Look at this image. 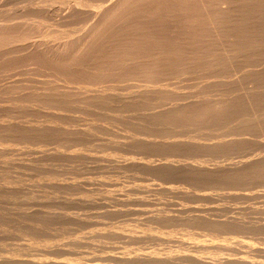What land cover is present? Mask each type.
Instances as JSON below:
<instances>
[{"label":"rangeland","instance_id":"1","mask_svg":"<svg viewBox=\"0 0 264 264\" xmlns=\"http://www.w3.org/2000/svg\"><path fill=\"white\" fill-rule=\"evenodd\" d=\"M102 1V2H101ZM112 1V2H111ZM0 0V21L3 20L0 23L1 26V35H0V39L3 37H1L2 35H6V37H4V40H0L1 41V47H0V207H2V209L0 208V256L2 258V256L4 257V259L0 258V264H28V262L25 263L24 260L31 262L30 264H197L199 262V264H209L208 262H215L218 259H222L224 258V260L226 261H220L222 264H228L227 262H229V264H240L242 260V264H245L244 261L248 262L250 260L251 263L255 262H261V263H257V264H262L264 262V257H261L262 253H264V215H261L262 213H264V161H262L261 166L260 163V157H262V160H264V122H262V120H264V0H135V4H134V0H125L122 3H120L119 5L116 6L115 9H113L114 11L112 12L113 15L111 13H106L105 17L107 16L109 17L108 14L112 15V18H108V20L103 19L102 20V25H104L103 29L101 28L102 25H99V21H101V19L99 18L96 19V16H98L100 13V10L98 9L99 7L103 8L104 10L107 7H110L112 5V3L115 2V0ZM141 1V2H140ZM154 1V2H153ZM187 1V2H186ZM221 3H218V2ZM255 1V2H254ZM40 2V3H38ZM91 2V4H90ZM107 2V3H106ZM108 2L110 5H108ZM129 2H132L133 5L130 3V5L128 4ZM139 2V3H138ZM151 2V3H150ZM175 2V3H174ZM178 2V3H177ZM184 2V3H182ZM208 2V3H207ZM211 2V3H210ZM217 2V3H216ZM224 2V3H223ZM81 3V4H80ZM89 3V4H88ZM93 3V4H92ZM102 3V4H101ZM165 3V4H164ZM202 3V5H201ZM207 3V4H206ZM236 3V4H235ZM72 4H75L72 5ZM107 4L106 8L105 5ZM143 4V5H142ZM212 4V5H211ZM219 4V5H218ZM244 4V5H243ZM20 5V6H19ZM23 5V6H22ZM35 5V6H34ZM78 5V7H77ZM85 5V6H84ZM102 5V6H101ZM125 5V6H124ZM127 5V6H126ZM179 5V6H178ZM205 5V6H204ZM210 5V6H209ZM224 5V6H223ZM19 6V7H18ZM28 8L26 9L25 7ZM41 8H40V7ZM87 6V7H86ZM130 6V7H128ZM132 6V7H131ZM220 6V7H219ZM18 7V8H17ZM41 9H39V8ZM43 7V9H42ZM94 10H92V14L91 17L89 16V14H91V11L89 13V10H91L92 8ZM95 7V8H94ZM135 7V8H134ZM140 7V8H139ZM183 7V9H182ZM188 7V8H187ZM213 9H212V8ZM20 8V9H19ZM38 11H37V9ZM75 8V10L73 9ZM88 8V9H86ZM97 8V9H96ZM101 8V10H102ZM163 8V9H161ZM179 8V9H177ZM205 10H204V9ZM222 10H221V9ZM224 8V9H223ZM24 9V10H23ZM68 9V10H67ZM72 9V10H71ZM79 9V10H78ZM124 9V11H123ZM126 9V10H125ZM144 11H143V10ZM177 9V10H176ZM181 9V10H180ZM199 9V10H198ZM16 12H14V11ZM17 10V11H16ZM44 10V11H43ZM74 10V11H73ZM83 10V11H82ZM88 10V11H87ZM99 10V13L97 11ZM122 10V12H121ZM149 10V11H148ZM168 10V12H167ZM172 10V11H171ZM203 10V11H202ZM208 10V11H207ZM220 10V11H219ZM43 11V12H41ZM76 11V12H75ZM81 11V12H80ZM87 11V13L85 14L84 12ZM215 11V12H214ZM8 12V13H7ZM18 12V13H17ZM25 12V13H24ZM27 12V13H26ZM31 15H30V13ZM46 12V13H45ZM66 12V13H65ZM95 12H97L95 14ZM193 12V13H192ZM14 13V14H13ZM22 13V14H21ZM83 13V14H82ZM89 13V14H88ZM122 13V14H120ZM186 15H185V14ZM188 13V14H187ZM204 13V14H203ZM20 14V15H19ZM38 14V15H36ZM48 14V15H47ZM55 14H60V15H64L63 16H59V15H55ZM88 14V15H87ZM190 14V15H189ZM203 14V15H202ZM10 17H8V16ZM18 15V16H17ZM47 15V16H46ZM71 15V16H69ZM84 15V16H83ZM117 15V16H116ZM120 15V16H118ZM176 17H175V16ZM206 15V18H205ZM211 15V16H210ZM213 15V16H212ZM6 17V19L4 17ZM12 16L14 18V16H16V19L14 18V20L16 21L15 23H13L14 21H12ZM23 16V18H21ZM36 16L35 19H32ZM57 16V17H56ZM88 16V17H87ZM114 16V19H113ZM160 16V17H159ZM170 16V17H169ZM173 16V17H172ZM221 16V17H220ZM28 17V18H27ZM30 17V18H29ZM50 17V18H49ZM72 17V18H71ZM84 17H87L86 19ZM94 17V18H93ZM130 17V18H129ZM137 17V18H136ZM141 17V18H140ZM164 17V18H163ZM185 17V18H184ZM189 17V20H188ZM193 17V18H191ZM197 17V19H196ZM10 18V19H8ZM44 18V20H43ZM54 20H53V19ZM58 18V19H57ZM60 18V19H59ZM62 18V19H61ZM70 18V21H69ZM95 19L94 21H91V19ZM103 18V17H102ZM133 18V20H132ZM148 18V19H147ZM209 18V19H208ZM22 20V22L17 20ZM39 19V20H38ZM42 19V21H41ZM47 19V20H46ZM56 19V21H55ZM65 19V20H64ZM85 19V21H84ZM88 19V20H87ZM92 19V20H93ZM138 19V20H137ZM168 19V20H167ZM194 19V20H193ZM24 20V21H23ZM34 20V21H33ZM58 20V21H57ZM64 20L66 22L63 23ZM98 22H97V21ZM107 21V25H106V21ZM117 20V21H116ZM150 20V21H149ZM205 20V22H204ZM9 21H12L11 24H15V25H8ZM18 21V23H17ZM40 21V22H39ZM55 21V22H54ZM105 21V23H104ZM174 21V22H173ZM199 21V22H198ZM35 22V23H33ZM47 22V24H49L50 22L55 25L56 22L59 23V25H64L63 28L60 26L59 28L57 26L55 27V25L53 26V24H49L51 29H53L51 26L55 27V29L57 28L56 32L52 31L53 35L52 36L50 31L47 30L48 26L47 25L45 27V24H43ZM70 24H69V23ZM91 22V23H90ZM94 22V23H93ZM99 25L98 28H100L99 30H101L99 32V30L95 29L97 24ZM113 22H115L113 24ZM165 22V23H164ZM168 22V23H167ZM198 22V23H197ZM223 22V23H222ZM241 22V23H240ZM247 22V23H246ZM5 23V24H4ZM18 25H17V24ZM21 23L24 24L21 25ZM35 24V26L37 28H40L39 26H43L44 28H46V30L44 28L38 29L36 30L33 26V24ZM39 23V25H37ZM41 23V25H40ZM100 23V24H101ZM104 23V24H103ZM109 23V24H108ZM118 23V24H117ZM187 23V24H186ZM193 23V24H192ZM213 23V24H212ZM20 24V27H19ZM29 25L28 27L26 25ZM83 24V25H82ZM84 24L89 27H86L87 29L84 27ZM122 24V25H121ZM156 24V25H155ZM191 26H188V25ZM197 24V25H196ZM207 24V25H205ZM213 26H212V25ZM5 25V26H4ZM17 25V26H16ZM69 27H68V26ZM72 25V26H70ZM106 25V26H105ZM112 25V26H109ZM116 25V26H115ZM126 28H125V26ZM131 25V26H130ZM187 25V26H186ZM196 25V26H195ZM220 25V26H219ZM235 25V26H234ZM9 27L8 29H6V27ZM15 26V27H14ZM22 26V27H21ZM33 26V27H31ZM82 26V28H81ZM95 26V27H92ZM114 26V27H113ZM134 26V27H133ZM163 26V27H162ZM186 26V27H185ZM26 27V28H24ZM67 27L71 30H68ZM92 27L94 30L89 28ZM124 27V28H123ZM129 27V28H128ZM173 27V28H172ZM175 27V28H174ZM213 27V28H212ZM216 27V28H215ZM221 27V28H220ZM3 28L5 29V31L7 30L8 32H5L3 30ZM21 28V29H20ZM34 28V29H33ZM60 28L63 29V32L60 31ZM66 28V29H65ZM85 28V29H84ZM108 28V29H107ZM153 28V29H152ZM168 28V29H167ZM189 28V29H188ZM198 28V29H197ZM201 28V29H200ZM215 28V29H214ZM244 28V29H243ZM29 31H28V30ZM59 29V30H58ZM82 29V30H81ZM84 29V30H83ZM107 29V30H106ZM111 29V30H110ZM133 29V31L131 30ZM172 29V30H171ZM183 29V30H182ZM187 29L189 31V33L187 32ZM34 30V31H33ZM36 30V32H35ZM81 30V33H80ZM93 32H92V31ZM95 30H97V34L95 33ZM146 32H145V31ZM199 30V31H198ZM12 31V32H11ZM19 31V32H18ZM33 35H31V32ZM41 31V32H40ZM43 31V33H42ZM59 31V34H57ZM85 31L84 36H86V34H88L89 32L92 34V36L90 35L91 38L93 39H88L89 36L85 37L83 36V32ZM118 31V32H117ZM180 31V32H179ZM222 33H221V32ZM246 31V32H245ZM28 32L30 34H28ZM40 34H39V33ZM47 33V36H49V34L54 38L52 39V37L50 39H46L45 37V33ZM61 32V33H60ZM66 32V33H65ZM73 34H72V33ZM137 32V33H136ZM163 32V33H162ZM177 32V33H176ZM187 32V35H185ZM206 32V33H205ZM244 32V33H243ZM5 33V34H4ZM8 33V34H7ZM11 33V34H10ZM17 33V34H16ZM23 33V34H22ZM36 33V35H34ZM37 33L39 35H37ZM41 33L44 35L43 39L41 37ZM71 33V34H69ZM89 33V34H90ZM142 33V34H141ZM146 33V34H145ZM149 33V34H148ZM20 34V35H19ZM26 34H28V36H26ZM56 34L58 36V40L56 39ZM61 34V39H59V35ZM62 34H65V37H62ZM88 34V35H89ZM96 34V35H94ZM158 34L160 35V37L158 36ZM171 34V35H170ZM201 34V35H200ZM208 36H207V35ZM216 34V35H215ZM229 34V35H228ZM30 35V36H29ZM67 35V36H66ZM72 35V36H71ZM147 35V37H146ZM156 35V36H155ZM196 35V36H195ZM17 36V37H16ZM26 36V37H24ZM39 36V37H38ZM64 36V35H63ZM81 36V37H78ZM82 36L83 39L85 40L82 41ZM145 36V37H144ZM182 36V38H181ZM185 36V37H184ZM187 36V37H186ZM192 38H191V37ZM195 36V37H194ZM222 36V37H221ZM10 37V38H9ZM21 37V38H20ZM30 37V38H29ZM32 37V38H31ZM41 37V38H40ZM50 37V36H49ZM47 37V38H49ZM76 42H73V38ZM81 38V41L84 42L85 44L83 45L81 41H79ZM96 37V38H95ZM125 37V38H124ZM141 37V38H140ZM144 37V38H143ZM189 37V38H188ZM226 37V38H225ZM7 38V39H6ZM18 38V39H17ZM20 38V39H19ZM34 38V39H33ZM36 38V40H35ZM63 38V40H62ZM66 40H65V39ZM72 38V39H71ZM102 38V39H101ZM139 38V39H138ZM27 41H26V40ZM31 39V40H29ZM40 39V40H39ZM97 39V40H96ZM151 39V40H150ZM177 39V40H176ZM183 39V40H182ZM187 42L185 43L186 40ZM211 39V41H210ZM223 39V40H222ZM43 40V41H41ZM70 42H69V41ZM95 42H94V41ZM101 40V41H100ZM150 40V41H149ZM166 40V41H165ZM194 40V41H193ZM23 41V43H22ZM34 41V42H33ZM41 41V42H40ZM47 41V43H46ZM52 43H51V42ZM56 42V44L54 42ZM62 41H66V43L62 42ZM88 41V42H87ZM91 41L93 42V45L91 44ZM121 41V42H120ZM141 41V42H140ZM144 41V42H142ZM147 41V42H146ZM154 41V42H151ZM164 41V42H163ZM193 42L192 43L190 42ZM215 41V42H214ZM218 41V42H217ZM31 42V43H30ZM45 42V43H44ZM49 42V43H48ZM78 42V43H77ZM90 42V43H89ZM119 42V43H118ZM134 42V43H133ZM227 42V43H226ZM4 43V44H3ZM31 44L29 46V44ZM33 43V44H32ZM44 43V44H43ZM82 46H81V44ZM89 45H88V44ZM137 43V44H136ZM139 43V44H138ZM142 43V44H141ZM150 43V44H148ZM154 43V44H153ZM158 43V44H157ZM163 43V44H162ZM177 43V44H176ZM180 43V44H179ZM191 43V44H190ZM21 47H20V45ZM25 44V45H24ZM42 44V45H41ZM49 46H48V45ZM69 46H66L68 45ZM71 44H75V45H71ZM84 48V50L82 49L81 52V47L79 45ZM145 44V46H143ZM156 44L158 46H156ZM163 46H162V45ZM176 44V47H175ZM187 46H186V45ZM35 45V46H34ZM37 45L40 47L39 49L37 48ZM47 45V46H45ZM56 45V46H55ZM138 47H137V46ZM150 45H152L150 47ZM161 45V46H159ZM168 45V46H167ZM172 45V46H171ZM180 45V46H179ZM184 45V46H183ZM190 45V46H189ZM18 46V48H17ZM32 46V47H31ZM65 46V47H64ZM78 46V47H77ZM107 46V47H106ZM134 46V47H133ZM141 46V47H140ZM151 48V49H155V53L153 52L154 50L151 49H143L145 48ZM31 47V50L29 49ZM68 47V48H66ZM71 47V48H70ZM77 47V48H76ZM101 47V48H100ZM120 47V48H119ZM143 47V48H142ZM157 47V48H155ZM159 47V49H158ZM168 47V48H167ZM187 47V48H186ZM232 47V48H231ZM15 48V49H14ZM33 48V49H32ZM36 48V49H35ZM42 48L44 50H42ZM49 48V49H47ZM74 48V49H73ZM77 49V53L79 52V54L76 53V51H71V50H76ZM80 48V50H79ZM91 48V50H90ZM94 48V49H93ZM114 48V49H113ZM130 48V49H129ZM136 48V49H134ZM139 48V49H138ZM166 49V50H173L172 52H168V56L165 51H162V49ZM176 48V50L174 49ZM178 48V50H177ZM181 48V49H180ZM186 48V49H185ZM18 49V50H17ZM35 49V50H34ZM52 49H55V51L53 50V52L51 51ZM57 49V50H56ZM87 51H86V50ZM111 49V50H110ZM139 51H138V50ZM142 49V50H141ZM158 49L159 51L156 52ZM192 49V50H191ZM5 50V51H4ZM42 51L41 53L38 52ZM119 50V51H118ZM133 50V51H132ZM135 50V51H134ZM148 52H147V51ZM188 52H185L187 51ZM30 51V52H29ZM43 51H47L45 53H43ZM142 51V52H141ZM183 51V53H182ZM192 51V52H190ZM38 52V53H37ZM50 54H49V53ZM52 52V53H51ZM58 52V53H56ZM74 53V56H77L74 58V56H72V53ZM135 52V53H134ZM144 52V53H143ZM153 52V53H152ZM166 53V54H162V53ZM175 52V54H174ZM180 52V53H179ZM190 52V53H189ZM31 53V54H29ZM56 53V54H55ZM70 53V54H69ZM134 53V54H132ZM139 53V54H138ZM149 55H148V54ZM162 54V57L160 54ZM171 53V54H170ZM186 53L187 57H186ZM189 53V54H188ZM194 56H192V54ZM212 53V55H211ZM36 54V55H35ZM40 54V55H39ZM42 54V56H41ZM45 54V56H44ZM47 54V55H46ZM57 55V56H53V55ZM61 54V55H60ZM77 54V55H76ZM81 54V55H80ZM100 54V55H98ZM132 54V55H129ZM140 55L139 57L136 55ZM147 54V55H146ZM154 54V55H153ZM159 57H158V55ZM191 54V55H190ZM37 55L39 57H37ZM51 57L49 58L48 57ZM60 55V56H59ZM80 55V56H79ZM136 57L137 60H134V56ZM153 55V56H151ZM156 55V57H155ZM164 55V56H163ZM175 57H174V56ZM183 57H182V56ZM221 55V56H220ZM26 56V57H25ZM44 56V57H43ZM132 56V57H131ZM147 57L146 60L143 61V59H145L144 57ZM179 56V57H178ZM192 56V57H191ZM208 56V57H207ZM29 57V58H28ZM37 57V58H36ZM47 57V59L45 58ZM55 57V58H54ZM58 57V59L56 58ZM62 57V58H61ZM95 57V58H94ZM143 57V59H142ZM150 57H153V61L150 62ZM155 57V58H154ZM164 57V58H163ZM167 57V58H165ZM177 57V58H176ZM199 57V58H198ZM54 60H53V59ZM63 61H61V59ZM134 58V59H131ZM150 58V59H148ZM218 58V59H217ZM73 59V60H72ZM81 59V60H80ZM94 59V60H93ZM97 59V60H96ZM109 59V60H108ZM114 59V60H113ZM140 59L141 64H140ZM157 59V60H155ZM162 59V60H161ZM178 59V60H177ZM189 59V60H188ZM194 61H192V60ZM215 59V60H213ZM53 60V61H52ZM57 60V61H56ZM75 60V61H74ZM77 60V61H76ZM122 60V61H121ZM160 60V62L158 61ZM170 60V61H169ZM175 60V61H174ZM185 60V62L183 61ZM187 60V62H186ZM57 63H56V62ZM60 61V63H58ZM138 66H136L135 62ZM154 61H158L157 63H154ZM162 61V64H161ZM170 62L169 64L167 62ZM173 61V62H172ZM51 62V63H50ZM55 62V63H53ZM64 62V63H63ZM65 62H70L69 64ZM76 62V64H75ZM118 62V63H117ZM166 62V63H165ZM180 62V63H178ZM183 62V64L181 63ZM189 62V63H188ZM195 62V63H194ZM24 65H23V64ZM62 63V64H61ZM85 63V64H84ZM116 63V64H115ZM123 63V65H122ZM148 64L151 63L150 67L149 66H143V64ZM177 63V64H176ZM185 63V64H184ZM53 64V65H51ZM95 64V65H94ZM120 64V67L117 65ZM133 64H135L133 66ZM155 65L153 67L157 68L156 72L154 71L155 69L152 68V65ZM158 64V65H157ZM159 64L163 65V69L162 70V66ZM171 64V65H170ZM173 64V65H172ZM192 64V65H191ZM45 65V66H44ZM59 65V66H58ZM65 65V66H64ZM82 65V66H81ZM170 65V67H169ZM180 65V66H179ZM185 65V66H184ZM64 66V67H63ZM70 69V71L67 69ZM70 66V67H69ZM104 66V67H103ZM142 67L146 70L148 69H152V73H158L159 70V74H156V77L154 74H152L149 71V73L145 71L142 72L141 69L142 68H138V67ZM158 66L161 67L158 69ZM167 66V67H166ZM172 66L174 68H172ZM193 66V67H192ZM199 66V67H198ZM15 67V68H14ZM62 67V68H61ZM66 67V68H65ZM83 67V68H82ZM85 67V68H84ZM100 67V68H99ZM132 67V68H131ZM137 67V68H136ZM208 67V68H207ZM50 70H47V69ZM60 68V69H59ZM65 68V69H63ZM96 68V69H95ZM120 68V69H119ZM135 71H134V69ZM169 68V69H168ZM176 68V69H175ZM179 68V69H178ZM191 68V69H190ZM23 69V71H22ZM26 69V70H25ZM53 69V70H52ZM55 69V70H54ZM99 69V70H98ZM123 69V70H122ZM133 69V70H132ZM139 71H138V70ZM154 69V70H153ZM175 69V70H173ZM178 69V70H177ZM184 69V70H183ZM28 70V72H27ZM31 70V72L29 73V71ZM58 70H62V71H58ZM64 70V72H63ZM82 70V71H81ZM87 70V71H86ZM106 70V71H105ZM113 70V71H112ZM121 70V71H120ZM130 70V71H129ZM139 73H136L137 71ZM170 70V71H169ZM173 72H172V71ZM177 70V71H176ZM183 70L184 73L181 71ZM193 70V71H190ZM41 74L40 76L38 74ZM46 71V72H44ZM69 71V72H68ZM163 71V72H162ZM165 71V72H164ZM167 71V72H166ZM181 71V72H180ZM211 71V72H210ZM19 72L21 74H19ZM49 72V73H48ZM67 72V73H66ZM83 72V73H82ZM93 72V73H92ZM95 72V73H94ZM115 72V73H114ZM118 72V73H117ZM120 72V73H119ZM129 72V73H128ZM180 72V73H179ZM195 72V73H194ZM12 73V74H11ZM26 73V74H25ZM47 73V74H46ZM56 73V74H55ZM64 73V74H63ZM102 73V74H101ZM126 75H125V74ZM131 73V75H130ZM134 73H136V77L134 76ZM148 75H147V74ZM154 75L152 77V75ZM182 73V74H181ZM28 74V75H27ZM43 74V76H42ZM50 74V76L48 75ZM53 74V75H52ZM68 74V75H67ZM90 74V75H89ZM123 74V75H122ZM165 74V75H164ZM167 74V75H166ZM9 75V76H8ZM48 77H47V76ZM98 75V76H97ZM138 75V76H137ZM163 75V76H162ZM174 75V76H173ZM193 75V76H192ZM12 76V77H10ZM21 76V77H20ZM48 80H47V78ZM52 76V78H51ZM97 76V77H96ZM142 78H141V77ZM146 76V77H145ZM149 76V77H148ZM165 76V77H164ZM14 77V78H13ZM17 77V78H16ZM19 77L21 79L22 82H20ZM31 77V79H30ZM35 77V78H34ZM57 77V78H56ZM69 77V78H68ZM73 78L74 80L72 81L71 78ZM134 77V78H132ZM138 77V78H137ZM152 77V78H151ZM158 77V78H157ZM163 77V78H162ZM170 77V78H169ZM177 79H176V78ZM11 78V80H9ZM33 78V79H32ZM37 78V79H36ZM47 80H41V79ZM51 78V79H50ZM57 80H55V79ZM59 78V79H58ZM76 78V79H75ZM98 78V79H97ZM146 78V79H145ZM154 78V79H153ZM157 78V79H156ZM194 78V79H193ZM197 80H196V79ZM213 78V79H212ZM217 78V79H216ZM235 78V79H234ZM25 79V80H24ZM27 79V80H26ZM51 81H50V80ZM54 79V80H53ZM61 79V80H60ZM81 79V81L79 80ZM85 81H84V80ZM137 79V80H135ZM149 79V80H148ZM151 79V81H150ZM164 79V80H163ZM176 79V80H175ZM179 79V80H178ZM183 79V80H182ZM215 79V80H214ZM33 82H31V81ZM38 80V81H37ZM59 80L61 82H59ZM62 80L66 81L63 82ZM77 80V81H76ZM90 80V81H89ZM105 80V81H104ZM129 80V81H128ZM159 80V81H158ZM172 80V81H171ZM196 80V81H195ZM203 80V82H202ZM12 81V82H11ZM15 81V82H14ZM19 83H18V82ZM26 81V82H25ZM28 81H30L31 83H29ZM39 86H37L35 83ZM42 81V82H41ZM44 81V82H43ZM49 81V82H48ZM53 81V82H52ZM58 81V83H57ZM75 81V82H74ZM92 81V82H91ZM104 81V82H103ZM127 81V82H125ZM138 81H143V82H138ZM155 81V82H154ZM174 81V82H173ZM207 81V82H206ZM214 81V82H212ZM217 81V82H216ZM18 84H17V83ZM71 82V83H70ZM81 82V83H79ZM87 83V84H84ZM94 82V83H93ZM147 82V83H144ZM170 82V83H169ZM9 83V86H8ZM22 83V85L20 86L19 84ZM47 85L44 86V84ZM49 83V84H48ZM52 83V84H51ZM62 83V86H61ZM76 83V84H75ZM92 83V85H91ZM106 83V84H105ZM108 83V86H107ZM168 83V84H167ZM199 83V84H198ZM11 84V85H10ZM28 84V85H27ZM35 84V86H34ZM43 86H42V85ZM54 84V85H53ZM56 84V86H55ZM66 84V85H64ZM72 84V85H71ZM83 84V85H82ZM89 84V85H88ZM94 84V86H93ZM98 84V85H97ZM101 87L103 86L105 88V90L108 92L104 93L96 91L98 89H96L95 87L99 88L100 90V85ZM120 84V85H119ZM139 84V85H138ZM144 85V86H141ZM154 84V85H153ZM156 84V85H155ZM162 84V85H161ZM7 85V86H6ZM14 85H17L15 87H17V89L14 87ZM26 86L25 88L22 86ZM32 87L30 88L29 87ZM50 87H49V86ZM75 85V86H74ZM91 85V86H90ZM97 85V86H96ZM116 85V86H115ZM124 85V86H123ZM147 85V86H146ZM74 86V88L72 89V87ZM78 86V87H77ZM86 86V87H85ZM110 86V87H109ZM114 86V87H113ZM135 86V87H133ZM138 86V87H137ZM151 86V89L149 88ZM222 86V87H221ZM14 88L13 91L12 89L9 88ZM20 89H19V88ZM22 87V88H21ZM37 87V88H36ZM43 87V88H42ZM45 87V88H44ZM62 87V88H61ZM144 87V88H143ZM149 90H148V88ZM163 87V88H162ZM185 87V88H184ZM4 88V89H3ZM64 88V89H63ZM110 88V89H109ZM133 88V89H132ZM136 88H140V89H136ZM142 88V89H141ZM6 89V90H5ZM23 89V90H21ZM44 89V90H43ZM80 89V90H79ZM96 89V90H95ZM123 89V90H122ZM145 89V90H143ZM197 89V91H196ZM203 89V90H202ZM215 89V90H214ZM11 90V93H10ZM19 90V91H17ZM75 90H79L76 91ZM86 91L83 93V91ZM95 90V92L93 91ZM110 90V91H109ZM118 90V91H117ZM135 90V91H134ZM137 90V91H136ZM142 90V91H140ZM261 90V91H260ZM8 91V92H7ZM22 91V92H21ZM82 91V93H80ZM101 91L102 88H101ZM112 91V92H111ZM130 91V92H129ZM156 91V92H155ZM159 91V92H158ZM200 91V93H199ZM202 91V92H201ZM17 92V93H16ZM26 92V94H25ZM80 94H79V93ZM93 92V93H92ZM135 92V93H134ZM53 93V94H52ZM98 94L101 93L100 97H97V95H92L91 94ZM105 93L106 96H105ZM118 93V94H116ZM128 93V94H127ZM192 93V94H191ZM196 95H195V94ZM262 93V94H261ZM11 94V95H10ZM70 94V95H69ZM73 94V95H72ZM76 96H75V95ZM88 94V95H87ZM110 94V95H109ZM123 94V95H122ZM213 94V95H212ZM55 97H54V96ZM90 95V96H89ZM127 95V96H126ZM168 95V96H167ZM207 95V96H206ZM5 96V97H4ZM49 96V97H48ZM94 96V97H93ZM106 101H102L103 98ZM139 96V97H138ZM53 97V98H52ZM80 97V98H79ZM92 97V98H91ZM97 97V98H96ZM108 97H110L108 99ZM113 97V98H112ZM123 97V100H122ZM153 97V98H152ZM84 98V99H83ZM99 98V99H98ZM148 98V99H147ZM215 98V100H214ZM223 98V100H222ZM252 98V99H251ZM259 98V99H258ZM14 99V100H13ZM55 99V100H54ZM80 99V100H79ZM93 100L94 102L98 103H94L91 100ZM98 99V100H97ZM177 99V100H176ZM188 99V100H187ZM48 100V101H47ZM98 102H97V101ZM100 100V101H99ZM191 100V101H190ZM218 100V101H216ZM228 100V101H227ZM248 100H251L248 102ZM62 103H61V102ZM220 101V102H219ZM58 102V103H57ZM88 104H86V103ZM90 102V103H89ZM180 102V104L178 103ZM182 102V103H181ZM186 102V103H184ZM190 102V103H189ZM195 102V103H194ZM208 104H207V103ZM219 104H218V103ZM222 102V103H221ZM238 102V103H237ZM249 105H247L248 103ZM25 103V104H24ZM31 103V104H30ZM34 103V105H33ZM38 103V104H37ZM80 103V106H79ZM104 105H103V104ZM110 103V105H109ZM116 103V104H115ZM155 103V104H154ZM199 105H198V104ZM216 103V105H214ZM246 103V104H245ZM256 103V104H255ZM3 104V105H2ZM19 104V105H18ZM24 104V105H23ZM30 104V105H29ZM36 104V105H35ZM47 104V105H46ZM51 104V105H50ZM54 106H53V105ZM73 105V106H70ZM75 104V105H74ZM96 105V106H89L88 105ZM102 104V105H101ZM158 104V105H157ZM191 104V105H190ZM196 104L198 105V107L196 106ZM209 104L211 106H209ZM233 104V106H232ZM254 104L253 107L255 109H253L252 105ZM40 105V106H39ZM60 105V106H59ZM69 107H67V106ZM85 105V106H83ZM169 105L166 109L165 107ZM173 105V106H172ZM207 105V107H206ZM235 105V106H234ZM28 106L29 110H26ZM37 106H39L37 108ZM42 106V107H41ZM45 106V107H44ZM53 106V107H52ZM100 106V107H98ZM106 106V107H105ZM109 106V107H108ZM111 106L113 107V109L111 108ZM122 106V107H121ZM152 106V107H151ZM161 106V108H157ZM165 106V107H164ZM180 106V107H179ZM183 106V108H181ZM194 106L195 109L193 108ZM200 106L204 107L203 111L204 114H206V110H207V114L205 116L203 115L202 111H197L200 110ZM214 106L215 110H219L220 114H218L219 112L217 111V113L214 110ZM220 106V107H219ZM225 106V108L223 107ZM231 108H230V107ZM241 106V107H240ZM9 107V108H8ZM21 107V108H20ZM25 107V108H23ZM31 107V108H29ZM34 107V108H33ZM36 107V109H35ZM46 109H44V108ZM58 107L60 109H58ZM63 107V109H62ZM67 107V108H66ZM72 107V108H71ZM74 107V109H73ZM84 107V108H83ZM91 107V110H90ZM119 107V108H118ZM154 107V108H153ZM173 107V108H170ZM213 108L212 110L209 111V109ZM219 109H218V108ZM235 107V109H234ZM244 107V108H243ZM40 108V109H39ZM48 108V109H47ZM54 108V109H53ZM69 108V109H68ZM79 108V109H77ZM88 108V110L86 109ZM96 108H98V110H96ZM116 108V110H115ZM185 108V109H184ZM188 108V109H187ZM191 110H190V109ZM209 108V109H208ZM224 110H223V109ZM251 108V110H250ZM17 109V110H16ZM62 109V111H60ZM104 109V110H103ZM119 109V110H118ZM160 109V110H159ZM164 109V110H162ZM179 109V110H178ZM222 111H221V110ZM234 109V110H232ZM22 110V111H20ZM39 110L40 113L37 111ZM52 114H49V112ZM57 110V111H56ZM67 110V111H66ZM83 110V111H82ZM87 110V111H86ZM90 110V111H89ZM103 110V111H102ZM107 110V111H106ZM172 110V111H171ZM184 110V111H181ZM186 110V111H185ZM202 110V108H201ZM214 110V111H213ZM232 110V111H231ZM237 110V113L236 111ZM244 110V111H242ZM247 110L249 112H247ZM257 110V114L255 113V111ZM262 110V111H261ZM94 113H92V112ZM96 111V113H95ZM112 111V112H111ZM117 111V112H116ZM138 111V112H137ZM169 111V112H168ZM192 114V111L194 113V111L196 112L195 114H192L196 117V119H194L195 117L192 116L189 112ZM227 111V112H225ZM232 113H230V112ZM11 112V113H10ZM46 112L48 113L46 115ZM61 112V113H60ZM64 112V116H62V113ZM89 112V113H88ZM100 112V114H99ZM172 112V113H170ZM180 112H184L186 113L185 115L180 114ZM214 112V113H213ZM224 112V113H223ZM233 112L236 114H233ZM246 114H245V113ZM39 113V114H37ZM112 113V115H111ZM168 113V114H167ZM202 113V114H201ZM238 113L240 119L238 118ZM242 113V114H240ZM254 113V114H253ZM261 115H260V114ZM42 114H44L43 116H41ZM55 114H58L55 116ZM66 114V115H65ZM69 114V115H68ZM73 114V115H72ZM76 114V115H75ZM86 114V115H84ZM103 114V115H101ZM117 116H116V115ZM180 114V115H179ZM200 114V115H199ZM210 116H209V115ZM226 116L224 117L223 116ZM245 114V115H244ZM251 114V115H250ZM252 114L254 117H252ZM260 117L259 120L257 118V116ZM3 115V116H2ZM22 115V116H21ZM38 115V116H37ZM60 115V117H59ZM95 115V116H94ZM101 117V119L98 117ZM108 115V116H107ZM112 117H111V116ZM122 115V116H121ZM127 115V116H126ZM166 115V116H165ZM174 115V116H172ZM177 115V116H176ZM181 115L182 118L184 116H187V118H183L185 121H181L183 119H181ZM209 117H208V116ZM212 115H216V122L219 121V116L220 119L221 116L224 117L226 119H222V121L219 123L215 122V117L213 116V118L210 119V117H212ZM218 115V116H217ZM231 117H230V116ZM19 116V117H18ZM48 116V117H47ZM58 116V117H57ZM68 116V117H67ZM78 116V120L77 117ZM83 119H82V117ZM110 116V118H109ZM177 118H176V117ZM180 116V117H179ZM191 116V117H190ZM202 116V117H201ZM228 116V118H227ZM235 117V120L231 123V121L233 120V118ZM243 116V117H242ZM246 116H248L247 118L251 121H249L248 119H246ZM256 116V118H255ZM6 117V118H4ZM18 117V118H17ZM33 117V118H32ZM41 119H40V118ZM71 117V119H70ZM74 117V118H73ZM88 117V119L86 118ZM96 117V118H95ZM98 117V118H97ZM104 117V118H103ZM118 117V118H117ZM123 117V118H122ZM171 119H169V118ZM190 117V118H188ZM218 117V118H217ZM251 117V118H250ZM262 117V118H261ZM34 118H36L35 120L37 121L35 123ZM54 118V119H53ZM59 118V119H58ZM65 118V119H64ZM85 118V119H84ZM95 118V119H94ZM174 118V120H173ZM176 118V119H175ZM181 120H178V119ZM208 118V119H207ZM238 118V119H237ZM254 118L256 120H254ZM29 119V120H28ZM53 119V120H52ZM68 119V121H67ZM103 119V120H102ZM106 119V120H105ZM169 119V120H168ZM193 119L195 120V122L199 121V124L202 122V126L198 125L197 123L196 125L192 124L194 121L190 120ZM205 119V121H204ZM208 121H207V120ZM213 119V120H212ZM218 119V120H217ZM232 119V120H231ZM248 120L249 122H246V120ZM253 119V121H252ZM3 120V121H2ZM26 120V121H25ZM31 120V121H30ZM44 120V121H43ZM48 120V121H47ZM63 120V121H62ZM75 120V121H74ZM81 122H80V121ZM85 120V121H84ZM96 120V121H95ZM102 122H101V121ZM126 120V121H125ZM132 120V121H131ZM178 120V121H177ZM186 120L188 122H190V125L188 122H186ZM211 122H210V121ZM223 120L226 122H223ZM228 120L229 124H228ZM245 120L246 124L243 123V121ZM10 121V122H9ZM17 123H16V122ZM59 121L61 123H59ZM67 123H66V122ZM71 121V122H70ZM89 121L90 122V126H89ZM104 121V122H103ZM106 121V122H105ZM114 121V122H113ZM128 121V122H127ZM171 121V122H170ZM180 121V124L178 123ZM203 121L206 123L205 125L207 126H211L212 129H216V130H212L213 132H210V129L206 127H204L205 125H203ZM240 121V123H239ZM257 121V122H256ZM14 122V123H13ZM28 122V123H27ZM40 122V123H39ZM43 122V123H41ZM47 124H45V123ZM53 122V123H52ZM75 122V123H74ZM88 124H87V123ZM92 122H94L92 124ZM108 122V123H107ZM162 122V124H161ZM174 124H173V123ZM177 122V123H176ZM185 122V123H184ZM210 122V123H209ZM214 122V123H212ZM236 122V123H235ZM254 122V123H252ZM8 123V126H7ZM59 123V124H58ZM70 123V125H69ZM81 123V124H80ZM85 123V124H84ZM153 123V125H152ZM223 123V124H222ZM239 123V124H238ZM245 125H243V124ZM249 123V125L247 124ZM258 123V124H257ZM27 126H25V125ZM34 126H30V125ZM50 124V125H49ZM62 124V125H61ZM92 124V126H91ZM166 124V125H165ZM179 124V125H176ZM218 125V126H214V125ZM228 124V125H227ZM232 124V125H231ZM252 124V125H250ZM16 127H15V126ZM39 125H41L40 127H38ZM44 125V126H43ZM49 125V126H48ZM55 125V126H54ZM61 125V126H59ZM72 125V126H71ZM80 125V127H79ZM96 125V126H95ZM106 125V127H104ZM163 125V126H162ZM174 125V129L172 128V126ZM213 125V126H212ZM223 125V126H222ZM228 127H226V126ZM238 125V127H237ZM247 125V126H246ZM36 126V128H35ZM51 126V128H49ZM54 126V127H53ZM63 126L65 128H63ZM89 126V127H88ZM116 126V127H115ZM130 126V127H129ZM151 126H156L153 130L151 128ZM160 127V129L164 128L163 130H158V128ZM165 126V127H164ZM171 126V127H168ZM182 126L180 128V130L176 131V127ZM189 126V127H186ZM192 126V127H191ZM222 126V129L220 130V127ZM234 128H238V130L233 129ZM241 126V130L239 131V128ZM28 127V128H27ZM38 127V128H37ZM44 127V130H43ZM56 127V130H55ZM69 127V128H67ZM93 127V128H92ZM99 127V128H98ZM101 127V129H100ZM108 127V128H107ZM158 127V128H157ZM190 134H187V132ZM202 127V128H201ZM219 127V128H217ZM226 129H225V128ZM230 127H231V131H230ZM260 127V128H258ZM25 128V129H22ZM78 128V129H77ZM80 128V129H79ZM85 128V129H84ZM87 128V129H86ZM90 130H89V129ZM117 128V129H116ZM171 128V129H170ZM188 128V129H187ZM197 128V129H195ZM199 128V129H198ZM201 128V130H200ZM204 128V129H203ZM246 128V129H244ZM17 129L16 132V136L14 135L15 131ZM19 129V131H18ZM30 129V130H28ZM40 129V130H39ZM51 129V131L49 130ZM58 129V130H57ZM60 129V130H59ZM64 129V130H62ZM73 129V130H71ZM91 129L92 132H91ZM96 129V131H95ZM100 129V130H99ZM107 129V130H106ZM170 131H169V130ZM207 129L208 133H206L207 131L205 130ZM229 129V130H228ZM5 132H4V131ZM9 130V131H8ZM14 130V131H13ZM26 130V131H25ZM80 130V131H79ZM104 130V132L102 131ZM113 130V132H112ZM134 130V131H133ZM154 130H158L159 133H161L160 131H162V137H160L158 135V138L154 133L156 131ZM172 130H174V133L172 134H168L170 132H173ZM190 130V131H188ZM192 130H197L195 133L199 134L198 136H195L194 132ZM227 130V132L225 131ZM234 130V131H233ZM253 130V132H252ZM256 130V131H255ZM23 131V134L22 132ZM42 131V132H39ZM44 131V133H43ZM51 133H50V132ZM64 133H63V132ZM82 131V134H81ZM101 131V132H100ZM157 131V132H158ZM183 131V132H181ZM201 131V132H200ZM218 131V132H217ZM244 131V133H243ZM28 132V133H27ZM49 132V133H48ZM61 132V133H59ZM67 132V133H66ZM84 132V133H83ZM107 132V134L105 135V133ZM111 132V133H109ZM117 132V133H116ZM124 132V133H123ZM153 132V133H152ZM167 132V133H166ZM186 132V134H185ZM215 132V133H214ZM222 132V133H221ZM243 134H242V133ZM31 133V134H30ZM41 133V134H40ZM47 133V135L45 134ZM56 133V134H55ZM78 133V134H76ZM80 133V135H79ZM97 133V134H96ZM131 133V134H130ZM152 133V134H151ZM180 133V134H179ZM182 133H184L182 135ZM212 133V135H211ZM218 135H217V134ZM226 133V134H225ZM233 133V134H232ZM238 133V134H237ZM253 133V134H250ZM34 134V136H33ZM38 134V135H37ZM52 134V135H51ZM61 134V135H60ZM92 134V135H91ZM155 137H154V135ZM168 134V135H165ZM193 134V135H192ZM232 134V135H231ZM37 135V136H36ZM42 135V136H41ZM43 135L46 136V138H43ZM72 139H69V137ZM84 135V136H83ZM90 135V136H89ZM108 135V136H107ZM172 135V136H170ZM203 137H201V136ZM206 135V136H205ZM208 135V136H207ZM211 135V136H210ZM217 135V136H216ZM223 135V136H222ZM226 135V136H225ZM230 135V136H229ZM249 135V136H248ZM260 135V136H259ZM24 136V137H22ZM26 136V137H25ZM30 136V139L28 138ZM49 136V137H48ZM54 136V137H53ZM59 136V137H58ZM66 136V137H65ZM86 136V137H85ZM165 136V137H164ZM187 136V137H186ZM205 136V137H204ZM214 136V137H213ZM229 136V137H228ZM241 136V137H240ZM6 137V138H5ZM10 137V138H9ZM14 137V138H13ZM17 137V138H16ZM22 137V138H21ZM35 137V138H34ZM37 137V138H36ZM53 139L51 140L50 139ZM90 137V138H89ZM153 137V138H152ZM177 137V138H176ZM185 137V138H184ZM194 137L196 139H194ZM198 137V138H197ZM210 139H209V138ZM244 137V138H243ZM246 137V139H245ZM6 140H5V139ZM8 138V139H7ZM17 140H16V139ZM19 138V139H18ZM40 138V139H39ZM56 138V139H55ZM82 140H81V139ZM93 138V141H92ZM157 140H155V139ZM163 138V139H162ZM165 138V140H164ZM170 138V139H169ZM176 138V139H175ZM184 138V139H183ZM225 138V139H224ZM228 138V139H227ZM234 138V139H233ZM239 138V139H238ZM243 138V139H241ZM15 139V140H13ZM24 141H22V140ZM38 139V140H37ZM60 139V140H58ZM117 139V140H116ZM191 139V140H190ZM208 139V140H207ZM220 139V141H219ZM233 139V140H232ZM239 141H238V140ZM257 139V140H256ZM261 139V140H260ZM2 140V141H1ZM4 140V141H3ZM27 140V141H26ZM49 140V141H48ZM56 140V141H54ZM65 140V142H64ZM71 140V141H70ZM75 140V141H74ZM80 140V141H79ZM85 140V141H84ZM101 140V141H100ZM104 140V143H103ZM155 140V143H154ZM176 140V142H175ZM182 140V141H181ZM188 140V141H187ZM197 140V142L195 141ZM213 140H215L213 142ZM224 140V142H223ZM232 140V141H231ZM241 140V143H240ZM22 141V142H21ZM40 141V142H39ZM47 143H45V142ZM52 141V142H51ZM54 141V142H53ZM63 141V142H62ZM69 144H68V142ZM113 141V142H112ZM162 141V142H161ZM169 141V142H167ZM178 141H181L179 143H177ZM185 141V142H183ZM192 143H191V142ZM195 141V143H193ZM201 143H200V142ZM217 141V142H216ZM229 141V142H228ZM17 142V143H16ZM34 144L32 145L31 143ZM42 142V143H41ZM56 142V143H55ZM60 142V144L58 143ZM62 142V143H61ZM72 144H71V143ZM87 142V144H86ZM89 142V143H88ZM96 142V143H95ZM183 142V143H182ZM190 142V143H189ZM205 144H204V143ZM208 142L210 144H208ZM219 142V143H218ZM221 142V143H220ZM228 142V143H227ZM244 142V143H243ZM13 143V144H12ZM20 143V144H19ZM41 143V144H40ZM76 143V144H74ZM82 143V144H81ZM150 143V144H149ZM169 143V144H168ZM218 143V146L217 144ZM226 143V144H225ZM238 143V144H237ZM240 143V145H239ZM5 144V145H4ZM12 144V146H10ZM48 144V145H47ZM59 144V145H58ZM64 144V145H63ZM68 144V146H67ZM74 144V145H73ZM92 144V146H91ZM106 144V145H105ZM111 144V145H110ZM130 144H132L133 147L129 146ZM183 144V145H182ZM186 144V145H185ZM195 146H194V145ZM199 144V145H198ZM203 144V145H202ZM207 144V145H206ZM212 144L214 146H212ZM225 144V146H224ZM232 144V145H231ZM234 144L236 146H234ZM17 145V146H16ZM22 145V146H21ZM27 145V146H26ZM53 145V146H52ZM56 145V147H55ZM71 145V146H70ZM104 145V147H102ZM109 145V146H107ZM119 145V146H118ZM124 145V146H123ZM128 145V146H127ZM185 145V147L183 148V146ZM209 145V146H208ZM223 145V147H222ZM228 145V146H227ZM257 145V146H256ZM2 146V147H1ZM24 146V147H23ZM26 146V147H25ZM34 146V147H33ZM46 146V147H45ZM60 146V147H58ZM62 146V148H61ZM66 146V147H65ZM105 146L107 148H105ZM160 146V148H158ZM180 146V147H179ZM192 146V147H191ZM202 146V147H201ZM212 146V147H211ZM220 146V147H219ZM234 148V149H230ZM11 147V148H10ZM23 147V148H22ZM31 147V148H30ZM91 147V148H90ZM110 147V148H109ZM125 147V148H122ZM130 147V148H128ZM139 147V148H138ZM146 147V148H145ZM156 147V148H155ZM175 147V148H174ZM195 147V148H194ZM198 147L200 149H198ZM204 147V148H203ZM210 149V151L208 150V148ZM228 147V148H227ZM3 148V149H1ZM7 148V149H6ZM15 148V149H14ZM17 148V149H16ZM52 148V149H51ZM90 148V149H89ZM97 148V149H96ZM116 148V149H115ZM118 148V150H117ZM121 148V149H120ZM127 148V149H126ZM136 148V149H135ZM138 148V149H137ZM141 148V149H140ZM177 150H174L176 149ZM193 148V149H192ZM216 148H219V151L217 149V151L219 152L217 154ZM224 148V151L223 149ZM226 148V149H225ZM237 148V150H236ZM247 150H245V149ZM259 150H258V149ZM22 149V150H21ZM26 149V150H25ZM36 149V150H35ZM50 149V150H49ZM57 152H56V150ZM92 149V150H91ZM110 149V150H109ZM114 149L116 151H114ZM120 149V150H119ZM131 149V151L129 150ZM149 149V150H148ZM155 152H154V150ZM159 149V150H158ZM209 151V155L207 154ZM212 149V150H211ZM229 149V150H228ZM239 149V150H238ZM255 152H252L254 151ZM11 150V151H10ZM15 150V151H13ZM18 152H17V151ZM31 150V152L29 151ZM34 150V151H32ZM55 150V151H54ZM84 150V151H83ZM91 150V151H90ZM113 150V151H111ZM125 150V151H124ZM127 150V151H126ZM137 150V152H136ZM142 152H141V151ZM158 150V151H157ZM170 150V151H169ZM186 154H182L183 151ZM192 151L193 156H191V153L189 152ZM200 150V151H199ZM201 150L203 152H201ZM206 150V151H205ZM228 150V151H227ZM236 150V151H234ZM242 151V155L240 154ZM247 152L244 153L243 152ZM249 150V151H248ZM21 151V152H19ZM23 151V153H22ZM50 151V152H49ZM60 151V153H59ZM71 151V152H70ZM75 151V152H74ZM77 151V152H76ZM124 151V152H123ZM150 151V152H149ZM159 151H162L163 154H161L162 152H160V156L157 155L156 153H159ZM182 151V152H181ZM214 151V152H213ZM251 151V152H250ZM257 151V152H256ZM259 151V153H258ZM13 152L15 153V155L13 154ZM33 152V153H32ZM38 152V153H37ZM82 152V153H81ZM118 152V153H117ZM128 152V153H127ZM141 152V153H140ZM154 152V153H153ZM170 152V154H168ZM177 154L174 155L173 154ZM188 152L190 154H188ZM194 152L197 154V156L194 154ZM207 152V153H206ZM236 152V153H235ZM240 152V153H238ZM250 152V154H249ZM5 155H4V154ZM11 153V154H10ZM19 153V154H16ZM26 155H25V154ZM45 153L47 155H45ZM52 153V154H51ZM63 153V154H62ZM70 153V154H69ZM123 153V154H122ZM132 153V154H130ZM146 153L148 155H146ZM151 153V154H149ZM204 153V154H203ZM225 153V154H224ZM238 153V154H237ZM244 153V155H243ZM252 153H254L252 155ZM10 154V156H9ZM29 154V155H28ZM41 154V155H40ZM67 154V156H66ZM72 154V155H71ZM87 155V157L85 155ZM139 154V155H138ZM141 154V155H140ZM145 154V155H144ZM153 154V156H151ZM168 154V155H166ZM210 154L212 155L210 157ZM231 154V155H229ZM250 156H249V155ZM262 154V155H261ZM19 155V156H18ZM25 155V156H24ZM36 155V156H35ZM44 155L43 157H40ZM59 155V156H58ZM74 155V156H73ZM80 157H79V156ZM93 155V156H92ZM164 155V156H163ZM169 155H170V159H169ZM181 155V156H180ZM199 155V156H198ZM208 155V156H207ZM226 155V156H225ZM228 155V156H227ZM236 158H235V156ZM237 155L239 156L237 158ZM15 156V157H14ZM21 156V157H20ZM27 156V157H26ZM45 156L47 158H45ZM51 156V157H50ZM72 156V157H70ZM78 156V157H77ZM86 158H85V157ZM130 156V157H128ZM134 156V157H133ZM185 156V158H184ZM260 156V157H259ZM24 157V158H23ZM50 157V158H49ZM63 157V159H62ZM70 157V158H68ZM127 157V158H125ZM155 157V159H154ZM176 157V158H174ZM204 157V158H203ZM205 157H207L205 159ZM13 158V159H12ZM16 160H15V159ZM23 158V159H22ZM82 161H81V159ZM88 158V159H87ZM110 158V159H109ZM149 158V159H148ZM157 158V159H156ZM192 158V159H191ZM202 158V159H201ZM210 158V159H209ZM248 158V159H247ZM250 158L253 160H256L258 164L255 163V161L253 162L252 160H250ZM259 160H258V159ZM25 159V160H24ZM50 159V160H49ZM84 159V160H83ZM151 159V160H150ZM198 159V160H197ZM200 159V160H199ZM204 159V161H202ZM229 159V160H228ZM236 159V160H235ZM238 159V160H237ZM13 162H12V161ZM27 160V161H26ZM53 160V161H52ZM73 160V161H71ZM77 160V161H75ZM144 160V161H142ZM148 160V161H147ZM162 160V161H161ZM180 160V161H179ZM190 163H189V161ZM197 160V162H196ZM244 160V161H241ZM249 160V161H248ZM29 161H31V164ZM84 161V162H83ZM90 161V162H89ZM147 161V162H146ZM158 161V162H157ZM182 161V162H181ZM188 161V164H187ZM199 161V162H198ZM227 161V163H226ZM231 161V162H230ZM236 161V162H235ZM255 163V165H250L248 163ZM4 162V163H1ZM8 162V163H7ZM10 162V163H9ZM13 164H12V163ZM22 164H20V163ZM23 162H25L23 164ZM30 164H29V163ZM65 162V163H64ZM70 162V163H69ZM72 162V163H71ZM79 162V163H78ZM161 162V163H160ZM177 162V164H175ZM184 162V163H183ZM185 162H186V166H185ZM196 162V163H195ZM208 162V163H206ZM213 162V163H212ZM244 164H242V163ZM6 163V164H5ZM37 163V164H36ZM55 163V164H54ZM87 163V164H86ZM128 163V164H127ZM149 163V164H148ZM164 163H166L165 167ZM169 163V164H168ZM183 163V164H182ZM203 163V165H202ZM205 163V164H204ZM211 163V165H210ZM218 167L215 168L216 164ZM225 163V164H224ZM229 163V164H228ZM235 163V165H234ZM250 166V167H246L245 166ZM3 164V165H2ZM12 164V165H11ZM18 166H16V165ZM68 164V165H67ZM93 165L91 167V165ZM120 164V165H119ZM122 164V166H121ZM136 164V165H135ZM141 164V165H140ZM145 164V166H144ZM168 164V165H167ZM170 164H173V168L171 169ZM182 164V166H181ZM190 164H195V166H191ZM198 164V165H197ZM199 164L201 166H199ZM215 164V165H214ZM232 164V165H231ZM2 165V166H1ZM10 165V166H9ZM14 165V166H13ZM22 165V166H21ZM26 165H29L26 167ZM34 167H36L35 169H32ZM39 165V166H38ZM51 165V167H50ZM58 165V166H57ZM85 165V166H84ZM139 165V166H137ZM162 167H161V166ZM176 165V166H175ZM192 167V168H190ZM214 165V166H213ZM7 166V168H6ZM38 166V167H37ZM141 166V167H140ZM144 166V167H143ZM149 166V167H148ZM170 166V167H167ZM179 166V169L178 167ZM203 166V167H202ZM222 166V167H221ZM225 166V167H224ZM230 166V167H229ZM235 166V167H234ZM243 166V167H241ZM5 167V168H4ZM71 167V168H70ZM91 167V168H90ZM137 167V168H136ZM153 167V168H152ZM167 167V168H166ZM174 167H176V169L180 170H176ZM182 171H181V169ZM184 167V168H183ZM199 167V168H198ZM207 167L209 169L207 170ZM213 167V168H212ZM231 167H234L232 169H230ZM236 167H238L237 169H235ZM255 167V168H254ZM262 167V169L260 170V168ZM18 168V169H17ZM43 168V169H42ZM112 168V170H111ZM114 168V169H113ZM136 168V169H134ZM139 168V169H138ZM149 169L150 170H145ZM155 168V169H154ZM164 168H166V170H164V173L162 172ZM170 168V169H168ZM188 168L190 171H188ZM220 169L219 171L217 170ZM224 168H226V170L229 168V174L231 173V171L236 172L237 175H240V173L242 172L243 175L245 177H243L245 180H250L248 182L244 181L243 178H241L243 175L239 176V179L237 178L238 176L232 172L231 174L235 175V176H231L230 175H226L228 174L227 171L225 170L224 172ZM240 168H242V170H246V172L244 173ZM247 168V169H246ZM249 168H252V170H250ZM259 168V169H258ZM26 169L28 170V172L26 171ZM31 169V170H30ZM39 169V170H38ZM122 169V170H120ZM133 169V170H132ZM153 169V171L151 170ZM185 169V170H183ZM195 169L197 171L196 175L193 174ZM202 169V170H201ZM205 169V170H204ZM212 169L214 171V173H217L219 175L218 172H220V174L223 171V174L221 175H215L212 172ZM215 169V170H214ZM235 169V170H234ZM258 169V170H257ZM2 170V171H1ZM6 172H5V171ZM35 170V171H34ZM59 170V172L57 171ZM63 170V171H62ZM95 170V171H94ZM119 170V171H118ZM127 170V171H126ZM129 170V171H128ZM132 170V171H131ZM135 170V171H134ZM147 172V174H145L144 172ZM157 170H159L158 175H157ZM171 170V171H170ZM175 170V171H174ZM186 170L188 171V174L186 173ZM218 172H215V171ZM241 172H240V171ZM12 171V173H10ZM37 171V172H36ZM93 171V172H92ZM112 171V173L110 172ZM114 171V172H113ZM140 171V173L138 172ZM142 171V172H141ZM152 171V172H150ZM155 171V173H154ZM193 171V172H192ZM200 172L197 173V172ZM252 171V172H251ZM262 171V172H260ZM9 172V173H8ZM22 172H26L23 173V175L21 174ZM39 172V173H38ZM50 172V173H49ZM77 172V173H76ZM87 172V173H86ZM92 174H91V173ZM118 172V173H117ZM127 172V173H126ZM149 172V174H148ZM162 172V173H161ZM169 174L167 175L166 174ZM174 172V174L172 173ZM177 172V173H176ZM190 172V173H189ZM240 172V173H239ZM3 173V175H2ZM20 175H19V174ZM57 173V174H55ZM61 173V174H60ZM81 173V174H80ZM132 173V174H129ZM143 173V175L145 176H141ZM151 173V174H150ZM171 173V174H170ZM205 173V174H204ZM226 173V174H224ZM239 173V174H238ZM241 173V174H242ZM258 173L257 175L254 174ZM9 174V175H6ZM17 174V175H16ZM86 174V175H85ZM160 174V175H159ZM165 174V175H164ZM177 174V175H176ZM180 174V175H179ZM182 174H185V178L188 180H184L185 178L182 177ZM190 174V176H189ZM198 174V175H197ZM203 174L205 176H203ZM213 174V175H212ZM254 176H253V175ZM16 175V176H15ZM33 175V176H31ZM37 175V176H36ZM45 175V176H44ZM57 175V176H56ZM119 175V176H117ZM135 179H132V177ZM135 177H134V176ZM152 175V176H149ZM173 175L167 178V176ZM175 175V176H174ZM178 175L181 178L180 181H178L180 179V177H178ZM208 177H207V176ZM222 175L226 176H231V177H226L229 179L228 183H226L227 181H225V177ZM246 175H247V179H246ZM260 175V176H259ZM5 176V177H3ZM25 176L27 178H25ZM44 176V177H43ZM52 176V177H51ZM98 176V177H97ZM137 176V177H136ZM142 177L141 179L139 178ZM194 176H197L194 178ZM202 176V177H201ZM215 176V177H214ZM7 177V180H5ZM22 177V178H21ZM34 177V178H33ZM69 177V178H68ZM117 177V179H116ZM125 177V178H124ZM130 177V178H129ZM147 177V179H146ZM152 179H150V178ZM177 177L179 178L177 180ZM251 177V178H250ZM5 178V179H3ZM20 178V179H19ZM68 178V179H67ZM114 178V181H113ZM166 178V180H165ZM191 178V179H190ZM195 180H193V179ZM199 178H202V180H200ZM214 178V179H213ZM235 178V179H234ZM257 178V180H256ZM13 179V180H12ZM46 179V180H45ZM139 179V180H138ZM145 179V180H144ZM213 179V180H212ZM224 179V180H223ZM232 179L234 180V183L232 181ZM241 179V180H240ZM259 179V180H258ZM4 180V181H2ZM21 180V181H20ZM28 180V181H27ZM40 180V181H38ZM98 180V181H97ZM159 180V181H158ZM164 180V182H163ZM177 180V181H176ZM193 180V181H192ZM202 182H200V181ZM216 180V181H215ZM242 181V183H239V181ZM252 180V181H251ZM2 181V182H1ZM107 183H106V182ZM124 181V182H123ZM126 181V182H125ZM131 181V182H130ZM140 181L142 182V184L140 183ZM206 181V182H205ZM211 181V182H210ZM25 182V183H24ZM47 182V183H46ZM60 182V183H58ZM103 182V183H101ZM119 182V183H118ZM129 182V184H128ZM157 182V183H156ZM179 182V183H178ZM189 182H191L190 184H188ZM194 182V183H193ZM232 182V183H231ZM246 182V183H245ZM12 183V185H11ZM29 183V184H27ZM32 183V184H31ZM46 183V184H45ZM49 183V184H48ZM58 183V184H57ZM71 183V185L69 184ZM74 183V184H73ZM112 183V184H111ZM132 183V184H131ZM153 183V184H152ZM169 185H168V184ZM182 183V184H181ZM185 183V184H183ZM200 184L199 189L202 190L200 191L198 189V186L196 184ZM210 183V185H209ZM213 183V185H212ZM220 183V184H219ZM226 183V186H225ZM6 184V185H5ZM24 184V185H23ZM48 184V186H47ZM52 184V185H51ZM54 184V185H53ZM57 184V185H56ZM61 184V187H60ZM69 184V185H68ZM108 186H107V185ZM134 184V185H133ZM158 184V185H157ZM161 184V185H160ZM165 184V185H164ZM192 184L196 185V187H194ZM202 184L204 186H202ZM208 184V185H207ZM227 184H230L228 186H230L228 188ZM239 184V186H238ZM241 184V185H240ZM258 184V185H257ZM20 185V186H19ZM22 185V186H21ZM31 185V186H30ZM67 185V186H66ZM137 185V186H136ZM140 185V186H139ZM160 185V186H159ZM163 185V186H162ZM189 185V186H188ZM206 185V187H205ZM234 185V186H233ZM241 186V188L239 189L238 187ZM5 186V187H4ZM35 189H34V187ZM38 186V187H37ZM55 186V187H54ZM128 186V187H127ZM142 186V187H141ZM152 186V187H150ZM156 186V187H155ZM169 186V187H168ZM209 186V187H208ZM224 186V187H221ZM244 186V187H243ZM2 187V188H1ZM11 187V188H10ZM38 189H37V188ZM77 187V188H76ZM141 187V188H140ZM162 187V188H161ZM165 187V188H164ZM175 187V189H174ZM205 187V188H204ZM228 189H227V188ZM237 189H236V188ZM253 187V188H252ZM27 188V190H26ZM33 188V189H31ZM74 188V189H73ZM144 188V189H143ZM148 188H150L148 190ZM155 190H154V189ZM161 188V189H159ZM168 188V189H167ZM171 188V189H170ZM173 188V189H172ZM182 188V189H181ZM186 188V189H184ZM195 188V189H193ZM224 188V189H223ZM232 188V189H231ZM235 188V189H234ZM257 188V189H256ZM5 191H4V190ZM43 189V190H42ZM59 189V190H58ZM71 191H70V190ZM78 189V190H77ZM139 189V191H138ZM141 189V190H140ZM146 189V191H145ZM152 189V190H151ZM164 189H166L168 191H164ZM186 191H184V190ZM205 189V190H204ZM212 189V190H211ZM214 189V190H213ZM217 189V190H216ZM227 189V190H226ZM239 189V191H238ZM14 194H12V191ZM17 190V191H16ZM33 190V191H32ZM41 190V191H40ZM56 190V191H55ZM62 190V191H61ZM75 190V191H74ZM81 190V191H80ZM104 190V191H103ZM109 192H108V191ZM127 190V191H126ZM159 190V191H158ZM174 190V192H172ZM177 190V192H175ZM191 190V192H190ZM204 190V191H203ZM210 190V191H209ZM232 190V191H231ZM258 190V191H257ZM260 190V191H259ZM9 191V192H7ZM23 191V192H22ZM28 191V192H26ZM55 191V192H53ZM58 191V192H57ZM65 191V193H64ZM95 191V192H94ZM122 193H119V192ZM131 191V193H130ZM134 191V192H133ZM137 191V192H136ZM154 191V192H153ZM208 191V192H207ZM214 191V192H213ZM217 191V192H215ZM224 191H227L224 192ZM2 192V193H1ZM5 192V193H4ZM34 192V193H33ZM51 192V194H50ZM63 192V195H62ZM156 192V193H155ZM165 192V193H164ZM196 193V195L194 193ZM213 192V194H211ZM219 192L221 194H219ZM224 192V193H223ZM4 193V194H3ZM8 193V194H7ZM32 193V194H30ZM56 193V194H55ZM96 193V194H95ZM114 193V194H113ZM125 195H124V194ZM127 193V194H126ZM135 193V194H134ZM140 193V194H139ZM142 193V194H141ZM146 193V194H145ZM147 193H149L147 195ZM158 193V195H157ZM162 193V194H160ZM176 194L174 195V194ZM199 193V194H197ZM207 193V194H206ZM232 193V194H231ZM234 193V194H233ZM236 193V194H235ZM239 193V194H237ZM262 193V194H261ZM7 194V195H5ZM18 194V195H17ZM28 194V195H27ZM38 194H40L41 196H39ZM55 194V196H54ZM116 194V195H115ZM119 194V195H118ZM166 194V195H164ZM170 194V195H169ZM182 194V198L181 195ZM187 196V198L184 196ZM192 194V195H190ZM206 194V195H204ZM252 194V195H251ZM2 195V196H1ZM30 195V196H29ZM32 195V196H31ZM44 195V196H43ZM50 197H49V196ZM154 195V198H152V196ZM156 195V196H155ZM199 197H198V196ZM202 195V196H201ZM227 197H226V196ZM262 195V196H261ZM17 196V197H16ZM34 196V197H33ZM43 196V197H42ZM52 200H50L48 197ZM79 196V199H78ZM82 196V197H81ZM84 196V197H83ZM93 196V197H92ZM104 196H108L107 198ZM109 196H113L112 198ZM115 196V197H114ZM126 196V197H125ZM141 196V197H140ZM151 196V199L149 198ZM175 196V197H172ZM184 196V197H183ZM189 196V197H188ZM192 196V197H190ZM224 196V198H222ZM231 196V197H230ZM233 196V197H232ZM242 196V198H240ZM4 197V198H3ZM7 197V198H6ZM10 197V198H9ZM22 197V198H21ZM36 197V198H35ZM38 197V198H37ZM40 197V198H39ZM45 197V198H44ZM92 197V198H91ZM120 197V199H119ZM123 197V198H122ZM128 197V198H127ZM131 197V198H130ZM195 197V198H194ZM245 199H244V198ZM249 199H247V198ZM12 198V199H11ZM18 198V200H17ZM19 198H21L19 200ZM25 198V199H24ZM68 198V199H67ZM81 198V199H80ZM114 198V199H113ZM135 198V199H134ZM142 198V199H141ZM145 198V199H144ZM195 199V200H191ZM200 199L198 201V199ZM206 198V199H205ZM9 199V200H7ZM11 199V200H10ZM16 199V200H15ZM47 199V200H46ZM55 199V200H54ZM58 199V200H57ZM61 199V201H60ZM85 199V200H84ZM113 199V200H112ZM119 200V202L117 200ZM124 199H126L127 201H125ZM128 199L130 200V202L128 203ZM132 199V200H131ZM139 199V200H138ZM173 199V200H172ZM180 199V200H178ZM214 199V200H213ZM232 199V200H231ZM236 199V200H235ZM254 199V200H253ZM257 199V200H256ZM259 199V200H258ZM23 200V202L21 201ZM28 200V201H27ZM34 201L32 203H30V201ZM39 200V201H38ZM42 200V201H41ZM45 203H44V201ZM67 200V201H66ZM89 202H88V201ZM124 200V201H123ZM149 200V201H148ZM151 200V201H150ZM170 200V201H169ZM186 200V201H185ZM189 200V201H188ZM242 200V201H240ZM245 200V201H244ZM261 200V201H260ZM9 203H8V202ZM12 201V202H11ZM19 203H17V202ZM38 201V202H36ZM48 201V202H46ZM53 201V202H52ZM58 201V202H56ZM63 201V203H62ZM72 201V202H70ZM80 201L82 203V201H84L82 204H80ZM112 201V202H111ZM115 201V203L113 202ZM117 201V202H116ZM123 201V202H122ZM132 201V202H131ZM135 201H137V204ZM144 201V202H143ZM154 201V203L152 204V202ZM162 201V203L160 202ZM180 201V202H179ZM184 201V202H183ZM208 201V202H207ZM220 201V202H219ZM227 201V202H226ZM247 201V202H246ZM7 202V203H6ZM11 202V203H10ZM27 202V205H25ZM44 205H41V203ZM70 202V203H68ZM86 202V203H85ZM141 202L143 203V205L141 204ZM149 202V203H148ZM151 202V204H150ZM166 202V203H164ZM172 202V203H171ZM179 202V203H178ZM198 202V203H197ZM218 202V203H216ZM262 202V203H259ZM13 203V204H12ZM25 203V204H24ZM34 203H37L36 205ZM57 203V204H55ZM68 205H67V204ZM89 203V204H88ZM96 203V204H95ZM101 203V204H100ZM124 203V204H123ZM133 203V204H132ZM171 203V204H169ZM177 203V204H175ZM192 203V204H191ZM221 203V204H220ZM232 203V204H230ZM252 203V204H251ZM9 204V205H8ZM32 204V206H31ZM34 204V205H33ZM50 207H49V205ZM62 204V205H61ZM64 204V205H63ZM87 204V205H86ZM99 204V205H98ZM108 204V205H107ZM119 204V205H118ZM136 204V205H135ZM173 204V205H172ZM203 204V205H202ZM226 204V205H225ZM230 204V205H229ZM243 206H242V205ZM250 204V205H249ZM262 204V205H261ZM13 207H10V206ZM17 206L16 208L14 207ZM24 205V206H22ZM46 205V207H45ZM48 205V207H47ZM53 205V206H52ZM56 205V206H55ZM58 205V207H57ZM68 207H66V206ZM71 205V206H69ZM74 205V206H73ZM76 205V207H75ZM83 205V206H82ZM85 205V206H84ZM126 205V207H125ZM152 205V206H151ZM168 205V206H167ZM177 207H176V206ZM195 205V206H193ZM198 205V206H197ZM217 205V206H216ZM226 207H225V206ZM253 205V206H252ZM61 206V207H60ZM93 206V208H92ZM98 206V207H96ZM102 206V207H101ZM104 206V207H103ZM179 206V207H178ZM186 206V207H185ZM192 206V211H188V207ZM200 209H197V207ZM220 208H219V207ZM235 209H234V207ZM237 206V207H236ZM239 206V207H238ZM242 206V207H241ZM247 206V207H246ZM250 206V207H249ZM258 206V207H257ZM260 206V207H259ZM24 207V208H23ZM33 207V208H32ZM43 207V208H42ZM52 207V208H51ZM60 207V208H59ZM71 207V208H70ZM73 207V208H72ZM89 207V208H88ZM137 207V209L135 208ZM140 207V208H139ZM150 207H152L151 209H149ZM160 207V208H159ZM166 207L168 208V210H166ZM176 210H175V208ZM182 207V209H181ZM185 207V209L183 210V208ZM196 207V208H193ZM211 207V208H209ZM214 207V208H213ZM216 207V208H215ZM225 207L227 209V211L222 208ZM253 207V208H252ZM256 207V208H255ZM41 208V209H40ZM64 208V209H63ZM70 208V209H69ZM88 208V210H87ZM95 208V209H94ZM121 208V209H120ZM142 208V209H141ZM159 208V209H158ZM163 208V209H162ZM181 210H178V209ZM222 208V209H221ZM229 208V209H228ZM233 209L231 211V209ZM237 208V209H236ZM246 208V209H245ZM255 208V209H254ZM32 211H31V210ZM46 209V210H44ZM85 209V210H84ZM115 209V210H114ZM125 209V210H124ZM140 209V210H138ZM144 209V210H143ZM146 209V210H145ZM162 209V210H161ZM172 209V210H171ZM191 209V208H190ZM208 209V210H206ZM216 211H215V210ZM220 209V210H219ZM251 209V210H250ZM4 212H3V211ZM37 210V211H35ZM40 210V212H39ZM53 210V213H51ZM100 210V213H99ZM108 210V211H107ZM119 210V211H118ZM123 210V211H122ZM130 210V212H129ZM135 210V211H132ZM154 210V211H152ZM160 212H158V211ZM174 210V212H173ZM183 210V211H182ZM195 212H194V211ZM214 210L215 212H217V210L223 212V213H219V211L217 212V214L212 211ZM240 210V211H239ZM249 210V211H248ZM256 210L258 211L257 214L256 211H254V213L256 214H251L250 217H248L250 214L249 213H253L252 211ZM43 211V212H42ZM60 212V216L59 214H57ZM67 211V212H66ZM75 211V212H74ZM91 211V212H90ZM94 211V212H93ZM118 211V212H115ZM125 211V213H124ZM147 213H146V212ZM182 211V212H181ZM185 211V213H184ZM187 211V212H186ZM237 211L241 212H245L246 213V217L248 218H241L243 217V212L238 213ZM248 211V212H247ZM48 215H47V213ZM85 212V213H83ZM90 212V213H89ZM97 212V213H96ZM133 212L134 214L132 215ZM144 212V213H143ZM154 212V213H153ZM158 212V214H157ZM162 212V215H161ZM168 212V213H167ZM192 212V213H191ZM213 212V214L211 213ZM226 212V213H225ZM230 212V214H229ZM38 213V214H37ZM45 213V214H44ZM64 213V214H63ZM95 213V214H94ZM105 213V214H104ZM109 215H108V214ZM118 213V214H117ZM124 213V214H123ZM130 213V214H128ZM171 213V214H170ZM173 213V214H172ZM184 213V214H183ZM192 215L190 217V214ZM196 213V214H195ZM202 213V214H201ZM205 215H204V214ZM238 213V217H233L232 219H228V217L230 215H234L237 216ZM244 213V214H245ZM248 213V216H247ZM25 214V215H24ZM67 214V215H66ZM75 214V216L73 215ZM85 214H89V215H85ZM101 214V216H100ZM128 214V215H127ZM149 214V215H148ZM152 214V215H151ZM156 214V215H155ZM166 214V216H165ZM170 216H169V215ZM178 216H177V215ZM189 216H188V215ZM195 214V215H194ZM215 214V215H214ZM223 214V215H222ZM236 214V215H235ZM30 218H28L27 216ZM46 215V216H45ZM51 215V216H50ZM63 215V216H61ZM84 215V216H83ZM108 217H105V216ZM118 215V216H116ZM121 215V217L119 216ZM141 215V216H140ZM143 215V216H142ZM174 217H173V216ZM180 215V216H179ZM182 215V216H181ZM187 215V216H186ZM199 215V216H197ZM201 215V216H200ZM211 216V217H207V216ZM213 215V216H212ZM229 215V216H228ZM241 217H240V216ZM256 215V217H255ZM12 216V217H10ZM16 216V218H15ZM20 218H19V217ZM22 216V217H21ZM24 216V217H23ZM34 216V217H33ZM93 216V217H92ZM96 216V217H95ZM111 220H110V218ZM116 216V218H115ZM132 216V217H131ZM169 216V217H168ZM173 219H172V217ZM176 216V217H175ZM196 216V217H195ZM204 216V217H203ZM209 219V222L207 223V218ZM215 216V217H214ZM223 218H222V217ZM254 216V218L252 219L251 217ZM259 216V219L258 217ZM261 216V217H260ZM28 219H27V218ZM41 217V219H40ZM58 217V218H57ZM78 217V219H77ZM83 217V218H82ZM88 217V218H86ZM120 217V219H119ZM123 217V218H122ZM138 217H140L138 219ZM145 217V218H143ZM153 217V218H152ZM168 217V218H167ZM185 217V218H184ZM199 217V218H198ZM201 217V218H200ZM227 219H224L226 218ZM245 217V216H244ZM3 218V219H2ZM32 218V219H31ZM48 219V220H45ZM54 220H50V219ZM56 218V219H54ZM64 218V219H63ZM90 218V219H89ZM95 218V220H94ZM97 218V219H96ZM108 221H106V219ZM114 218V220L112 219ZM131 218V219H130ZM134 218V219H132ZM150 218V219H148ZM158 220H155V219ZM160 218V219H159ZM176 218V220H175ZM187 218V220H186ZM190 218V219H189ZM193 218V219H192ZM198 220L196 225L195 224V219ZM198 218V219H197ZM230 218V217H229ZM239 220V222H237V219ZM262 218V219H261ZM58 219V221H57ZM62 221H61V220ZM69 219V222L67 221ZM92 219V220H91ZM130 219V220H129ZM138 219V220H137ZM181 220V222H178V220ZM201 219V220H200ZM206 219V223L203 222V220ZM213 220L210 224V220ZM220 220L222 223H224L223 221L225 220V223L227 224V220H229L228 222V226L226 224H223L218 221ZM224 219V220H223ZM235 219L234 223L233 220ZM240 219L242 220L240 222ZM243 219H248V222L246 223ZM249 219H251V221L249 222ZM258 219V220H257ZM9 220V221H8ZM15 220V221H14ZM19 220V221H18ZM29 220V221H28ZM40 220V222H39ZM42 220V221H41ZM50 220V221H49ZM56 220V221H55ZM60 220V222H59ZM75 220V221H74ZM94 220V222H93ZM99 222H98V221ZM117 220V221H116ZM125 220V221H124ZM133 220V221H132ZM136 220V221H135ZM151 220V221H150ZM153 220V221H152ZM161 220V221H160ZM163 220V221H162ZM171 222H170V221ZM179 220V221H180ZM185 220V221H183ZM191 220L193 221V223L191 222ZM230 220L234 223H230ZM253 220V222H252ZM257 220V221H256ZM6 221V222H5ZM21 221V222H20ZM23 221V222H22ZM45 221V222H44ZM54 225H53V223ZM66 221V222H65ZM78 221V223H77ZM88 221V222H87ZM146 221V222H145ZM156 221V222H155ZM165 221V222H164ZM217 221V222H216ZM8 222V223H7ZM28 222V223H27ZM50 224H49V223ZM58 222V223H57ZM73 222V223H72ZM76 222V223H75ZM80 222L82 224H80ZM98 224H97V223ZM138 222V223H137ZM151 222V223H150ZM173 222V224H172ZM178 222V223H176ZM186 222V224H185ZM190 222V224H189ZM256 222V223H254ZM261 222V223H260ZM6 223V224H5ZM38 223V224H37ZM65 223V224H63ZM68 223V224H67ZM100 223L102 225H100ZM114 223V224H113ZM130 223V224H129ZM144 223V224H143ZM160 223V226H159ZM165 223V225H164ZM176 223V224H175ZM188 223V224H187ZM201 223V225H200ZM232 224V225H229ZM245 225H242L244 224ZM251 223V224H250ZM254 223V224H253ZM9 224H11L9 226ZM24 224V225H23ZM29 224V225H28ZM48 224V225H47ZM75 224V225H74ZM84 224V225H83ZM88 224V225H86ZM92 224V225H91ZM183 224V225H181ZM209 224V225H208ZM217 224V225H216ZM248 224V225H247ZM25 225L27 226L25 228ZM36 225V226H35ZM53 225V226H52ZM58 225V226H57ZM72 226L71 227H69ZM112 225V226H111ZM136 225V226H135ZM138 225V226H137ZM163 225V226H161ZM169 225V226H168ZM171 225V226H170ZM181 225V226H180ZM193 225V226H192ZM258 225V226H257ZM262 225V226H261ZM32 226V228H31ZM38 226V227H37ZM65 226V227H64ZM68 226L70 229H68ZM132 226V227H131ZM141 226V227H140ZM189 226V227H188ZM197 226V227H196ZM206 226V227H205ZM211 226V227H208ZM218 226V227H217ZM223 226V227H220ZM233 228H231V227ZM241 226V228H240ZM243 226L246 228V231L244 230L245 228H243ZM252 226V227H251ZM260 226V227H259ZM24 227V228H23ZM37 227V228H36ZM59 227V228H58ZM61 227V229H60ZM83 227V228H82ZM117 227V228H115ZM164 227V228H163ZM195 227V228H194ZM200 227V228H199ZM203 227V229H202ZM240 229H238V228ZM261 228L259 230V228ZM22 228V230H21ZM31 229L27 230V229ZM34 228V229H33ZM36 228V229H35ZM39 228V229H38ZM46 228V229H45ZM49 228V229H48ZM65 228V229H64ZM76 228V229H75ZM80 228V229H79ZM109 228V229H108ZM155 228V229H154ZM168 228V229H167ZM173 228V229H172ZM177 228V229H176ZM186 228V229H185ZM198 228V229H196ZM207 228V229H206ZM213 228H217L212 230ZM230 228V229H229ZM248 228V229H247ZM253 228V229H252ZM257 230H254V229ZM9 229V231H8ZM26 229V230H24ZM53 229V230H52ZM137 229V230H136ZM226 229L228 230V232L226 233ZM238 229V230H237ZM242 229V231H241ZM13 230V231H12ZM52 230V231H51ZM67 230V231H66ZM71 230V231H70ZM74 230V231H73ZM97 230V231H96ZM108 230L115 232L117 231L119 235H117V233L114 235L110 234L112 232H109ZM115 230V231H114ZM119 230V231H118ZM131 230V231H130ZM160 230V231H159ZM222 233H220L219 232ZM236 230V232L234 231ZM245 232H244V231ZM252 230V231H250ZM262 230V231H261ZM5 233H4V232ZM26 231V232H25ZM33 231V232H32ZM47 233H46V232ZM51 231V232H50ZM107 231L109 232L107 235ZM133 231V232H132ZM167 231V233H166ZM178 231V232H177ZM191 231V232H190ZM198 231V232H197ZM219 233H218V232ZM239 231V232H237ZM261 231V232H260ZM25 232V233H23ZM35 232V234H34ZM55 232V233H54ZM57 232V233H56ZM60 232V233H59ZM67 232V234H66ZM93 232V233H92ZM94 232L99 233V234H94ZM101 232V233H100ZM106 232V233H105ZM154 232V233H153ZM199 234H196V233ZM203 232V233H202ZM216 232V233H214ZM247 232V233H246ZM250 232V234H249ZM254 232V233H251ZM259 232V233H258ZM43 233V234H42ZM64 233V234H63ZM82 233V234H81ZM91 233L92 236L89 234ZM133 233V234H131ZM140 233V234H138ZM168 235H166V234ZM174 233V234H173ZM31 234V235H30ZM52 236H49L51 235ZM55 234V235H54ZM59 234V235H58ZM62 234V235H61ZM79 234V235H78ZM86 234V235H85ZM94 234V235H93ZM114 234V233H113ZM126 234V235H125ZM135 234V235H134ZM145 235L144 237H141ZM151 234L156 235L155 237L151 238ZM176 234V235H175ZM203 234V235H202ZM256 234V236H255ZM21 235V236H20ZM28 235V236H27ZM34 235V236H33ZM48 235V236H46ZM88 235V236H87ZM90 235V236H89ZM102 237H100V236ZM112 235V236H111ZM130 235V236H129ZM131 235L135 236L137 239L134 238L133 241H136V243L132 242V240L129 238H131ZM139 235V236H138ZM153 235V236H154ZM161 235V236H160ZM164 235V236H163ZM193 235V236H192ZM209 235V236H208ZM212 235V236H211ZM241 235V236H240ZM244 235V236H242ZM247 237H246V236ZM250 235H254V236H250ZM260 235V236H259ZM63 236V237H62ZM82 236V237H81ZM99 236V237H98ZM159 236V237H158ZM167 236V237H165ZM237 238H236V237ZM262 236V237H261ZM69 237V238H67ZM78 239L77 242L76 240V244H71V241L73 239ZM91 237V238H90ZM110 237V238H109ZM141 237V240L140 238ZM158 238H167V239H157ZM172 237V238H171ZM185 237V238H184ZM210 237V238H209ZM249 237V238H248ZM251 237V238H250ZM261 237V238H260ZM18 238V239H17ZM84 238V239H82ZM120 238V240H119ZM152 240H150V239ZM155 238V239H154ZM173 238H176L174 240H172ZM181 238V240L179 241V239ZM204 238H208V239H204ZM213 238V239H212ZM219 238V240H218ZM222 238V239H221ZM245 238V239H244ZM143 239V240H142ZM157 239V240H156ZM178 239V240H177ZM184 239V240H183ZM203 239V240H202ZM224 239V240H223ZM231 239V240H230ZM233 239L234 242L236 243V246H233V248L235 249V251L230 250L232 247L229 245H235L232 244L233 243ZM239 241H237V240ZM243 239V240H242ZM252 239V240H251ZM114 240V241H113ZM139 240V241H138ZM146 240V241H145ZM159 240V241H158ZM161 240V241H160ZM164 240H167V242ZM196 240V241H195ZM201 240V241H200ZM209 240V241H208ZM214 240V241H213ZM251 243H249L248 241ZM256 240V241H254ZM74 241V240H73ZM124 241V242H123ZM145 241V242H144ZM232 241V243L230 242ZM247 241V242H245ZM86 242V243H85ZM169 242V243H168ZM180 242V243H179ZM184 242V243H183ZM187 242V243H186ZM199 242L201 244H199ZM216 242V243H215ZM222 242V244L220 243ZM229 242V243H228ZM240 242H244L243 245L242 243L240 244ZM255 242V243H254ZM73 243V242H72ZM124 245H123V244ZM130 243V244H127ZM168 243V244H166ZM176 245H175V244ZM182 243V244H181ZM196 243V245L194 244ZM214 243V244H213ZM238 243V245H237ZM248 243L250 245H248ZM80 244V245H79ZM146 244V245H145ZM149 244V245H148ZM180 244V245H179ZM191 244V245H190ZM192 244L195 245L194 247H192ZM210 247H208L207 245ZM212 244L214 245V247L212 246ZM219 244V247L215 248L216 245ZM230 247H228L227 245ZM257 244V245H256ZM95 247H93V246ZM99 245V246H98ZM103 245V246H102ZM108 247H107V246ZM155 245V246H154ZM164 245V246H163ZM200 245V247L198 246ZM223 250H222V247ZM242 245V246H241ZM248 245V249L247 246ZM252 245V246H251ZM89 248H88V247ZM91 246V247H90ZM130 246V247H129ZM144 246V247H143ZM148 246V247H147ZM207 246V247H205ZM225 246V247H224ZM227 248H229L228 250H225ZM251 246V247H250ZM260 246V247H259ZM102 247V248H100ZM104 247V248H103ZM167 247V248H166ZM178 247V248H177ZM198 247V248H197ZM253 247V248H252ZM57 250H55V249ZM110 248V249H109ZM117 248V249H116ZM201 248V249H200ZM204 248V250H203ZM225 248V249H224ZM240 251H239V249ZM258 250H256V249ZM262 250H261V249ZM49 249V250H48ZM53 249V250H52ZM70 249V250H69ZM95 249V250H93ZM101 249V250H100ZM193 249V250H192ZM253 249V250H251ZM55 250V251H54ZM160 250V251H159ZM184 250V252H183ZM192 250V251H191ZM261 250V251H259ZM83 251V252H82ZM101 251V252H100ZM117 251V252H116ZM143 251H147L146 253H149V251H151L149 254H144ZM168 251L171 253L169 255ZM175 251V252H174ZM230 251V252H229ZM254 251V252H253ZM259 251V252H258ZM58 252V253H57ZM142 253V254H139ZM167 252V253H166ZM196 252V253H195ZM201 254H200V253ZM74 253V254H73ZM76 253V254H75ZM101 253V254H100ZM137 253V254H136ZM163 255L164 259V255L166 254L167 256H169L170 260L167 261V256L165 255L166 260H161L158 258H160V256L158 258L155 257V255ZM165 253V254H164ZM176 255V253H178L179 255H177L175 257V255H173L174 257V261L171 259L172 254ZM184 253H189L188 255L190 256V259H186V261L182 260L183 256L186 257L187 254L185 255ZM192 255H191V254ZM205 253V254H204ZM210 253V254H209ZM229 253V254H228ZM234 253V254H233ZM242 253V254H241ZM255 253H257V255H255ZM105 254V255H104ZM151 254V255H150ZM195 257H194V255ZM207 254V255H206ZM227 254V255H226ZM239 254V255H238ZM259 254V255H258ZM262 254V255H261ZM95 255V256H94ZM100 255V256H99ZM107 255V256H106ZM113 255V256H111ZM138 255V256H136ZM139 255L145 257L147 260H139ZM199 257L200 259H198L197 257ZM220 255L222 258H220ZM238 255V257L236 256ZM240 255H242V257H240ZM255 255V256H254ZM85 256V257H84ZM91 256V257H90ZM104 256V257H103ZM123 256V257H122ZM131 256L133 258L136 259H129ZM154 261H152L151 259H148L149 257ZM180 256V257H179ZM182 256V257H181ZM191 256L197 259L195 260H200V261H195L194 259L191 258ZM226 256V257H225ZM232 256V257H231ZM235 256V257H234ZM50 257V258H49ZM57 257V258H55ZM63 257V258H62ZM112 257V260L110 259ZM115 259H114V258ZM128 257V258H127ZM138 257V258H137ZM214 257V258H213ZM228 257H231L230 260L226 259ZM240 257V258H239ZM53 258V259H52ZM84 258V259H82ZM158 261H156V259ZM179 258V261L177 260ZM188 258V257H187ZM207 258V259H206ZM236 259V262H234V260L232 262L231 259ZM238 258V260H237ZM242 258V259H241ZM244 258V259H243ZM260 258V259H259ZM35 262H34V260ZM63 259V260H62ZM92 259V260H91ZM118 259V260H117ZM176 259V260H175ZM181 259V260H180ZM205 259V260H204ZM248 259V260H245ZM11 260V261H10ZM23 260V261H22ZM48 260V261H47ZM54 260V261H53ZM57 260V261H56ZM62 260V261H61ZM80 260V261H79ZM123 260V261H122ZM151 260V262L149 261ZM161 260V262H159ZM201 260L206 261L205 262H201ZM210 260V261H209ZM212 260V261H211ZM228 260V261H227ZM257 260V261H256ZM260 260V261H259ZM69 261V263H68ZM127 261V262H126ZM144 263H143V262ZM147 261H149L147 263ZM171 262L173 261V263H165V262ZM2 262V263H1ZM7 262V263H6ZM24 262V263H23ZM53 262V263H52ZM67 262V263H65ZM93 262V263H92ZM126 262V263H125ZM131 262V263H130ZM219 261L213 264H219ZM226 262V263H224ZM255 262L253 264H255ZM210 263V264H212ZM246 264H250L249 262Z\"/></svg>","mask_w":264,"mask_h":264},{"label":"bare ground","instance_id":"2","mask_svg":"<svg viewBox=\"0 0 264 264\" xmlns=\"http://www.w3.org/2000/svg\"><path fill=\"white\" fill-rule=\"evenodd\" d=\"M84 1H85V0H84ZM89 1H90V0H89ZM110 1H111V0H110ZM123 1H125V0H115V2L112 3V5H111L110 7H107V8H106V6H107V4H106V5H105V8H106L105 10H104L102 7H101L102 10H101V8L99 7L98 9L100 10V12L103 11V12L100 13L98 16L95 15V16H96V19H98V20H99V18L101 19V21H99V25H102L101 22H102L103 19H106V20L109 21V19L112 18V15H113L112 12L114 11L113 9H115L116 6L119 5L120 3H122ZM165 1H166V0H165ZM175 1H176V0H175ZM187 1H188V0H187ZM187 1H186V2H187ZM201 1H202V0H201ZM101 2H102V1H101ZM111 2H112V1H111ZM140 2H141V1H140ZM153 2H154V1H153ZM221 2H222V1H221ZM221 2L219 1L218 3H221ZM254 2H255V1H254ZM38 3H40V2H38ZM106 3H107V2H106ZM130 3L133 5L132 2H129L128 4L130 5ZM138 3H139V2H138ZM150 3H151V2H150ZM174 3H175V2H174ZM177 3H178V2H177ZM182 3H184V2H182ZM207 3H208V2H207ZM207 3H206V4H207ZM210 3H211V2H210ZM216 3H217V2H216ZM223 3H224V2H223ZM40 4H41V3H40ZM80 4H81V3H80ZM88 4H89V3H88ZM90 4H91V2H90ZM92 4H93V3H92ZM101 4H102V3H101ZM134 4H135V0H134ZM164 4H165V3H164ZM235 4H236V3H235ZM72 5L75 6V4H72ZM108 5H110L109 2H108ZM142 5H143V4H142ZM201 5H202V3H201ZM211 5H212V4H211ZM218 5H219V4H218ZM243 5H244V4H243ZM19 6H20V5H19ZM19 6H18V7H19ZM22 6H23V5H22ZM34 6H35V5H34ZM84 6H85V5H84ZM101 6H102V5H101ZM124 6H125V5H124ZM126 6H127V5H126ZM178 6H179V5H178ZM204 6H205V5H204ZM209 6H210V5H209ZM223 6H224V5H223ZM18 7H17V8H18ZM39 7H40V6H39ZM39 7H38V8H39ZM77 7H78V5H77ZM86 7H87V6H86ZM128 7H130V6H128ZM131 7H132V6H131ZM219 7H220V6H219ZM25 8L27 9L28 6L25 7ZM40 8H41V7H40ZM40 8H39V9H40ZM91 8H92V7H91ZM94 8H95V7H94ZM134 8H135V7H134ZM139 8H140V7H139ZM187 8H188V7H187ZM211 8H212V7H211ZM19 9H20V8H19ZM36 9H37V8H36ZM42 9H43V7H42ZM73 9L75 10V8H73ZM86 9H88V8H86ZM96 9H97V8H96ZM161 9H163V8H161ZM177 9H179V8H177ZM177 9H176V10H177ZM182 9H183V7H182ZM203 9H204V8H203ZM212 9H213V8H212ZM220 9H221V8H220ZM223 9H224V8H223ZM23 10H24V9H23ZM40 10H41V9H40ZM67 10H68V9H67ZM71 10H72V9H71ZM74 10H73V11H74ZM78 10H79V9H78ZM92 10H94V9L92 8L91 10H89V13H90V11H91V14L88 13L90 17H91V15L94 16V14H92V13H93ZM99 10H98V11L96 10V11L99 13ZM125 10H126V9H125ZM142 10H143V9H142ZM180 10H181V9H180ZM198 10H199V9H198ZM204 10H205V9H204ZM221 10H222V9H221ZM13 11H14V10H13ZM16 11H17V10H16ZM37 11H38V9H37ZM43 11H44V10H43ZM43 11H41V12H43ZM82 11H83V10H82ZM87 11H88V10H87ZM87 11H85L84 13L86 14ZM123 11H124V9H123ZM143 11H144V10H143ZM148 11H149V10H148ZM171 11H172V10H171ZM202 11H203V10H202ZM207 11H208V10H207ZM219 11H220V10H219ZM14 12H15V11H14ZM75 12H76V11H75ZM80 12H81V11H80ZM97 12H95V14H96ZM121 12H122V10H121ZM167 12H168V10H167ZM214 12H215V11H214ZM7 13H8V12H7ZM15 13H16V12H15ZM17 13H18V12H17ZM24 13H25V12H24ZM26 13H27V12H26ZM29 13H30V12H29ZM31 13H32V12H31ZM31 13H30V15H31ZM45 13H46V12H45ZM65 13H66V12H65ZM106 13H111V14H112V15H111V14H108L110 18H109L108 16H107L106 18H104V17L107 15ZM122 13H123V12H122ZM122 13H120V14H122ZM192 13H193V12H192ZM13 14H14V13H13ZM21 14H22V13H21ZM82 14H83V13H82ZM88 14H87V15H88ZM105 14H106V15H105ZM184 14H185V13H184ZM187 14H188V13H187ZM203 14H204V13H203ZM203 14H202V15H203ZM19 15H20V14H19ZM36 15H38V14H36ZM47 15H48V14H47ZM47 15H46V16H47ZM55 15H59L60 17L63 16V18H64V15H60V14H55ZM122 15H123V14H122ZM185 15H186V14H185ZM189 15H190V14H189ZM7 16H8V15H7ZM17 16H18V15H17ZM69 16H71V15H69ZM83 16H84V15H83ZM95 16H94V17H95ZM116 16H117V15H116ZM118 16H120V15H118ZM174 16H175V15H174ZM210 16H211V15H210ZM212 16H213V15H212ZM3 17H4V16H3ZM8 17H10V16H8ZM33 17H34V16H33ZM56 17H57V16H56ZM87 17H88V16H87ZM87 17H84V18L86 19ZM94 17H93V18H94ZM102 17H103V18H102ZM159 17H160V16H159ZM169 17H170V16H169ZM172 17H173V16H172ZM175 17H176V16H175ZM220 17H221V16H220ZM4 18L6 19V17H4ZM14 18L16 19V16H14ZM14 18H13V16H12V18H11L12 21H14L13 23L16 22V21L14 20ZM21 18H23V16H22ZM27 18H28V17H27ZM29 18H30V17H29ZM35 18H36V16H35L34 18H32V19H35ZM49 18H50V17H49ZM71 18H72V17H71ZM93 18H92V19H93ZM108 18H109V19H108ZM129 18H130V17H129ZM136 18H137V17H136ZM140 18H141V17H140ZM163 18H164V17H163ZM184 18H185V17H184ZM191 18H193V17H191ZM205 18H206V15H205ZM8 19H10V18H8ZM52 19H53V18H52ZM57 19H58V18H57ZM59 19H60V18H59ZM61 19H62V18H61ZM85 19H84V21H85ZM92 19H91V21H94V20H95V19H93V20H92ZM113 19H114V16H113ZM147 19H148V18H147ZM196 19H197V17H196ZM208 19H209V18H208ZM17 20L19 21V23H20V21L22 22V20H19V19H17ZM38 20H39V19H38ZM43 20H44V18H43ZM46 20H47V19H46ZM53 20H54V19H53ZM64 20H65V19H64ZM64 20H61V21H63V23H64V22H66V21H64ZM87 20H88V19H87ZM106 20H105V21H106ZM114 20H115V19H114ZM132 20H133V18H132ZM137 20H138V19H137ZM167 20H168V19H167ZM188 20H189V17H188ZM193 20H194V19H193ZM2 21H3V20H1L0 23H1ZM12 21H9V23H8L7 21H6V22L8 23V25H10ZM18 21H17V23H18ZM23 21H24V20H23ZM33 21H34V20H33ZM41 21H42V19H41ZM55 21H56V19H55ZM55 21H54V22H55ZM57 21H58V20H57ZM69 21H70V18H69ZM96 21H97V20H96ZM105 21H104V23H105ZM116 21H117V20H116ZM149 21H150V20H149ZM39 22H40V21H39ZM97 22H98V21H97ZM97 22H96V23H97ZM173 22H174V21H173ZM198 22H199V21H198ZM198 22H197V23H198ZM204 22H205V20H204ZM17 23H16V24H17ZM33 23H35V22H33ZM33 23H32V24H33ZM66 23H67V22H66ZM68 23H69V22H68ZM90 23H91V22H90ZM93 23H94V22H93ZM100 23H101V24H100ZM104 23H103V24H104ZM114 23H115V22H113V24H114ZM164 23H165V22H164ZM167 23H168V22H167ZM222 23H223V22H222ZM240 23H241V22H240ZM246 23H247V22H246ZM1 24H3V23H1ZM4 24H5V23H4ZM35 24H36V23H35ZM35 24H33V26H34V28L36 29L38 26L36 27ZM43 24H45V27H46V26L49 25V24H50V25L53 24V22H52V23L50 22L49 24H47V22H46V23L43 22ZM56 24L59 25V23H57V22H56ZM69 24H70V23H69ZM108 24H109V23H108ZM117 24H118V23H117ZM186 24H187V23H186ZM192 24H193V23H192ZM212 24H213V23H212ZM212 24H211V25H212ZM11 25H15V24H11ZM11 25H10V26H11ZM17 25H18V24H17ZM17 25H16V26H17ZM21 25L24 26L23 23H21ZM25 25H26V24H25ZM37 25H39V23H38ZM40 25H41V23H40ZM50 25L47 27V28H48L47 30L50 31V30H53V29H54L53 32H56L57 28L55 29V27H56L57 25L53 24V26L55 25V27L51 26L53 29L49 28ZM82 25H83V24H82ZM88 25H89V24H88ZM88 25L86 26V25L84 24V27H85V28H86V27H89ZM94 25H97L95 29H97V30L100 29V28H98V27H99L98 23H97V24H94ZM106 25H107V21H106ZM106 25H105V26H106ZM121 25H122V24H121ZM155 25H156V24H155ZM196 25H197V24H196ZM196 25H195V26H196ZM205 25H207V24H205ZM4 26H5V25H4ZM10 26H9V27L7 26L6 29L10 28ZM26 26L28 27L29 25H26ZM33 26H31V27H33ZM41 26H42V25H41ZM41 26H39L40 28H37L38 31H39V29H41ZM60 26L63 28L64 25H63V26H62V25H59V26H57V27L59 28ZM67 26H68V25H67ZM70 26H72V25H70ZM103 26H104V25L101 26L102 29L104 28ZM109 26H112V25H109ZM115 26H116V25H115ZM124 26H125V25H124ZM130 26H131V25H130ZM186 26H187V25H186ZM186 26H185V27H186ZM188 26H191V25L189 24ZM212 26H213V25H212ZM219 26H220V25H219ZM234 26H235V25H234ZM12 27H13V26H12ZM12 27H11V28H12ZM14 27H15V26H14ZM19 27H20V24H19ZM21 27H22V26H21ZM29 27H30V26H29ZM68 27H69V26H68ZM68 27H67V29L72 31V29H71V28L69 29ZM92 27H95V26H92ZM92 27L89 28V31H90V29L94 30ZM113 27H114V26H113ZM133 27H134V26H133ZM162 27H163V26H162ZM11 28H10V29H11ZM24 28H26V27H24ZM34 28H33V29H34ZM42 28H44V27L42 26ZM81 28H82V26H81ZM85 28H84V29H85ZM123 28H124V27H123ZM125 28H126V26H125ZM128 28H129V27H128ZM172 28H173V27H172ZM174 28H175V27H174ZM212 28H213V27H212ZM215 28H216V27H215ZM215 28H214V29H215ZM220 28H221V27H220ZM20 29H21V28H20ZM37 29H36V30H37ZM44 29L46 30V28H44ZM65 29H66V28H65ZM84 29H83V30H84ZM86 29H87V28H86ZM107 29H108V28H107ZM107 29H106V30H107ZM152 29H153V28H152ZM167 29H168V28H167ZM188 29H189V28H188ZM188 29H187V32L189 33ZM197 29H198V28H197ZM200 29H201V28H200ZM243 29H244V28H243ZM0 30H1V26H0ZM3 30L5 31L4 28H3ZM27 30H28V29H27ZM36 30H35V32H36ZM58 30H59V29H58ZM81 30H82V29H81ZM81 30H80V33H81ZM92 30H91V31H92ZM97 30H95V33L97 32ZM110 30H111V29H110ZM131 30L133 31V29H131ZM171 30H172V29H171ZM182 30H183V29H182ZM1 31H2V30H1ZM1 31H0V33H1ZM28 31H29V30H28ZM33 31H34V30H33ZM33 31H32V32H33ZM60 31H62V33H64V32H63V29H61V28H60ZM87 31H88V29H87ZM100 31H101V30H99V32H100ZM144 31H145V30H144ZM146 31H147V30H146ZM146 31H145V32H146ZM198 31H199V30H198ZM5 32H8V31L6 30ZM11 32H12V31H11ZM18 32H19V31H18ZM30 32H31V31H30ZM32 32H31V35H33ZM40 32H41V31H40ZM53 32L50 31V33H51L52 36H54V35L52 34ZM57 32H58L57 34H59V31H57ZM92 32H93V31H92ZM117 32H118V31H117ZM179 32H180V31H179ZM187 32H186L185 35H187ZM220 32H221V31H220ZM245 32H246V31H245ZM33 33H34V32H33ZM38 33H39V32H38ZM38 33H37V35L40 34V33H39V34H38ZM42 33H43V31H42ZM42 33H41V37L43 38V36L45 35L46 39L43 38V39H45V40L50 39V38L52 37L50 34H49L50 37L47 36V33H49V32H47V33L44 32V33H45L44 35H43ZM60 33H61V32H60ZM65 33H66V32H65ZM71 33H72V32H71ZM71 33H69V34H71ZM89 33H90V32H89ZM89 33H88V34H89ZM136 33H137V32H136ZM162 33H163V32H162ZM176 33H177V32H176ZM205 33H206V32H205ZM221 33H222V32H221ZM243 33H244V32H243ZM4 34H5V33H4ZM7 34H8V33H7ZM10 34H11V33H10ZM16 34H17V33H16ZM22 34H23V33H22ZM28 34H30V33L28 32ZM28 34H26V36H28ZM57 34H56V39L58 38ZM72 34H73V33H72ZM84 34H85V31L83 32V36H84ZM88 34H86L87 37L89 36V38H87V40H88V39H93V38L90 37V35L92 36L93 33H92V34L90 33L89 35H88ZM96 34H97V33H96ZM96 34H94V35H96ZM141 34H142V33H141ZM145 34H146V33H145ZM148 34H149V33H148ZM0 35H1V34H0ZM19 35H20V34H19ZM34 35H36V33H35ZM42 35H43V36H42ZM63 35H64V36H63ZM97 35H98V34H97ZM170 35H171V34H170ZM200 35H201V34H200ZM206 35H207V34H206ZM215 35H216V34H215ZM228 35H229V34H228ZM26 36H24V37H26ZM29 36H30V35H29ZM66 36H67V35H66ZM71 36H72V35H71ZM83 36H82V41L85 42V40H86L85 37H86V36H84L85 40L83 39ZM155 36H156V35H155ZM158 36L160 37L159 34H158ZM195 36H196V35H195ZM195 36H194V37H195ZM207 36H208V35H207ZM1 37H3V39H2V38L0 39V40L2 41V40H4V37H6V35H2ZM16 37H17V36H16ZM38 37H39V36H38ZM41 37H40V38H41ZM47 37H49V38H47ZM54 37H55V36H54ZM60 37H61V34L59 35V39H61ZM62 37H65V34H62ZM78 37H81V36H78ZM78 37H77V38H78ZM92 37H93V36H92ZM144 37H145V36H144ZM144 37H143V38H144ZM146 37H147V35H146ZM184 37H185V36H184ZM186 37H187V36H186ZM190 37H191V36H190ZM221 37H222V36H221ZM9 38H10V37H9ZM20 38H21V37H20ZM20 38H19V39H20ZM29 38H30V37H29ZM31 38H32V37H31ZM72 38H73V39H72ZM72 38H71V39L73 40V42H72L71 40H70V41H71L72 43L76 42V41L74 40V37H72ZM95 38H96V37H95ZM124 38H125V37H124ZM140 38H141V37H140ZM181 38H182V36H181ZM188 38H189V37H188ZM191 38H192V37H191ZM225 38H226V37H225ZM6 39H7V38H6ZM17 39H18V38H17ZM33 39H34V38H33ZM52 39H54V38L52 37ZM64 39H65V38H64ZM78 39H80L79 41H81V38H78ZM101 39H102V38H101ZM138 39H139V38H138ZM25 40H26V39H25ZM29 40H31V39H29ZM35 40H36V38H35ZM39 40H40V39H39ZM57 40H58V39H57ZM62 40H63V38H62ZM65 40H66V39H65ZM96 40H97V39H96ZM150 40H151V39H150ZM150 40H149V41H150ZM176 40H177V39H176ZM182 40H183V39H182ZM184 40H186V39H184ZM222 40H223V39H222ZM1 41H0V47H1V44H2ZM26 41H27V40H26ZM31 41H32V40H31ZM36 41H37V40H36ZM41 41H43V40H41ZM41 41H40V42H41ZM68 41H69V40H68ZM70 41H69V42H70ZM82 41H81V42H82ZM93 41H94V40H93ZM100 41H101V40H100ZM165 41H166V40H165ZM193 41H194V40H193ZM210 41H211V39H210ZM2 42H3V41H2ZM33 42H34V41H33ZM50 42H51V41H50ZM53 42H54V41H53ZM62 42H64V41H62ZM84 42H82L83 45L85 44ZM87 42H88V41H87ZM94 42H95V41H94ZM120 42H121V41H120ZM140 42H141V41H140ZM142 42H144V41H142ZM146 42H147V41H146ZM151 42H154V41H151ZM163 42H164V41H163ZM186 42H187V40L185 41V43H186ZM190 42H191L192 45H193V42H192V41H190ZM214 42H215V41H214ZM217 42H218V41H217ZM22 43H23V41H22ZM30 43H31V42H30ZM44 43H45V42H44ZM44 43H43V44H44ZM46 43H47V41H46ZM48 43H49V42H48ZM51 43H52V42H51ZM54 43L56 44V42H54ZM64 43H66V41H65ZM77 43H78V42H77ZM89 43H90V42H89ZM92 43H93V42L91 41V44H90V45H93ZM118 43H119V42H118ZM133 43H134V42H133ZM154 43H155V42H154ZM154 43H153V44H154ZM191 43H190V44H191ZM226 43H227V42H226ZM3 44H4V43H3ZM28 44H29V43H28ZM32 44H33V43H32ZM66 44H67V43H66ZM80 44H81V43H80ZM82 44H81V46H82ZM87 44H88V43H87ZM136 44H137V43H136ZM138 44H139V43H138ZM141 44H142V43H141ZM148 44H150V43H148ZM157 44H158V43H157ZM157 44H156V46H158ZM162 44H163V43H162ZM162 44H161V45H162ZM176 44H177V43H176ZM176 44H175V47H176ZM179 44H180V43H179ZM19 45H20V44H19ZM24 45H25V44H24ZM30 45H31V44H29V46H30ZM41 45H42V44H41ZM47 45H48V44H47ZM47 45H45V46H47ZM71 45L73 46V45H75V44H71ZM78 45H79V44H78ZM88 45H89V44H88ZM161 45H159V46H161ZM185 45H186V44H185ZM187 45H188V44H187ZM187 45H186V46H187ZM34 46H35V45H34ZM48 46H49V45H48ZM55 46H56V45H55ZM66 46H69V44L66 45ZM79 46H80V45H79ZM81 46H80V47H81ZM136 46H137V45H136ZM143 46H145V44H144ZM151 46H152V45H150V47H151ZM162 46H163V45H162ZM167 46H168V45H167ZM171 46H172V45H171ZM179 46H180V45H179ZM183 46H184V45H183ZM189 46H190V45H189ZM20 47H21V45H20ZM31 47H32V46H31ZM31 47L29 48L30 50H31ZM40 47H41V46H40ZM40 47L37 45V48H38V49H39ZM64 47H65V46H64ZM77 47H78V46H77ZM77 47H76V48H77ZM106 47H107V46H106ZM133 47H134V46H133ZM137 47H138V46H137ZM140 47H141V46H140ZM146 47H147V46H146ZM17 48H18V46H17ZM66 48H68V47H66ZM70 48H71V47H70ZM76 48H75V49H76ZM100 48H101V47H100ZM119 48H120V47H119ZM142 48H143V47H142ZM151 48H152V47H151ZM151 48H148V47L145 48V47H144L143 49L145 50V49H151ZM155 48H157V47H155ZM167 48H168V47H167ZM186 48H187V47H186ZM186 48H185V49H186ZM231 48H232V47H231ZM14 49H15V48H14ZM32 49H33V48H32ZM35 49H36V48H35ZM35 49H34V50H35ZM47 49H49V48H47ZM73 49H74V48H73ZM82 49L84 50V48L81 47V52H82ZM93 49H94V48H93ZM113 49H114V48H113ZM129 49H130V48H129ZM134 49H136V48H134ZM138 49H139V48H138ZM138 49H137V50H138ZM158 49H159V47H158ZM158 49H156V50H157L156 52L159 51ZM160 49H162V48H160ZM173 49H174V48H173ZM180 49H181V48H180ZM17 50H18V49H17ZM42 50H44V49L42 48ZM53 50L55 51V49H52L51 51L53 52ZM56 50H57V49H56ZM79 50H80V48H79ZM85 50H86V49H85ZM87 50H88V49H87ZM87 50H86V51H87ZM90 50H91V48H90ZM110 50H111V49H110ZM141 50H142V49H141ZM151 50H154L153 52L155 53V49H151ZM165 50H166V49H162L161 52H162V51H165ZM174 50H176V48H175ZM177 50H178V48H177ZM191 50H192V49H191ZM4 51H5V50H4ZM71 51H72V52H73V51H76V53H77V49H76V50H71ZM118 51H119V50H118ZM132 51H133V50H132ZM134 51H135V50H134ZM138 51H139V50H138ZM146 51H147V50H146ZM148 51H149V50H148ZM148 51H147V52H148ZM167 51H168V52H172L173 50H172V51H171V50H166V53H167ZM29 52H30V51H29ZM38 52H39V50H38ZM38 52H37V53H38ZM41 52H42V51H40L39 53H41ZM45 52H47V51H45ZM45 52L43 51V53H45ZM52 52H51V53H52ZM72 52H71V53H72ZM141 52H142V51H141ZM153 52H152V53H153ZM159 52H160V51H159ZM185 52H188V50L185 51ZM190 52H192V51H190ZM190 52H189V53H190ZM48 53H49V52H48ZM53 53H54V52H53ZM56 53H58V52H56ZM56 53H55V54H56ZM74 53H75V52H74ZM74 53H72V56L75 55ZM134 53H135V52H134ZM134 53H132V54H134ZM143 53H144V52H143ZM166 53L163 52L162 54H166ZM179 53H180V52H179ZM182 53H183V51H182ZM189 53H188V54H189ZM29 54H31V53H29ZM49 54H50V53H49ZM55 54H54V55H55ZM69 54H70V53H69ZM73 54H74V55H73ZM77 54H79V52H78ZM77 54H76V55H77ZM132 54H129V55H132ZM138 54H139V53H138ZM138 54H137V55L135 54V55L139 57L140 55H138ZM147 54H148V53H147ZM147 54H146V55H147ZM155 54H156V53H155ZM158 54H160V53H158ZM158 54H157V55H158ZM162 54H160L161 57H162ZM170 54H171V53H170ZM174 54H175V52H174ZM184 54H186V53H184ZM191 54H192V53H191ZM191 54H190V55H191ZM35 55H36V54H35ZM39 55H40V54H39ZM46 55H47V54H46ZM52 55H53V54H52ZM54 55H53V56H54ZM57 55H58V54H57ZM57 55H55V56H57ZM60 55H61V54H60ZM60 55H59V56H60ZM80 55H81V54H80ZM80 55H79V56H80ZM98 55H100V54H98ZM135 55H133L135 59H134V58H131V59L137 60L136 57H135ZM148 55H149V54H148ZM153 55H154V54H153ZM153 55H151V56H153ZM167 55H168V53H167ZM211 55H212V53H211ZM41 56H42V54H41ZM44 56H45V54H44ZM44 56H43V57H44ZM163 56H164V55H163ZM168 56H169V55H168ZM173 56H174V55H173ZM181 56H182V55H181ZM192 56H193V54H192ZM192 56H191V57H192ZM220 56H221V55H220ZM25 57H26V56H25ZM37 57H39V56L37 55ZM37 57H36V58H37ZM48 57H49V55H48ZM50 57H51V55H50ZM50 57H49V58H50ZM75 57H77V56H74V58H75ZM131 57H132V56H131ZM143 57H144V56H143ZM143 57H142V59H143ZM155 57H156V55H155ZM155 57H154V58H155ZM158 57H159V55H158ZM169 57H170V56H169ZM174 57H175V56H174ZM178 57H179V56H178ZM182 57H183V56H182ZM186 57H187V54H186ZM207 57H208V56H207ZM28 58H29V57H28ZM45 58L47 59V57H45ZM54 58H55V57H54ZM56 58L58 59V57H56ZM61 58H62V57H61ZM61 58H60V59H61ZM94 58H95V57H94ZM144 58H145V59H143V61L146 60L147 57H144ZM150 58H151V59H150ZM150 58H148V59H150V62L153 61V60H152L153 57H150ZM159 58H160V57H159ZM163 58H164V57H163ZM165 58H167V57H165ZM176 58H177V57H176ZM193 58H194V56H193ZM198 58H199V57H198ZM52 59H53V58H52ZM75 59H76V58H75ZM217 59H218V58H217ZM53 60H54V59H53ZM53 60H52V61H53ZM72 60H73V59H72ZM80 60H81V59H80ZM93 60H94V59H93ZM96 60H97V59H96ZM108 60H109V59H108ZM113 60H114V59H113ZM155 60H157V59H155ZM161 60H162V59H161ZM177 60H178V59H177ZM188 60H189V59H188ZM190 60H192V59H190ZM213 60H215V59H213ZM56 61H57V60H56ZM56 61H55V62H56ZM61 61H63V60L61 59ZM74 61H75V60H74ZM76 61H77V60H76ZM121 61H122V60H121ZM143 61H141V59H140V61H139L140 64H141V62H143ZM158 61L160 62V60H158ZM158 61H154V63H157ZM169 61H170V60H169ZM169 61L167 62L168 64L170 63ZM174 61H175V60H174ZM183 61L185 62V60H183ZM192 61H194V60H192ZM55 62H53V63H55ZM132 62H133V61H132ZM134 62H135V64H136V61H134ZM134 62H133V63H134ZM172 62H173V61H172ZM186 62H187V60H186ZM50 63H51V62H50ZM56 63H57V62H56ZM58 63H60V61H59ZM63 63H64V62H63ZM66 63L69 64L70 62H65V64H66ZM117 63H118V62H117ZM165 63H166V62H165ZM178 63H180V62H178ZM181 63L183 64V62H181ZM188 63H189V62H188ZM194 63H195V62H194ZM22 64H23V63H22ZM61 64H62V63H61ZM75 64H76V62H75ZM84 64H85V63H84ZM115 64H116V63H115ZM135 64H133V66H134ZM161 64H162V61H161ZM161 64H159V66H160ZM176 64H177V63H176ZM184 64H185V63H184ZM23 65H24V64H23ZM51 65H53V64H51ZM66 65H67V64H66ZM94 65H95V64H94ZM122 65H123V63H122ZM144 65L150 67L151 63H149V65H148V64L146 65V64L144 63L143 66H144ZM157 65H158V64H157ZM170 65H171V64H170ZM170 65H169V67H170ZM172 65H173V64H172ZM191 65H192V64H191ZM44 66H45V65H44ZM58 66H59V65H58ZM64 66H65V65H64ZM64 66H63V67H64ZM81 66H82V65H81ZM118 66L120 67V64L117 65V67H118ZM136 66H138V65L136 64ZM143 66H142V67H143ZM153 66H155V65L153 64L151 67L154 68L155 70H154V69H153V70L156 72V69H157V68H155V67H153ZM159 66H158V69L161 68V67H159ZM161 66H162V70H164L165 68L163 69V65H161ZM179 66H180V65H179ZM184 66H185V65H184ZM66 67H67V69H68V66H66ZM66 67H65V68H66ZM69 67H70V66H69ZM103 67H104V66H103ZM134 67H135V66H134ZM142 67L139 66L138 68H142ZM149 67H146V69L149 68ZM166 67H167V66H166ZM192 67H193V66H192ZM198 67H199V66H198ZM14 68H15V67H14ZM61 68H62V67H61ZM65 68H63V69H65ZM82 68H83V67H82ZM84 68H85V67H84ZM99 68H100V67H99ZM120 68H121V67H120ZM120 68H119V69H120ZM131 68H132V67H131ZM136 68H137V67H136ZM172 68H174V67L172 66ZM207 68H208V67H207ZM59 69H60V68H59ZM95 69H96V68H95ZM133 69H134V68H133ZM133 69H132V70H133ZM143 69H144V68H142L141 71H142ZM146 69H144V70H146ZM168 69H169V68H168ZM175 69H176V68H175ZM175 69H173V70H175ZM178 69H179V68H178ZM178 69H177V70H178ZM190 69H191V68H190ZM25 70H26V69H25ZM47 70H50V69L48 68ZM52 70H53V69H52ZM54 70H55V69H54ZM68 70L70 71V69H68ZM98 70H99V69H98ZM122 70H123V69H122ZM137 70H138V69H137ZM137 70H136V71H137ZM144 70H143L142 72L145 73ZM148 70H150V69H148ZM148 70H146V72H147ZM177 70H176V71H177ZM183 70H184V69H183ZM183 70H181V71L184 73ZM22 71H23V69H22ZM58 71L60 72V71H62V70H58ZM69 71H68V72H69ZM81 71H82V70H81ZM86 71H87V70H86ZM105 71H106V70H105ZM112 71H113V70H112ZM120 71H121V70H120ZM129 71H130V70H129ZM134 71H135V69H134ZM138 71H139V70H138ZM138 71H137L136 73H138ZM151 71H152V69L150 70V72H151ZM169 71H170V70H169ZM171 71H172V70H171ZM181 71H180V72H181ZM190 71H193V70H190ZM27 72H28V70H27ZM30 72H31V70L29 71V73H30ZM34 72H35V71H34ZM44 72H46V71H44ZM63 72H64V70H63ZM162 72H163V71H162ZM164 72H165V71H164ZM166 72H167V71H166ZM172 72H173V71H172ZM180 72H179V73H180ZM210 72H211V71H210ZM35 73H36V72H35ZM48 73H49V72H48ZM60 73H61V72H60ZM64 73H65V72H64ZM64 73H63V74H64ZM66 73H67V72H66ZM82 73H83V72H82ZM92 73H93V72H92ZM94 73H95V72H94ZM114 73H115V72H114ZM117 73H118V72H117ZM119 73H120V72H119ZM128 73H129V72H128ZM136 73H134V76L136 75ZM147 73H149V71H148ZM147 73H146V74H147ZM151 73H152V72H151ZM151 73H150V74H151ZM194 73H195V72H194ZM11 74H12V73H11ZM19 74H21V73L19 72ZM25 74H26V73H25ZM36 74H38V73H36ZM46 74H47V73H46ZM55 74H56V73H55ZM101 74H102V73H101ZM124 74H125V73H124ZM152 74H154V73H152ZM152 74H151V75H152ZM156 74H157V75L159 74V70H158V73H155V74H154L155 77H156ZM181 74H182V73H181ZM184 74H185V73H184ZM27 75H28V74H27ZM38 75L40 76L41 74H38ZM48 75L50 76V74H48ZM52 75H53V74H52ZM67 75H68V74H67ZM89 75H90V74H89ZM122 75H123V74H122ZM125 75H126V74H125ZM130 75H131V73H130ZM138 75H139V73H138ZM138 75H137V76H138ZM147 75H148V74H147ZM154 75H152V77H153ZM164 75H165V74H164ZM166 75H167V74H166ZM8 76H9V75H8ZM42 76H43V74H42ZM46 76H47V75H46ZM46 76H45V77H46ZM97 76H98V75H97ZM97 76H96V77H97ZM131 76H132V75H131ZM162 76H163V75H162ZM173 76H174V75H173ZM192 76H193V75H192ZM10 77H12V76H10ZM20 77H21V76H20ZM20 77H19V80H20V82H22L21 79H20ZM47 77H48V76H47ZM47 77H46V78H47ZM135 77H136V76H135ZM140 77H141V76H140ZM145 77H146V76H145ZM148 77H149V76H148ZM152 77H151V78H152ZM164 77H165V76H164ZM13 78H14V77H13ZM16 78H17V77H16ZM34 78H35V77H34ZM51 78H52V76H51ZM51 78H50V79H51ZM56 78H57V77H56ZM68 78H69V77H68ZM70 78H71V77H70ZM132 78H134V77H132ZM137 78H138V77H137ZM141 78H142V77H141ZM157 78H158V77H157ZM157 78H156V79H157ZM162 78H163V77H162ZM169 78H170V77H169ZM175 78H176V77H175ZM30 79H31V77H30ZM32 79H33V78H32ZM36 79H37V78H36ZM50 79H49V80H50ZM54 79H55V78H54ZM54 79H53V80H54ZM58 79H59V78H58ZM71 79H72V81L74 80L73 78H71ZM75 79H76V78H75ZM97 79H98V78H97ZM145 79H146V78H145ZM153 79H154V78H153ZM176 79H177V78H176ZM176 79H175V80H176ZM193 79H194V78H193ZM195 79H196V78H195ZM212 79H213V78H212ZM216 79H217V78H216ZM234 79H235V78H234ZM9 80H11V78H10ZM24 80H25V79H24ZM26 80H27V79H26ZM41 80H44V79L42 78ZM47 80H48V78H47ZM47 80H44V81H47ZM55 80H57V79H55ZM60 80H61V79H60ZM60 80H59V82H61ZM79 80L81 81V79H79ZM83 80H84V79H83ZM135 80H137V79H135ZM148 80H149V79H148ZM163 80H164V79H163ZM178 80H179V79H178ZM182 80H183V79H182ZM196 80H197V79H196ZM196 80H195V81H196ZM214 80H215V79H214ZM30 81H31V80H30ZM30 81H28V82H29V83L33 82V81L30 82ZM37 81H38V80H37ZM44 81H43V82H44ZM50 81H51V80H50ZM62 81H63V82H66V81H64V80H62ZM76 81H77V80H76ZM84 81H85V80H84ZM89 81H90V80H89ZM104 81H105V80H104ZM104 81H103V82H104ZM128 81H129V80H128ZM150 81H151V79H150ZM158 81H159V80H158ZM171 81H172V80H171ZM11 82H12V81H11ZM14 82H15V81H14ZM17 82H18V81H17ZM17 82H16V83H17ZM25 82H26V81H25ZM41 82H42V81H41ZM48 82H49V81H48ZM52 82H53V81H52ZM74 82H75V81H74ZM81 82H82V81H81ZM81 82H79V83H81ZM91 82H92V81H91ZM125 82H127V81H125ZM138 82H143V81H138ZM154 82H155V81H154ZM173 82H174V81H173ZM202 82H203V80H202ZM206 82H207V81H206ZM212 82H214V81H212ZM216 82H217V81H216ZM18 83H19V82H18ZM18 83H17V84H18ZM34 83H35V81H34ZM57 83H58V81H57ZM70 83H71V82H70ZM93 83H94V82H93ZM144 83H147V82H144ZM169 83H170V82H169ZM214 83H215V82H214ZM31 84H32V83H31ZM35 84H36V83H35ZM35 84H34V86H35ZM37 84H38V83H37ZM37 84H36V85H37ZM43 84H44V83H43ZM48 84H49V83H48ZM51 84H52V83H51ZM58 84H59V83H58ZM75 84H76V83H75ZM84 84H87V83L84 82ZM105 84H106V83H105ZM167 84H168V83H167ZM198 84H199V83H198ZM10 85H11V84H10ZM19 85L21 86L22 83H20ZM27 85H28V84H27ZM32 85H33V84H32ZM39 85H40V84H39ZM39 85H37V86H39ZM41 85H42V84H41ZM53 85H54V84H53ZM64 85H66V84H64ZM71 85H72V84H71ZM82 85H83V84H82ZM88 85H89V84H88ZM91 85H92V83H91ZM91 85H90V86H91ZM97 85H98V84H97ZM97 85H96V86H97ZM99 85H100V84H99ZM119 85H120V84H119ZM138 85H139V84H138ZM144 85H145V84H144ZM144 85L141 84V86H144ZM153 85H154V84H153ZM155 85H156V84H155ZM161 85H162V84H161ZM6 86H7V85H6ZM8 86H9V83H8ZM15 86H17V85H14V87H15ZM42 86H43V85H42ZM44 86L47 87V85H45V84H44ZM48 86H49V85H48ZM55 86H56V84H55ZM61 86H62V83H61ZM74 86H75V85H74ZM74 86L72 87V89L74 88ZM93 86H94V84H93ZM107 86H108V83H107ZM115 86H116V85H115ZM123 86H124V85H123ZM146 86H147V85H146ZM22 87L25 88L26 86L23 85ZM22 87H21V88H22ZM29 87H30V85H29ZM49 87H50V86H49ZM62 87H63V86H62ZM62 87H61V88H62ZM77 87H78V86H77ZM85 87H86V86H85ZM100 87H101V85H100ZM109 87H110V86H109ZM113 87H114V86H113ZM133 87H135V86H133ZM137 87H138V86H137ZM221 87H222V86H221ZM8 88H9V87H8ZM15 88L17 89V87H15ZM18 88H19V87H18ZM30 88H32V87H30ZM36 88H37V87H36ZM42 88H43V87H42ZM44 88H45V87H44ZM95 88L98 89V90L95 89L96 91H99V92L104 93V90H105V88H107V87L104 88V87L102 86L101 88H102L103 91H101V88H100V90H99V88H97V87H95ZM143 88H144V87H143ZM147 88H148V87H147ZM149 88L151 89V86H150ZM149 88H148V90H149ZM162 88H163V87H162ZM184 88H185V87H184ZM3 89H4V88H3ZM9 89H12V88H9ZM13 89H14V88H13ZM13 89H12V91H13ZM19 89H20V88H19ZM25 89H26V88H25ZM63 89H64V88H63ZM109 89H110V88H109ZM132 89H133V88H132ZM136 89H140V88H136ZM141 89H142V88H141ZM5 90H6V89H5ZM21 90H23V89H21ZM43 90H44V89H43ZM79 90H80V89H79ZM79 90H75V92H76V91H79ZM95 90H93V91L95 92ZM122 90H123V89H122ZM143 90H145V89H143ZM202 90H203V89H202ZM214 90H215V89H214ZM17 91H19V90H17ZM82 91H83V90H82ZM82 91H81L80 93H82ZM107 91H108V90H107ZM107 91L105 90V92H107ZM109 91H110V90H109ZM117 91H118V90H117ZM134 91H135V90H134ZM136 91H137V90H136ZM140 91H142V90H140ZM151 91H152V89H151ZM196 91H197V89H196ZM260 91H261V90H260ZM7 92H8V91H7ZM13 92H14V91H13ZM19 92H20V91H19ZM21 92H22V91H21ZM84 92H86V91H83V93H84ZM111 92H112V91H111ZM129 92H130V91H129ZM142 92H143V91H142ZM155 92H156V91H155ZM158 92H159V91H158ZM201 92H202V91H201ZM10 93H11V90H10ZM16 93H17V92H16ZM78 93H79V92H78ZM80 93H79V94H80ZM92 93H93V92H92ZM107 93H108V92H107ZM107 93H105V96H106ZM134 93H135V92H134ZM199 93H200V91H199ZM25 94H26V92H25ZM52 94H53V93H52ZM116 94H118V93H116ZM127 94H128V93H127ZM191 94H192V93H191ZM194 94H195V93H194ZM261 94H262V93H261ZM10 95H11V94H10ZM69 95H70V94H69ZM72 95H73V94H72ZM74 95H75V94H74ZM87 95H88V94H87ZM92 95H97V97H100L101 93H99V96H98L97 93H96V94H91V96H92ZM109 95H110V94H109ZM122 95H123V94H122ZM195 95H196V94H195ZM212 95H213V94H212ZM53 96H54V95H53ZM75 96H76V95H75ZM89 96H90V95H89ZM126 96H127V95H126ZM167 96H168V95H167ZM206 96H207V95H206ZM4 97H5V96H4ZM48 97H49V96H48ZM54 97H55V96H54ZM93 97H94V96H93ZM97 97H96V98H97ZM101 97H102V96H101ZM138 97H139V96H138ZM52 98H53V97H52ZM79 98H80V97H79ZM91 98H92V97H91ZM102 98H103V97H102ZM104 98H105V97H104ZM104 98H103L102 101H106V100H104ZM109 98H110V97H108V99H109ZM112 98H113V97H112ZM152 98H153V97H152ZM83 99H84V98H83ZM98 99H99V98H98ZM98 99H97V100H98ZM110 99H111V98H110ZM147 99H148V98H147ZM251 99H252V98H251ZM258 99H259V98H258ZM13 100H14V99H13ZM54 100H55V99H54ZM79 100H80V99H79ZM90 100H91V99H90ZM97 100H96V101H97ZM122 100H123V97H122ZM176 100H177V99H176ZM187 100H188V99H187ZM214 100H215V98H214ZM222 100H223V98H222ZM47 101H48V100H47ZM91 101L94 102L93 100H91ZM99 101H100V100H99ZM190 101H191V100H190ZM216 101H218V100H216ZM227 101H228V100H227ZM249 101H251V100H248V102H249ZM60 102H61V101H60ZM97 102H98V101H97ZM219 102H220V101H219ZM248 102H247V103H248ZM57 103H58V102H57ZM61 103H62V102H61ZM85 103H86V102H85ZM89 103H90V102H89ZM94 103H96V102H94ZM178 103L180 104V102H178ZM181 103H182V102H181ZM184 103H186V102H184ZM189 103H190V102H189ZM194 103H195V102H194ZM206 103H207V102H206ZM217 103H218V102H217ZM221 103H222V102H221ZM237 103H238V102H237ZM249 103H251V102H249ZM249 103H248L247 105H249ZM24 104H25V103H24ZM24 104H23V105H24ZM30 104H31V103H30ZM30 104H29V105H30ZM37 104H38V103H37ZM86 104H88V103H86ZM96 104H98V103H96ZM102 104H103V103H102ZM102 104H101V105H102ZM115 104H116V103H115ZM154 104H155V103H154ZM197 104H198V103H197ZM197 104H196V106L198 107L199 104H198V105H197ZM207 104H208V103H207ZM218 104H219V103H218ZM245 104H246V103H245ZM255 104H256V103H255ZM2 105H3V104H2ZM18 105H19V104H18ZM33 105H34V103H33ZM35 105H36V104H35ZM46 105H47V104H46ZM50 105H51V104H50ZM52 105H53V104H52ZM74 105H75V104H74ZM91 105H92V104H91ZM91 105L89 104L87 107H89V106H91ZM98 105H99V104H98ZM103 105H104V104H103ZM109 105H110V103H109ZM157 105H158V104H157ZM190 105H191V104H190ZM214 105H216V103H215ZM251 105H252V107H253L254 104H251ZM39 106H40V105H39ZM39 106H37V108H38ZM53 106H54V105H53ZM53 106H52V107H53ZM59 106H60V105H59ZM66 106H67V105H66ZM70 106H73V105L70 104ZM79 106H80V103H79ZM83 106H85V105H83ZM92 106H96V105H92ZM168 106H169V105H167L166 107L164 106L165 109H166ZM172 106H173V105H172ZM196 106H194L193 108L195 109ZM209 106H211V105L209 104ZM216 106H218V105H216ZM216 106H214V110H215V107H216ZM232 106H233V104H232ZM234 106H235V105H234ZM26 107H27V109H26L25 107H23V108H25L26 110H29V109H28V106H26ZM41 107H42V106H41ZM44 107H45V106H44ZM44 107H43V108H44ZM67 107H69V106H67ZM67 107H66V108H67ZM98 107H100V106H98ZM105 107H106V106H105ZM108 107H109V106H108ZM121 107H122V106H121ZM151 107H152V106H151ZM179 107H180V106H179ZM206 107H207V105H206ZM219 107H220V106H219ZM223 107L225 108V106H223ZM229 107H230V106H229ZM240 107H241V106H240ZM8 108H9V107H8ZM20 108H21V107H20ZM29 108H31V107H29ZM33 108H34V107H33ZM71 108H72V107H71ZM83 108H84V107H83ZM111 108L113 109L112 106H111ZM118 108H119V107H118ZM153 108H154V107H153ZM157 108H161V106H159V107H157ZM169 108H170V107H169ZM171 108H173V107H171ZM171 108H170V109H171ZM181 108H183V106H182ZM201 108H202V110H201ZM203 108H204V107H201V106H200V110H197V111H198V112H199V111H202V112H203V115L205 116V115L207 114V110H206V114H204V111H205V110L203 111ZM210 108H211V107H210ZM217 108H218V107H217ZM230 108H231V107H230ZM243 108H244V107H243ZM35 109H36V107H35ZM39 109H40V108H39ZM44 109H45V108H44ZM47 109H48V108H47ZM53 109H54V108H53ZM58 109H60V108L58 107ZM62 109H63V107H62ZM62 109H61L60 111H62ZM68 109H69V108H68ZM73 109H74V107H73ZM77 109H79V108H77ZM86 109L88 110V108H86ZM184 109H185V108H184ZM187 109H188V108H187ZM189 109H190V108H189ZM208 109H209V108H208ZM212 109H213V108L209 109V111L212 110ZM218 109H219V108H218ZM222 109H223V108H222ZM234 109H235V107H234ZM234 109H232V110H234ZM253 109H255V108L253 107ZM16 110H17V109H16ZM45 110H46V109H45ZM87 110H86V111H87ZM90 110H91V107H90ZM90 110H89V111H90ZM96 110H98V108H96ZM103 110H104V109H103ZM103 110H102V111H103ZM115 110H116V108H115ZM118 110H119V109H118ZM159 110H160V109H159ZM162 110H164V109H162ZM178 110H179V109H178ZM190 110H191V109H190ZM214 110H213V111H214ZM220 110H221V109H220ZM223 110H224V109H223ZM225 110H226V108H225ZM232 110H231V111H232ZM250 110H251V108H250ZM20 111H22V110H20ZM37 111L40 113L39 110H37ZM47 111H48V110H47ZM56 111H57V110H56ZM66 111H67V110H66ZM82 111H83V110H82ZM106 111H107V110H106ZM171 111H172V110H171ZM181 111H184V110H181ZM185 111H186V110H185ZM217 111L219 112L218 114H220V111H219V110H215L216 113H217ZM221 111H222V110H221ZM235 111H236V113H237V110H235ZM242 111H244V110H242ZM261 111H262V110H261ZM48 112H49V111H48ZM50 112H52V111H50ZM50 112H49V114H52V113H53V112H52V113H50ZM91 112H92V111H91ZM111 112H112V111H111ZM116 112H117V111H116ZM137 112H138V111H137ZM168 112H169V111H168ZM188 112H189V111H188ZM225 112H227V111H225ZM228 112H230V111H228ZM247 112H249V111L247 110ZM10 113H11V112H10ZM39 113H37V114H39ZM43 113H46V112H43ZM60 113H61V112H60ZM88 113H89V112H88ZM92 113H93V112H92ZM95 113H96V111H95ZM170 113H172V112H170ZM183 113H184V112H183ZM183 113L180 112V114H183ZM189 113H190V112H189ZM195 113H196L195 111H194V113H193V111H192V114H195ZM213 113H214V112H213ZM223 113H224V112H223ZM230 113H232V112H230ZM244 113H245V112H244ZM255 113H256V114L258 113L257 110L255 111ZM40 114H41V113H40ZM47 114H48V113H46V115H47ZM93 114H94V113H93ZM99 114H100V112H99ZM167 114H168V113H167ZM172 114H173V113H172ZM180 114H179V115H180ZM185 114H186V113H184L183 115H185ZM190 114H191V113H190ZM192 114H191V115H192ZM201 114H202V113H201ZM233 114H235V113L233 112ZM240 114H242V113H240ZM245 114H246V113H245ZM245 114H244V115H245ZM253 114H254V113H253ZM253 114H252V117H254ZM256 114H255V115H256ZM259 114H260V113H259ZM0 115H1V114H0ZM43 115H44V114H42L41 116H43ZM56 115H58V114H55L54 117H56ZM65 115H66V114H65ZM68 115H69V114H68ZM72 115H73V114H72ZM75 115H76V114H75ZM84 115H86V114H84ZM101 115H103V114H101ZM111 115H112V113H111ZM111 115H110V116H111ZM115 115H116V114H115ZM199 115H200V114H199ZM208 115H209V114H208ZM208 115H207V116H208ZM220 115H222V114H220ZM235 115H236V114H235ZM250 115H251V114H250ZM260 115H261V114H260ZM2 116H3V115H2ZM21 116H22V115H21ZM37 116H38V115H37ZM63 116H64V112L62 113V116H61V117H63ZM94 116H95V115H94ZM107 116H108V115H107ZM110 116H109V118H110ZM116 116H117V115H116ZM121 116H122V115H121ZM126 116H127V115H126ZM165 116H166V115H165ZM172 116H174V115H172ZM176 116H177V115H176ZM176 116H175V117H176ZM192 116H194V115H192ZM209 116H210V115H209ZM209 116H208V117H209ZM213 116L215 117L216 115H212V117H210V119L213 118ZM217 116H218V115H217ZM223 116H224V114H223ZM229 116H230V115H229ZM238 116H239V113H238ZM256 116H257V115H256ZM256 116H255V118H256ZM258 116H259V115H258ZM258 116H257V118H258V120H259L260 117H258ZM18 117H19V116H18ZM18 117H17V118H18ZM47 117H48V116H47ZM57 117H58V116H57ZM59 117H60V115H59ZM67 117H68V116H67ZM81 117H82V116H81ZM98 117H99V115H98ZM98 117H97V118H98ZM101 117H102V116H101ZM101 117H99V118L101 119ZM111 117H112V116H111ZM179 117H180V116H179ZM190 117H191V116H190ZM190 117H188V118H190ZM194 117H195V116H194ZM201 117H202V116H201ZM224 117H226V116H224ZM224 117L221 116L222 119H225ZM230 117H231V116H230ZM233 117H234V116H233ZM242 117H243V116H242ZM247 117H248V116H246V119L249 118V117H248V118H247ZM262 117H264V116H262ZM262 117H261V118H262ZM4 118H6V117H4ZM32 118H33V117H32ZM39 118H40V117H39ZM73 118H74V117H73ZM76 118H77V120H78V116H77ZM85 118H86V117H85ZM85 118H84V119H85ZM95 118H96V117H95ZM95 118H94V119H95ZM103 118H104V117H103ZM117 118H118V117H117ZM122 118H123V117H122ZM168 118H169V117H168ZM176 118H177V117H176ZM176 118H175V119H176ZM183 118H187V116H184ZM183 118H182V115H181V119H183ZM205 118H206V116H205ZM217 118H218V117H217ZM227 118H228V116H227ZM238 118H240V116H239ZM238 118H237V119H238ZM250 118H251V117H250ZM255 118H254V120H256ZM35 119H36V118H34V120H35ZM40 119H41V118H40ZM53 119H54V118H53ZM53 119H52V120H53ZM58 119H59V118H58ZM64 119H65V118H64ZM70 119H71V117H70ZM82 119H83V117H82ZM86 119H88V117H87ZM169 119H171V118H169ZM169 119H168V120H169ZM181 119L179 118L178 120H181ZM194 119H196V117H195ZM207 119H208V118H207ZM207 119H206V120H207ZM213 119H214V118H213ZM213 119H212V120H213ZM222 119H220V116H219V121L216 122V117H215V122H216V123H218V122L220 123V122L222 121ZM240 119L243 120V118H240ZM246 119H245V120H246ZM28 120H29V119H28ZM88 120H89V119H88ZM102 120H103V119H102ZM105 120H106V119H105ZM173 120H174V118H173ZM178 120H177V121H178ZM190 120L192 121L193 119H190ZM201 120H202V119H201ZM201 120H199V121H201ZM217 120H218V119H217ZM231 120H232V119H231ZM245 120L243 121V123H245V124H246V122H249V121H250V120L248 119L249 121L246 120V122H245ZM2 121H3V120H2ZM25 121H26V120H25ZM30 121H31V120H30ZM43 121H44V120H43ZM47 121H48V120H47ZM62 121H63V120H62ZM62 121H61V122H62ZM67 121H68V119H67ZM74 121H75V120H74ZM79 121H80V120H79ZM84 121H85V120H84ZM95 121H96V120H95ZM100 121H101V120H100ZM125 121H126V120H125ZM131 121H132V120H131ZM174 121H175V120H174ZM181 121L183 122V121H185V120L183 119V120H181ZM188 121H189V120H188ZM188 121L186 120V122H188ZM193 121H194V122L191 123L192 126H193L194 123H195L194 125H196L197 122H198V123H197V126H198V125H201V126H202V122L199 124V121H197V122H195V120H193ZM204 121H205V119H204ZM204 121H203V125L206 124ZM207 121H208V120H207ZM209 121H210V120H209ZM225 121H226V119H225ZM225 121L223 120V122H225ZM229 121H230V120H228V124H229ZM234 121H237V120H235V117L233 118V120L231 121V123L234 122ZM252 121H253V119H252ZM9 122H10V121H9ZM15 122H16V121H15ZM36 122H37V121L35 120V123H36ZM61 122L59 121V123H61ZM65 122H66V121H65ZM68 122H69V121H68ZM70 122H71V121H70ZM80 122H81V121H80ZM87 122H89V121H87ZM87 122H86V123H87ZM101 122H102V121H101ZM103 122H104V121H103ZM105 122H106V121H105ZM113 122H114V121H113ZM127 122H128V121H127ZM170 122H171V121H170ZM210 122H211V121H210ZM210 122H209V123H210ZM237 122H238V121H237ZM250 122H251V121H250ZM256 122H257V121H256ZM262 122H264V120H262ZM13 123H14V122H13ZM16 123H17V122H16ZM27 123H28V122H27ZM39 123H40V122H39ZM41 123H43V122H41ZM44 123H45V122H44ZM52 123H53V122H52ZM59 123H58V124H59ZM62 123H63V122H62ZM66 123H67V122H66ZM74 123H75V122H74ZM93 123H94V122H92V124H93ZM107 123H108V122H107ZM172 123H173V122H172ZM176 123H177V122H176ZM178 123L180 124V121H179ZM184 123H185V122H184ZM188 123H189V125H190V122H188ZM212 123H214V122H212ZM225 123H226V122H225ZM235 123H236V122H235ZM239 123H240V121H239ZM239 123H238V124H239ZM243 123H242V124H243ZM252 123H254V122H252ZM45 124H47V123H45ZM80 124H81V123H80ZM84 124H85V123H84ZM87 124H88V123H87ZM92 124H91V126H92ZM94 124H95V123H94ZM161 124H162V122H161ZM173 124H174V123H173ZM179 124H176V125H179ZM220 124H221V123H220ZM222 124H223V123H222ZM228 124H227V125H228ZM245 124H243V125H245ZM247 124L249 125V123H247ZM257 124H258V123H257ZM24 125H25V124H24ZM49 125H50V124H49ZM49 125H48V126H49ZM61 125H62V124H61ZM61 125H59V126H61ZM69 125H70V123H69ZM152 125H153V123H152ZM165 125H166V124H165ZM180 125H181V124H180ZM207 125H208V124H207ZM207 125H205L204 127H206ZM218 125H219V124H218ZM218 125L215 124L214 126H218ZM231 125H232V124H231ZM250 125H252V124H250ZM7 126H8V123H7ZM14 126H15V125H14ZM16 126H17V125H16ZM16 126H15V127H16ZM25 126H27V125H25ZM30 126H34V124H33V125L31 124ZM40 126H41V125H39L38 127H40ZM43 126H44V125H43ZM54 126H55V125H54ZM54 126H53V127H54ZM71 126H72V125H71ZM89 126H90V122H89ZM89 126H88V127H89ZM95 126H96V125H95ZM162 126H163V125H162ZM192 126H191V127H192ZM212 126H213V125H212ZM222 126H223V125H222ZM222 126H219V127H220V130L222 129ZM225 126H226V125H225ZM246 126H247V125H246ZM17 127H18V126H17ZM38 127H37V128H38ZM61 127H62V126H61ZM79 127H80V125H79ZM104 127H106V125H105ZM115 127H116V126H115ZM129 127H130V126H129ZM151 127H153V126H151ZM155 127H156V126H154V127L151 128V129L153 130ZM158 127H159V126H158ZM158 127H157V128H158ZM164 127H165V126H164ZM168 127H171V126H168ZM180 127H182V126L176 127V129L178 128L176 131L182 129V128H180ZM186 127H189V126H186ZM219 127H217V128H219ZM226 127H227V126H226ZM232 127H233V126H232ZM237 127H238V125H237ZM1 128H2V127H1ZM1 128H0V129H1ZM27 128H28V127H27ZM35 128H36V126H35ZM49 128H51V126H50ZM63 128H65V127L63 126ZM67 128H69V127H67ZM92 128H93V127H92ZM98 128H99V127H98ZM107 128H108V127H107ZM172 128L174 129V125L172 126ZM183 128H184L185 131H186V128H185V127H183ZM201 128H202V127H201ZM201 128H200V130H201ZM207 128L210 129L211 126H207ZM212 128H213V127H212ZM212 128H211V129H212ZM224 128H225V127H224ZM227 128H228V127H227ZM258 128H260V127H258ZM22 129H25V128H22ZM77 129H78V128H77ZM79 129H80V128H79ZM84 129H85V128H84ZM86 129H87V128H86ZM88 129H89V128H88ZM100 129H101V127H100ZM100 129H99V130H100ZM116 129H117V128H116ZM159 129H160V127L158 128V130H159ZM163 129H164V128H162V129H160V130H163ZM170 129H171V128H170ZM187 129H188V128H187ZM195 129H197V128H195ZM198 129H199V128H198ZM203 129H204V128H203ZM211 129H210V132H212ZM225 129H226V128H225ZM233 129H236V128L233 127ZM244 129H246V128H244ZM28 130H30V129H28ZM39 130H40V129H39ZM43 130H44V127H43ZM49 130L51 131V129H49ZM55 130H56V127H55ZM57 130H58V129H57ZM59 130H60V129H59ZM62 130H64V129H62ZM71 130H73V129H71ZM89 130H90V129H89ZM92 130H93V129H91V132H92ZM106 130H107V129H106ZM158 130H157V131H158ZM168 130H169V129H168ZM182 130H183V129H182ZM205 130L207 131V129H205ZM212 130L214 131V130H216V129L214 128V129H212ZM228 130H229V129H228ZM231 130H232V129H231V127H230V131H231ZM236 130H238V128H237ZM240 130H241V126H240V128H239V131H240ZM3 131H4V130H3ZM8 131H9V130H8ZM13 131H14V130H13ZM18 131H19V129H18ZM25 131H26V130H25ZM50 131H49V132H50ZM79 131H80V130H79ZM95 131H96V129H95ZM101 131H102V130H101ZM101 131H100V132H101ZM133 131H134V130H133ZM154 131H156V130H154ZM157 131L154 132V133H157V134H155V135H156L157 138H158V135L161 134L162 131H160L161 133H159V131H158V132H157ZM163 131H164V130H163ZM169 131H170V130H169ZM172 131H173V132H170V133H168V134H172V133H174V135H175L174 130H172ZM188 131H190V130H188ZM192 131L194 132L195 130H192ZM196 131H197V130H196ZM196 131H195V132H196ZM225 131L227 132V130H225ZM233 131H234V130H233ZM255 131H256V130H255ZM4 132H5V131H4ZM16 132H17V129H16L14 135L16 134ZM21 132H22V134H23V131H21ZM39 132H42V131H39ZM49 132H48V133H49ZM62 132H63V131H62ZM64 132H65V131H64ZM64 132H63V133H64ZM102 132H104V130H103ZM112 132H113V130H112ZM164 132H165V131H164ZM178 132H179V131H178ZM181 132H183V131H181ZM186 132H187V131H186ZM186 132H185V134H186ZM190 132H191V131H190ZM195 132H194V133H195ZM200 132H201V131H200ZM217 132H218V131H217ZM252 132H253V130H252ZM27 133H28V132H27ZM43 133H44V131H43ZM50 133H51V132H50ZM59 133H61V132H59ZM66 133H67V132H66ZM83 133H84V132H83ZM109 133H111V132H109ZM116 133H117V132H116ZM123 133H124V132H123ZM152 133H153V132H152ZM152 133H151V134H152ZM158 133H159V134H158ZM166 133H167V132H166ZM191 133H192V132H191ZM191 133H190V134H191ZM206 133H208V131H207ZM212 133H213V132H212ZM212 133H211V135H212ZM214 133H215V132H214ZM221 133H222V132H221ZM227 133H228V132H227ZM241 133H242V132H241ZM243 133H244V131H243ZM243 133H242V134H243ZM24 134H25V133H24ZM24 134H23V135H24ZM30 134H31V133H30ZM40 134H41V133H40ZM45 134L47 135V133H45ZM55 134H56V133H55ZM61 134H62V133H61ZM61 134H60V135H61ZM76 134H78V133H76ZM81 134H82V131H81ZM96 134H97V133H96ZM106 134H107V132L105 133V135H106ZM130 134H131V133H130ZM168 134H165V135H168ZM179 134H180V133H179ZM183 134H184V133H182V135H183ZM185 134H184V135H185ZM187 134H189V133L187 132ZM190 134H189V135H190ZM198 134H199V131H198ZM198 134L195 133L194 135H195V136H198ZM208 134H209V133H208ZM216 134H217V133H216ZM225 134H226V133H225ZM232 134H233V133H232ZM232 134H231V135H232ZM237 134H238V133H237ZM250 134H253V133H250ZM262 134H264V133H262ZM37 135H38V134H37ZM37 135H36V136H37ZM51 135H52V134H51ZM79 135H80V133H79ZM91 135H92V134H91ZM153 135H154V134H153ZM155 135H154V137H155ZM161 135H162V134H161ZM161 135H159V136L162 137ZM172 135H173V134H172ZM172 135H170V136H172ZM192 135H193V134H192ZM211 135H210V136H211ZM217 135H218V134H217ZM217 135H216V136H217ZM15 136H16V135H15ZM33 136H34V134H33ZM41 136H42V135H41ZM83 136H84V135H83ZM89 136H90V135H89ZM107 136H108V135H107ZM199 136H201V135H199ZM205 136H206V135H205ZM205 136H204V137H205ZM207 136H208V135H207ZM222 136H223V135H222ZM225 136H226V135H225ZM229 136H230V135H229ZM229 136H228V137H229ZM248 136H249V135H248ZM259 136H260V135H259ZM22 137H24V136H22ZM22 137H21V138H22ZM25 137H26V136H25ZM44 137L46 138V136L43 135V138H44ZM48 137H49V136H48ZM53 137H54V136H53ZM58 137H59V136H58ZM65 137H66V136H65ZM68 137H69V135H68ZM85 137H86V136H85ZM164 137H165V136H164ZM186 137H187V136H186ZM201 137H203V136H201ZM213 137H214V136H213ZM240 137H241V136H240ZM5 138H6V137H5ZM5 138H4V139H5ZM9 138H10V137H9ZM13 138H14V137H13ZM16 138H17V137H16ZM16 138H15V139H16ZM28 138L30 139V136H29ZM34 138H35V137H34ZM36 138H37V137H36ZM89 138H90V137H89ZM152 138H153V137H152ZM176 138H177V137H176ZM176 138H175V139H176ZM184 138H185V137H184ZM184 138H183V139H184ZM197 138H198V137H197ZM208 138H209V137H208ZM210 138H211V137H210ZM210 138H209V139H210ZM243 138H244V137H243ZM243 138H241V139H243ZM7 139H8V138H7ZM15 139H13V140H15ZM18 139H19V138H18ZM39 139H40V138H39ZM50 139H51V137H50ZM55 139H56V138H55ZM69 139H72V138L69 137ZM80 139H81V138H80ZM154 139H155V138H154ZM162 139H163V138H162ZM169 139H170V138H169ZM194 139H196V138L194 137ZM211 139H212V138H211ZM224 139H225V138H224ZM227 139H228V138H227ZM233 139H234V138H233ZM233 139H232V140H233ZM238 139H239V138H238ZM238 139H237V140H238ZM245 139H246V137H245ZM5 140H6V139H5ZM16 140H17V139H16ZM21 140H22V139H21ZM24 140H25V139H24ZM24 140H22V141H24ZM30 140H31V139H30ZM37 140H38V139H37ZM51 140H53V139H51ZM58 140H60V139H58ZM81 140H82V139H81ZM116 140H117V139H116ZM155 140H156V139H155ZM155 140H154V143H155ZM164 140H165V138H164ZM190 140H191V139H190ZM207 140H208V139H207ZM232 140H231V141H232ZM243 140H244V139H243ZM256 140H257V139H256ZM260 140H261V139H260ZM1 141H2V140H1ZM3 141H4V140H3ZM22 141H21V142H22ZM26 141H27V140H26ZM48 141H49V140H48ZM54 141H56V140H54ZM54 141H53V142H54ZM70 141H71V140H70ZM74 141H75V140H74ZM79 141H80V140H79ZM84 141H85V140H84ZM92 141H93V138H92ZM100 141H101V140H100ZM156 141H157V140H156ZM181 141H182V140H181ZM181 141H178L177 143H179V142H181ZM187 141H188V140H187ZM195 141L197 142V140H195ZM195 141H194L193 143H195ZM214 141H215V140H213V142H214ZM219 141H220V139H219ZM238 141H239V140H238ZM244 141H246V140H244ZM39 142H40V141H39ZM44 142H45V141H44ZM51 142H52V141H51ZM62 142H63V141H62ZM62 142H61V143H62ZM64 142H65V140H64ZM67 142H68V141H67ZM112 142H113V141H112ZM161 142H162V141H161ZM167 142H169V141H167ZM175 142H176V140H175ZM183 142H185V141H183ZM183 142H182V143H183ZM190 142H191V141H190ZM190 142H189V143H190ZM199 142H200V141H199ZM216 142H217V141H216ZM223 142H224V140H223ZM228 142H229V141H228ZM228 142H227V143H228ZM246 142H247V141H246ZM16 143H17V142H16ZM30 143H31V142H30ZM41 143H42V142H41ZM41 143H40V144H41ZM45 143H47V142H45ZM55 143H56V142H55ZM58 143L60 144V142H58ZM70 143H71V142H70ZM88 143H89V142H88ZM95 143H96V142H95ZM103 143H104V140H103ZM185 143H186V142H185ZM191 143H192V142H191ZM200 143H201V142H200ZM203 143H204V142H203ZM218 143H219V142H218ZM218 143H216L217 146H218ZM220 143H221V142H220ZM240 143H241V140H240ZM240 143H239V145H240ZM243 143H244V142H243ZM12 144H13V143H12ZM12 144H11L10 146H12ZM19 144H20V143H19ZM31 144H32V143H31ZM33 144H34V142H33ZM33 144H32V145H33ZM59 144H58V145H59ZM68 144H69V142H68ZM68 144H67V146H68ZM71 144H72V143H71ZM74 144H76V143H74ZM74 144H73V145H74ZM81 144H82V143H81ZM86 144H87V142H86ZM149 144H150V143H149ZM168 144H169V143H168ZM204 144H205V143H204ZM208 144H210V143L208 142ZM225 144H226V143H225ZM225 144H224V146H225ZM237 144H238V143H237ZM241 144H242V143H241ZM4 145H5V144H4ZM47 145H48V144H47ZM63 145H64V144H63ZM105 145H106V144H105ZM110 145H111V144H110ZM182 145H183V144H182ZM185 145H186V144H185ZM185 145L183 146V148L185 147ZM193 145H194V144H193ZM198 145H199V144H198ZM202 145H203V144H202ZM206 145H207V144H206ZM231 145H232V144H231ZM16 146H17V145H16ZM21 146H22V145H21ZM26 146H27V145H26ZM26 146H25V147H26ZM52 146H53V145H52ZM70 146H71V145H70ZM91 146H92V144H91ZM107 146H109V145H107ZM118 146H119V145H118ZM123 146H124V145H123ZM127 146H128V145H127ZM129 146L133 147L132 144H130ZM194 146H195V145H194ZM208 146H209V145H208ZM212 146H214V145L212 144ZM212 146H211V147H212ZM227 146H228V145H227ZM234 146H236V145L234 144ZM256 146H257V145H256ZM1 147H2V146H1ZM12 147H13V146H12ZM23 147H24V146H23ZM23 147H22V148H23ZM33 147H34V146H33ZM45 147H46V146H45ZM55 147H56V145H55ZM58 147H60V146H58ZM65 147H66V146H65ZM92 147H93V146H92ZM102 147H104V145H103ZM179 147H180V146H179ZM191 147H192V146H191ZM201 147H202V146H201ZM214 147H216V145H215ZM219 147H220V146H219ZM222 147H223V145H222ZM236 147H237V146H236ZM10 148H11V147H10ZM30 148H31V147H30ZM61 148H62V146H61ZM90 148H91V147H90ZM90 148H89V149H90ZM105 148H107V147L105 146ZM109 148H110V147H109ZM122 148H125V147H122ZM128 148H130V147H128ZM138 148H139V147H138ZM138 148H137V149H138ZM145 148H146V147H145ZM155 148H156V147H155ZM158 148H160V146H159ZM174 148H175V147H174ZM194 148H195V147H194ZM203 148H204V147H203ZM207 148H208V150L210 151L209 147H207ZM227 148H228V147H227ZM237 148H238V147H237ZM237 148H236V150H237ZM1 149H3V148H1ZM6 149H7V148H6ZM14 149H15V148H14ZM16 149H17V148H16ZM51 149H52V148H51ZM96 149H97V148H96ZM115 149H116V148H115ZM115 149H114V151H116ZM120 149H121V148H120ZM120 149H119V150H120ZM126 149H127V148H126ZM135 149H136V148H135ZM140 149H141V148H140ZM192 149H193V148H192ZM198 149H200V148L198 147ZM217 149H218V151H219V148H216V150H214V151H216L217 154H218L219 152L217 151ZM222 149H223V151H224V148H222ZM225 149H226V148H225ZM230 149H234V148H231V146H230ZM244 149H245V148H244ZM257 149H258V148H257ZM259 149H260V148H259ZM259 149H258V150H259ZM21 150H22V149H21ZM25 150H26V149H25ZM35 150H36V149H35ZM49 150H50V149H49ZM55 150H56V149H55ZM55 150H54V151H55ZM91 150H92V149H91ZM91 150H90V151H91ZM109 150H110V149H109ZM117 150H118V148H117ZM129 150L131 151V149H129ZM148 150H149V149H148ZM153 150H154V149H153ZM158 150H159V149H158ZM158 150H157V151H158ZM174 150H177V148L174 149ZM206 150H207V149H206ZM206 150H205V151H206ZM208 150H207V151H208ZM211 150H212V149H211ZM228 150H229V149H228ZM228 150H227V151H228ZM236 150H234V151H236ZM238 150H239V149H238ZM245 150H247V149H245ZM253 150H254V149H253ZM10 151H11V150H10ZM13 151H15V150H13ZM16 151H17V150H16ZM29 151L31 152V150H29ZM32 151H34V150H32ZM83 151H84V150H83ZM111 151H113V150H111ZM124 151H125V150H124ZM124 151H123V152H124ZM126 151H127V150H126ZM140 151H141V150H140ZM169 151H170V150H169ZM182 151H183V150H182ZM182 151H181V152H182ZM199 151H200V150H199ZM209 151H208V153L206 152L208 155H209ZM214 151H213V152H214ZM240 151H241V150H240ZM248 151H249V150H248ZM0 152H1V151H0ZM17 152H18V151H17ZM19 152H21V151H19ZM49 152H50V151H49ZM56 152H57V150H56ZM70 152H71V151H70ZM74 152H75V151H74ZM76 152H77V151H76ZM131 152H132V151H131ZM136 152H137V150H136ZM141 152H142V151H141ZM141 152H140V153H141ZM149 152H150V151H149ZM154 152H155V150H154ZM154 152H153V153H154ZM160 152H162V151H159V153H156V154L160 156ZM189 152H190V150H189ZM189 152H188V154L191 153V156H193L192 151H191L190 153H189ZM201 152H203V151L201 150ZM210 152H211V151H210ZM243 152H244V150H243ZM250 152H251V151H250ZM250 152H249V154H250ZM252 152H255V150L252 151ZM256 152H257V151H256ZM22 153H23V151H22ZM32 153H33V152H32ZM37 153H38V152H37ZM59 153H60V151H59ZM81 153H82V152H81ZM117 153H118V152H117ZM127 153H128V152H127ZM235 153H236V152H235ZM238 153H240V152H238ZM238 153H237V154H238ZM244 153L247 154V152H244ZM244 153H243V155H244ZM258 153H259V151H258ZM3 154H4V153H3ZM10 154H11V153H10ZM10 154H9V156H10ZM13 154L15 155L14 152H13ZM16 154H19V153H16ZM24 154H25V153H24ZM26 154H27V153H26ZM26 154H25V155H26ZM47 154H48V153H47ZM47 154L45 153V155H47ZM51 154H52V153H51ZM62 154H63V153H62ZM69 154H70V153H69ZM122 154H123V153H122ZM130 154H132V153H130ZM149 154H151V153H149ZM161 154H163V152H162ZM168 154H170V152H169ZM168 154H166V155H168ZM173 154H174V152H173ZM182 154H186V155H187V153H184V151H183ZM194 154L197 156V154H199V153L196 154V153L194 152ZM203 154H204V153H203ZM224 154H225V153H224ZM240 154L242 155V151H241ZM249 154H248V155H249ZM253 154H254V153H252V155H253ZM4 155H5V154H4ZM25 155H24V156H25ZM28 155H29V154H28ZM40 155H41V154H40ZM71 155H72V154H71ZM84 155H85V154H84ZM138 155H139V154H138ZM140 155H141V154H140ZM144 155H145V154H144ZM146 155H148V154L146 153ZM170 155H171V154H170ZM170 155H169V159H170ZM174 155L177 156V154H174ZM208 155H207V156H208ZM211 155H212V154H210V157H211ZM229 155H231V154H229ZM254 155H255V154H254ZM261 155H262V154H261ZM0 156H1V155H0ZM18 156H19V155H18ZM35 156H36V155H35ZM43 156H44V155H42V156H40V157H43ZM58 156H59V155H58ZM66 156H67V154H66ZM73 156H74V155H73ZM78 156H79V155H78ZM78 156H77V157H78ZM85 156L87 157V155H85ZM85 156H84V157H85ZM92 156H93V155H92ZM151 156H153V154H152ZM163 156H164V155H163ZM180 156H181V155H180ZM198 156H199V155H198ZM212 156H213V155H212ZM225 156H226V155H225ZM227 156H228V155H227ZM234 156H235V155H234ZM239 156H240V155H239ZM239 156L237 155V158H238ZM249 156H250V155H249ZM255 156H256V155H255ZM14 157H15V156H14ZM20 157H21V156H20ZM26 157H27V156H26ZM50 157H51V156H50ZM50 157H49V158H50ZM70 157H72V156H70ZM70 157H68V158H70ZM79 157H80V156H79ZM86 157H85V158H86ZM128 157H130V156H128ZM133 157H134V156H133ZM160 157H161V156H160ZM213 157H214V156H213ZM217 157H218V156H217ZM217 157H214V158H217ZM219 157H220V156H219ZM219 157H218V158H219ZM259 157H260V156H259ZM23 158H24V157H23ZM23 158H22V159H23ZM43 158H44V157H43ZM45 158H47V157L45 156ZM72 158H73V157H72ZM125 158H127V157H125ZM174 158H176V157H174ZM184 158H185V156H184ZM203 158H204V157H203ZM206 158H207V157H205V159H206ZM218 158H217V159H218ZM235 158H236V156H235ZM12 159H13V158H12ZM14 159H15V158H14ZM62 159H63V157H62ZM80 159H81V158H80ZM87 159H88V158H87ZM109 159H110V158H109ZM148 159H149V158H148ZM154 159H155V157H154ZM156 159H157V158H156ZM191 159H192V158H191ZM201 159H202V158H201ZM209 159H210V158H209ZM247 159H248V158H247ZM257 159H258V158H257ZM15 160H16V159H15ZM24 160H25V159H24ZM49 160H50V159H49ZM83 160H84V159H83ZM150 160H151V159H150ZM197 160H198V159H197ZM197 160H196V162H197ZM199 160H200V159H199ZM228 160H229V159H228ZM235 160H236V159H235ZM237 160H238V159H237ZM250 160H252V159L250 158ZM258 160H259V159H258ZM11 161H12V160H11ZM26 161H27V160H26ZM52 161H53V160H52ZM71 161H73V160H71ZM75 161H77V160H75ZM81 161H82V159H81ZM142 161H144V160H142ZM147 161H148V160H147ZM147 161H146V162H147ZM161 161H162V160H161ZM179 161H180V160H179ZM188 161H189V160H188ZM188 161H187V164H188ZM202 161H204V159H203ZM241 161H244V160H241ZM248 161H249V160H248ZM252 161H253V162L255 161V163L258 164L256 160L253 159ZM260 161H261V163H260L259 166H261L262 161H264V160H262V157H260ZM12 162H13V161H12ZM12 162H11V163H12ZM29 162L31 163V161H29ZM29 162H28V163H29ZM83 162H84V161H83ZM89 162H90V161H89ZM144 162H145V161H144ZM157 162H158V161H157ZM181 162H182V161H181ZM196 162H195V163H196ZM198 162H199V161H198ZM230 162H231V161H230ZM235 162H236V161H235ZM1 163H4V162H1ZM7 163H8V162H7ZM9 163H10V162H9ZM19 163H20V162H19ZM24 163H25V162H23V164H24ZM30 163H29V164H30ZM64 163H65V162H64ZM69 163H70V162H69ZM71 163H72V162H71ZM78 163H79V162H78ZM160 163H161V162H160ZM183 163H184V162H183ZM183 163H182V164H183ZM189 163H190V161H189ZM206 163H208V162H206ZM212 163H213V162H212ZM226 163H227V161H226ZM241 163H242V162H241ZM246 163H247V161H246ZM246 163H245V166H246ZM248 163L250 164V162H248ZM248 163H247V165H248ZM255 163H251L250 165H252V164L255 165ZM5 164H6V163H5ZM12 164H13V163H12ZM12 164H11V165H12ZM20 164H22V163H20ZM20 164H18V165H20ZM31 164H33V163H31ZM36 164H37V163H36ZM54 164H55V163H54ZM86 164H87V163H86ZM127 164H128V163H127ZM148 164H149V163H148ZM165 164H166V163H164V166H163V167L166 166ZM168 164H169V163H168ZM168 164H167V165H168ZM175 164H177V162H176ZM182 164H181V166H182ZM204 164H205V163H204ZM208 164H209V163H208ZM215 164H216V163H215ZM215 164H214V165H215ZM224 164H225V163H224ZM228 164H229V163H228ZM242 164H243V163H242ZM2 165H3V164H2ZM2 165H1V166H2ZM15 165H16V164H15ZM18 165H16V166H18ZM67 165H68V164H67ZM90 165H91V164H90ZM119 165H120V164H119ZM135 165H136V164H135ZM140 165H141V164H140ZM172 165H173V164H170L171 169L173 168ZM190 165H191V166H192V165L195 166V164H190ZM197 165H198V164H197ZM202 165H203V163H202ZM210 165H211V163H210ZM214 165H213V166H214ZM231 165H232V164H231ZM234 165H235V163H234ZM236 165H237V164H236ZM236 165H235V166H236ZM243 165H244V164H243ZM253 165H252V166H253ZM9 166H10V165H9ZM13 166H14V165H13ZM21 166H22V165H21ZM27 166H29V165H26V167H27ZM38 166H39V165H38ZM38 166H37V167H38ZM57 166H58V165H57ZM84 166H85V165H84ZM92 166H93V165H91V167H92ZM121 166H122V164H121ZM137 166H139V165H137ZM144 166H145V164H144ZM144 166H143V167H144ZM160 166H161V165H160ZM170 166H167V167H170ZM175 166H176V165H175ZM185 166H186V162H185ZM188 166H189V165H188ZM199 166H201V165L199 164ZM218 166H219V164H218ZM218 166H217V164H216L215 168L218 167ZM235 166H234V167H235ZM262 166H264V165H262ZM29 167H30V166H29ZM50 167H51V165H50ZM91 167H90V168H91ZM140 167H141V166H140ZM148 167H149V166H148ZM161 167H162V166H161ZM167 167H166V168H167ZM177 167H178V169H179V166H177ZM186 167H187V166H186ZM189 167H190V166H189ZM202 167H203V166H202ZM219 167H220V166H219ZM221 167H222V166H221ZM224 167H225V166H224ZM229 167H230V166H229ZM234 167H231L230 169H232V168H234ZM241 167H243V166H241ZM246 167L248 168V167H250V166H246ZM4 168H5V167H4ZM6 168H7V166H6ZM27 168H28V167H27ZM30 168H31V167H30ZM35 168H36V167H34V165H33V168H32V169H35ZM70 168H71V167H70ZM136 168H137V167H136ZM136 168H134V169H136ZM152 168H153V167H152ZM166 168H164V170H166ZM174 168L176 169V167H174ZM183 168H184V167H183ZM190 168H192V167H190ZM198 168H199V167H198ZM212 168H213V167H212ZM237 168H238V167H236L235 169H237ZM247 168H246V169H247ZM254 168H255V167H254ZM17 169H18V168H17ZM42 169H43V168H42ZM113 169H114V168H113ZM138 169H139V168H138ZM154 169H155V168H154ZM168 169H170V168H168ZM178 169H176V170H178ZM180 169H181V167H180ZM185 169H188V168H185ZM185 169H183V170H185ZM208 169H209V168L207 167V170H208ZM235 169H234V170H235ZM238 169H239V168H238ZM240 169L242 170V168H240ZM249 169L252 170V168H249ZM258 169H259V168H258ZM258 169H257V170H258ZM261 169H262V167L260 168V170H261ZM30 170H31V169H30ZM38 170H39V169H38ZM111 170H112V168H111ZM120 170H122V169H120ZM132 170H133V169H132ZM132 170H131V171H132ZM145 170H148V171H149L150 168H149V169H146V168H145ZM151 170L153 171V169H151ZM162 170H163V168H162ZM164 170L162 171L163 173H164ZM192 170H193V169H192ZM201 170H202V169H201ZM204 170H205V169H204ZM210 170H211V169H209V172H208V173H210ZM214 170H215V169H214ZM217 170L219 171L220 169L217 168ZM217 170H216L215 172H218ZM225 170H226V168H224V172H225ZM227 170L229 171V168H228ZM227 170H226V171H227ZM1 171H2V170H1ZM4 171H5V170H4ZM26 171L28 172L27 169H26ZM34 171H35V170H34ZM57 171L59 172V170H57ZM62 171H63V170H62ZM94 171H95V170H94ZM118 171H119V170H118ZM122 171H123V170H122ZM126 171H127V170H126ZM128 171H129V170H128ZM134 171H135V170H134ZM142 171H143V170H142ZM142 171H141V172H142ZM152 171H150V172H152ZM170 171H171V170H170ZM174 171H175V170H174ZM178 171H180V170H178ZM181 171H182V169H181ZM188 171H190V170L188 169ZM188 171L186 170V173H185V174H188ZM193 171H194V170H193ZM193 171H192V172H193ZM195 171H197V170L195 169ZM195 171H194L193 174L196 175V172H195ZM228 171H227L228 174H226V173H224V174H226V175H230L232 172H234V171H231V170H230L231 173L229 174ZM239 171H240V170H239ZM242 171H243V170H242ZM244 171L246 172V170H244ZM244 171H243V172H244ZM262 171H264V170H262ZM262 171H260V172H262ZM5 172H6V171H5ZM36 172H37V171H36ZM92 172H93V171H92ZM110 172L112 173V171H110ZM113 172H114V171H113ZM138 172L140 173V171H138ZM143 172H144V171H143ZM158 172H159V170H157V175H158ZM162 172H161V173H162ZM200 172H201V171H200ZM200 172L198 171L197 173L200 174ZM212 172H213V174H215V175L217 174V173H214L213 169H212ZM240 172H241V171H240ZM240 172H239V173H240ZM245 172H244V173H245ZM251 172H252V171H251ZM8 173H9V172H8ZM10 173H12V171H11ZM23 173H26V172H22L21 174L23 175ZM38 173H39V172H38ZM49 173H50V172H49ZM76 173H77V172H76ZM86 173H87V172H86ZM90 173H91V172H90ZM117 173H118V172H117ZM126 173H127V172H126ZM144 173L147 174V172H144ZM154 173H155V171H154ZM172 173L174 174V172H172ZM176 173H177V172H176ZM189 173H190V172H189ZM218 173H219V175H221V174H223V171H222L221 174H220V172H218ZM234 173L236 174V172H234ZM234 173H233V174H234ZM239 173H238V174H239ZM241 173H242V172H241ZM241 173H240V175H243V173H242V174H241ZM246 173H247V172H246ZM0 174H1V172H0ZM18 174H19V173H18ZM55 174H57V173H55ZM60 174H61V173H60ZM80 174H81V173H80ZM91 174H92V173H91ZM129 174H132V173H129ZM148 174H149V172H148ZM150 174H151V173H150ZM166 174H167V172H166ZM170 174H171V173H170ZM185 174H182V177H183V178H185V177H184ZM204 174H205V173H204ZM204 174H203V176H205ZM213 174H212V175H213ZM233 174H231V176H232ZM253 174H254V173H253ZM253 174H252V175H253ZM255 174L257 175L258 173H255ZM255 174H254V175H255ZM2 175H3V173H2ZM6 175H9V174H6ZM16 175H17V174H16ZM16 175H15V176H16ZM19 175H20V174H19ZM57 175H58V174H57ZM57 175H56V176H57ZM85 175H86V174H85ZM159 175H160V174H159ZM164 175H165V174H164ZM167 175H169V174H167ZM167 175H166V176H167ZM176 175H177V174H176ZM179 175H180V174H179ZM179 175H178V177H180ZM183 175H184V176H183ZM197 175H198V174H197ZM217 175H218V174H217ZM219 175H218V176H219ZM236 175H237V174H236ZM240 175H237V176H238V177H237L238 179H239V176H240ZM254 175H253V176H254ZM31 176H33V175H31ZM36 176H37V175H36ZM44 176H45V175H44ZM44 176H43V177H44ZM117 176H119V175H117ZM133 176H134V175H133ZM141 176L143 177V176H145V175H143V173H142ZM149 176H152V175H149ZM171 176H173V175L167 176V178L170 177V179H171ZM174 176H175V175H174ZM189 176H190V174H189ZM206 176H207V175H206ZM223 176H224V175H222V177H223ZM231 176H229V177H231ZM233 176H235V175H233ZM233 176H232V177H233ZM257 176H258V175H257ZM259 176H260V175H259ZM1 177H2V176H1ZM1 177H0V178H1ZM3 177H5V176H3ZM27 177H28V176H27ZM27 177L25 176V178H27ZM51 177H52V176H51ZM97 177H98V176H97ZM131 177H132V175H131ZM134 177H135V176H134ZM136 177H137V176H136ZM142 177L139 176L140 179H141ZM178 177H177V180L179 179ZM182 177H180V179H179L178 181H180ZM190 177H191V176H190ZM195 177H197V176H194V178H195ZM201 177H202V176H201ZM207 177H208V176H207ZM214 177H215V176H214ZM224 177H225V176H224ZM226 177H228V176H226ZM226 177H225V181H227V180L229 181V179H228L229 177L227 178V180H226ZM232 177H231V178H232ZM243 177H245V176L243 175L241 178H243ZM21 178H22V177H21ZM33 178H34V177H33ZM68 178H69V177H68ZM68 178H67V179H68ZM124 178H125V177H124ZM129 178H130V177H129ZM149 178H150V177H149ZM247 178H248V177H247V175H246V179H247ZM250 178H251V177H250ZM262 178H264V177H262ZM3 179H5V178H3ZM19 179H20V178H19ZM116 179H117V177H116ZM132 179H134V178L132 177ZM146 179H147V177H146ZM150 179H152V178H150ZM190 179H191V178H190ZM192 179H193V178H192ZM199 179L202 180V178H199ZM213 179H214V178H213ZM213 179H212V180H213ZM234 179H235V178H234ZM5 180H7V177H6ZM12 180H13V179H12ZM45 180H46V179H45ZM134 180H135V179H134ZM138 180H139V179H138ZM144 180H145V179H144ZM165 180H166V178H165ZM177 180H176V181H177ZM184 180L187 181L188 178H187V179H186V178L183 179V181H184ZM193 180H195V179H193ZM193 180H192V181H193ZM200 180H199V181H200ZM223 180H224V179H223ZM240 180H241V179H240ZM243 180H244V181H247L248 179L245 180V179L243 178ZM243 180H242V181H243ZM256 180H257V178H256ZM258 180H259V179H258ZM2 181H4V180H2ZM2 181H1V182H2ZM20 181H21V180H20ZM27 181H28V180H27ZM38 181H40V180H38ZM97 181H98V180H97ZM113 181H114V178H113ZM158 181H159V180H158ZM215 181H216V180H215ZM228 181H227L226 183H228ZM232 181H233V183H234V180H233V179H232ZM236 181H237V180H236ZM238 181H239V180H238ZM238 181H237V182H238ZM242 181H239V183H242ZM249 181H250V180H248V182H249ZM251 181H252V180H251ZM105 182H106V181H105ZM123 182H124V181H123ZM125 182H126V181H125ZM130 182H131V181H130ZM142 182H143V181H142ZM142 182L140 181L141 184H142ZM163 182H164V180H163ZM200 182H202V181H200ZM205 182H206V181H205ZM210 182H211V181H210ZM24 183H25V182H24ZM46 183H47V182H46ZM46 183H45V184H46ZM58 183H60V182H58ZM58 183H57V184H58ZM101 183H103V182H101ZM106 183H107V182H106ZM118 183H119V182H118ZM156 183H157V182H156ZM178 183H179V182H178ZM190 183H191V182H189L188 184H190ZM193 183H194V182H193ZM226 183H225V186H226ZM231 183H232V182H231ZM245 183H246V182H245ZM27 184H29V183H27ZM31 184H32V183H31ZM48 184H49V183H48ZM48 184H47V186H48ZM57 184H56V185H57ZM69 184L71 185V183H69ZM69 184H68V185H69ZM73 184H74V183H73ZM103 184H104V183H103ZM111 184H112V183H111ZM128 184H129V182H128ZM131 184H132V183H131ZM152 184H153V183H152ZM167 184H168V183H167ZM181 184H182V183H181ZM183 184H185V183H183ZM219 184H220V183H219ZM5 185H6V184H5ZM11 185H12V183H11ZM23 185H24V184H23ZM51 185H52V184H51ZM53 185H54V184H53ZM106 185H107V184H106ZM133 185H134V184H133ZM142 185H143V184H142ZM157 185H158V184H157ZM160 185H161V184H160ZM160 185H159V186H160ZM164 185H165V184H164ZM168 185H169V184H168ZM192 185H193L194 187H196V185L198 186V185H200V184L197 183L196 185H194V184H192ZM207 185H208V184H207ZM209 185H210V183H209ZM212 185H213V183H212ZM228 185H230V184H227V186H228ZM240 185H241V184H240ZM257 185H258V184H257ZM19 186H20V185H19ZM21 186H22V185H21ZM30 186H31V185H30ZM66 186H67V185H66ZM71 186H72V185H71ZM107 186H108V185H107ZM136 186H137V185H136ZM139 186H140V185H139ZM162 186H163V185H162ZM188 186H189V185H188ZM202 186H204V185L202 184ZM210 186H211V185H210ZM233 186H234V185H233ZM236 186H237V185H236ZM238 186H239V184H238ZM238 186H237V187H238ZM4 187H5V186H4ZM33 187H34V186H33ZM37 187H38V186H37ZM37 187H36V188H37ZM48 187H49V186H48ZM54 187H55V186H54ZM60 187H61V184H60ZM127 187H128V186H127ZM141 187H142V186H141ZM141 187H140V188H141ZM150 187H152V186H150ZM155 187H156V186H155ZM168 187H169V186H168ZM205 187H206V185H205ZM205 187H204V188H205ZM208 187H209V186H208ZM221 187H224V186H221ZM229 187H230V186H228V188H229ZM243 187H244V186H243ZM1 188H2V187H1ZM10 188H11V187H10ZM76 188H77V187H76ZM161 188H162V187H161ZM161 188H159V189H161ZM164 188H165V187H164ZM206 188H207V187H206ZM224 188H225V187H224ZM224 188H223V189H224ZM226 188H227V187H226ZM228 188H227V189H228ZM235 188H236V187H235ZM235 188H234V189H235ZM238 188L240 189L241 186L238 187ZM252 188H253V187H252ZM31 189H33V188H31ZM34 189H35V187H34ZM37 189H38V188H37ZM73 189H74V188H73ZM143 189H144V188H143ZM149 189H150V188H148V190H149ZM153 189H154V188H153ZM167 189H168V188H167ZM170 189H171V188H170ZM172 189H173V188H172ZM174 189H175V187H174ZM181 189H182V188H181ZM184 189H186V188H184ZM184 189H183V190H184ZM193 189H195V188H193ZM198 189H199V186H198ZM227 189H226V190H227ZM231 189H232V188H231ZM236 189H237V188H236ZM239 189H238V191H239ZM256 189H257V188H256ZM3 190H4V189H3ZM26 190H27V188H26ZM42 190H43V189H42ZM58 190H59V189H58ZM69 190H70V189H69ZM71 190H72V189H71ZM71 190H70V191H71ZM77 190H78V189H77ZM140 190H141V189H140ZM151 190H152V189H151ZM154 190H155V189H154ZM161 190H162V189H161ZM196 190H197V187H196ZM199 190H200V189H199ZM204 190H205V189H204ZM204 190H203V191H204ZM211 190H212V189H211ZM213 190H214V189H213ZM216 190H217V189H216ZM4 191H5V190H4ZM11 191H12V190H11ZM16 191H17V190H16ZM32 191H33V190H32ZM40 191H41V190H40ZM55 191H56V190H55ZM55 191H53V192H55ZM61 191H62V190H61ZM74 191H75V190H74ZM80 191H81V190H80ZM103 191H104V190H103ZM107 191H108V190H107ZM126 191H127V190H126ZM138 191H139V189H138ZM145 191H146V189H145ZM158 191H159V190H158ZM164 191H167V190L164 189ZM184 191H186V190H184ZM200 191H202V190H200ZM209 191H210V190H209ZM231 191H232V190H231ZM257 191H258V190H257ZM259 191H260V190H259ZM7 192H9V191H7ZM22 192H23V191H22ZM26 192H28V191H26ZM57 192H58V191H57ZM94 192H95V191H94ZM108 192H109V191H108ZM133 192H134V191H133ZM136 192H137V191H136ZM153 192H154V191H153ZM172 192H174V190H173ZM175 192H177V190H176ZM186 192H187V191H186ZM190 192H191V190H190ZM207 192H208V191H207ZM213 192H214V191H213ZM213 192H212L211 194H213ZM215 192H217V191H215ZM224 192L227 193V191H224ZM224 192H223V193H224ZM1 193H2V192H1ZM4 193H5V192H4ZM4 193H3V194H4ZM9 193H10V192H9ZM33 193H34V192H33ZM64 193H65V191H64ZM119 193H122V192L120 191ZM130 193H131V191H130ZM155 193H156V192H155ZM164 193H165V192H164ZM193 193H194V192H193ZM217 193H218V192H217ZM228 193H229V192H228ZM228 193H227V194H228ZM7 194H8V193H7ZM7 194H5V195H7ZM10 194H11V193H10ZM12 194H14V196H15V193H13V191H12ZM12 194H11V196H12ZM30 194H32V193H30ZM50 194H51V192H50ZM55 194H56V193H55ZM55 194H54V196H55ZM95 194H96V193H95ZM113 194H114V193H113ZM123 194H124V193H123ZM126 194H127V193H126ZM134 194H135V193H134ZM139 194H140V193H139ZM141 194H142V193H141ZM145 194H146V193H145ZM148 194H149V193H147V195H148ZM160 194H162V193H160ZM167 194H168V191H167ZM173 194H174V193H173ZM175 194H176V193H175ZM175 194H174V195H175ZM194 194L196 195V193H194ZM197 194H199V193H197ZM206 194H207V193H206ZM206 194H204V195H206ZM219 194H221V193L219 192ZM231 194H232V193H231ZM233 194H234V193H233ZM235 194H236V193H235ZM237 194H239V193H237ZM261 194H262V193H261ZM17 195H18V194H17ZM27 195H28V194H27ZM38 195L41 196L40 194H38ZM62 195H63V192H62ZM115 195H116V194H115ZM118 195H119V194H118ZM124 195H125V194H124ZM157 195H158V193H157ZM164 195H166V194H164ZM169 195H170V194H169ZM180 195H181L180 198H182V194H180ZM183 195H184V194H183ZM190 195H192V194H190ZM221 195H223V194H221ZM251 195H252V194H251ZM1 196H2V195H1ZM7 196H8V195H7ZM29 196H30V195H29ZM31 196H32V195H31ZM43 196H44V195H43ZM43 196H42V197H43ZM48 196H49V195H48ZM48 196H47V197H48ZM155 196H156V195H155ZM176 196H177V194H176ZM184 196H185V195H184ZM184 196H183V197H184ZM192 196H193V195H192ZM192 196H190V197H192ZM197 196H198V195H197ZM199 196H200V195H199ZM199 196H198V197H199ZM201 196H202V195H201ZM225 196H226V195H225ZM227 196H228V195H227ZM227 196H226V197H227ZM261 196H262V195H261ZM16 197H17V196H16ZM33 197H34V196H33ZM49 197H50V196H49ZM49 197H48V198H49ZM81 197H82V196H81ZM83 197H84V196H83ZM92 197H93V196H92ZM92 197H91V198H92ZM104 197H106V196H104ZM107 197H108V196H107ZM107 197H106V198H107ZM109 197H111V196H109ZM112 197H113V196H112ZM112 197H111V198H112ZM114 197H115V196H114ZM125 197H126V196H125ZM140 197H141V196H140ZM172 197H175V196H172ZM185 197L187 198V196H185ZM188 197H189V196H188ZM228 197H229V196H228ZM230 197H231V196H230ZM232 197H233V196H232ZM3 198H4V197H3ZM6 198H7V197H6ZM9 198H10V197H9ZM21 198H22V197H21ZM21 198H19V200H20ZM35 198H36V197H35ZM37 198H38V197H37ZM39 198H40V197H39ZM44 198H45V197H44ZM122 198H123V197H122ZM127 198H128V197H127ZM130 198H131V197H130ZM149 198L151 199V196H150ZM152 198H154V195L152 196ZM175 198H176V197H175ZM177 198H178V196H177ZM194 198H195V197H194ZM222 198H224V196H223ZM240 198H242V196H241ZM243 198H244V197H243ZM246 198H247V197H246ZM0 199H1V198H0ZM11 199H12V198H11ZM11 199H10V200H11ZM24 199H25V198H24ZM49 199H50V198H49ZM67 199H68V198H67ZM78 199H79V196H78ZM80 199H81V198H80ZM107 199H108V198H107ZM113 199H114V198H113ZM113 199H112V200H113ZM119 199H120V197H119ZM134 199H135V198H134ZM141 199H142V198H141ZM144 199H145V198H144ZM197 199H198V198H197ZM205 199H206V198H205ZM244 199H245V198H244ZM247 199H248V198H247ZM7 200H9V199H7ZM15 200H16V199H15ZM17 200H18V198H17ZM46 200H47V199H46ZM50 200H52V199H50ZM54 200H55V199H54ZM57 200H58V199H57ZM84 200H85V199H84ZM116 200H117V199H116ZM124 200L127 201L126 199H124ZM124 200H123V201H124ZM131 200H132V199H131ZM138 200H139V199H138ZM172 200H173V199H172ZM178 200H180V199H178ZM191 200L193 201V200H195V199H192V198H191ZM199 200H200V199H198V201H199ZM213 200H214V199H213ZM231 200H232V199H231ZM235 200H236V199H235ZM248 200H249V199H248ZM253 200H254V199H253ZM256 200H257V199H256ZM258 200H259V199H258ZM21 201L23 202V200H21ZM27 201H28V200H27ZM38 201H39V200H38ZM38 201H36V202H38ZM41 201H42V200H41ZM43 201H44V200H43ZM60 201H61V199H60ZM66 201H67V200H66ZM87 201H88V200H87ZM117 201L119 202V200H117ZM117 201H116V202H117ZM123 201H122V202H123ZM148 201H149V200H148ZM150 201H151V200H150ZM169 201H170V200H169ZM185 201H186V200H185ZM188 201H189V200H188ZM195 201H196V200H195ZM240 201H242V200H240ZM244 201H245V200H244ZM260 201H261V200H260ZM0 202H1V201H0ZM7 202H8V201H7ZM7 202H6V203H7ZM11 202H12V201H11ZM11 202H10V203H11ZM16 202H17V201H16ZM32 202H34V201L31 200L30 203H32ZM46 202H48V201H46ZM52 202H53V201H52ZM56 202H58V201H56ZM70 202H72V201H70ZM70 202H68V203H70ZM83 202H84V201H82V203H83ZM88 202H89V201H88ZM111 202H112V201H111ZM113 202L115 203V201H113ZM129 202H130V200L128 199V203H129ZM131 202H132V201H131ZM135 202L137 203V201H135ZM143 202H144V201H143ZM159 202H160V201H159ZM179 202H180V201H179ZM179 202H178V203H179ZM183 202H184V201H183ZM207 202H208V201H207ZM219 202H220V201H219ZM226 202H227V201H226ZM242 202H243V201H242ZM246 202H247V201H246ZM1 203H2V202H1ZM8 203H9V202H8ZM17 203H18V202H17ZM40 203H41V202H40ZM44 203H45V201H44ZM58 203H59V202H58ZM62 203H63V201H62ZM72 203H73V202H72ZM82 203H81V201H80V204H82ZM85 203H86V202H85ZM148 203H149V202H148ZM153 203H154V201L152 202V204H153ZM160 203H162V201H161ZM164 203H166V202H164ZM171 203H172V202H171ZM171 203H169V204H171ZM197 203H198V202H197ZM216 203H218V202H216ZM259 203H262V202H259ZM12 204H13V203H12ZM18 204H19V203H18ZM24 204H25V203H24ZM34 204L36 205L37 203H34ZM34 204H33V205H34ZM38 204H39V202H38ZM55 204H57V203H55ZM66 204H67V203H66ZM88 204H89V203H88ZM95 204H96V203H95ZM100 204H101V203H100ZM123 204H124V203H123ZM132 204H133V203H132ZM137 204H139V203H137ZM141 204L143 205L142 202H141ZM150 204H151V202H150ZM175 204H177V203H175ZM191 204H192V203H191ZM220 204H221V203H220ZM230 204H232V203H230ZM230 204H229V205H230ZM251 204H252V203H251ZM8 205H9V204H8ZM25 205H27V202H26ZM41 205H44V204L41 203ZM48 205H49V204H48ZM48 205H47V207H48ZM61 205H62V204H61ZM63 205H64V204H63ZM67 205H68V204H67ZM86 205H87V204H86ZM98 205H99V204H98ZM107 205H108V204H107ZM118 205H119V204H118ZM135 205H136V204H135ZM172 205H173V204H172ZM202 205H203V204H202ZM225 205H226V204H225ZM225 205H224V206H225ZM241 205H242V204H241ZM249 205H250V204H249ZM261 205H262V204H261ZM22 206H24V205H22ZM31 206H32V204H31ZM52 206H53V205H52ZM55 206H56V205H55ZM65 206H66V205H65ZM69 206H71V205H69ZM73 206H74V205H73ZM82 206H83V205H82ZM84 206H85V205H84ZM151 206H152V205H151ZM167 206H168V205H167ZM175 206H176V205H175ZM193 206H195V205H193ZM197 206H198V205H197ZM197 206H196V207H197ZM216 206H217V205H216ZM242 206H243V205H242ZM242 206H241V207H242ZM252 206H253V205H252ZM262 206H264V205H262ZM10 207H13V206L11 205ZM14 207L16 208L17 206L14 205ZM45 207H46V205H45ZM49 207H50V205H49ZM57 207H58V205H57ZM60 207H61V206H60ZM60 207H59V208H60ZM66 207H68V206H66ZM75 207H76V205H75ZM96 207H98V206H96ZM101 207H102V206H101ZM103 207H104V206H103ZM125 207H126V205H125ZM176 207H177V206H176ZM178 207H179V206H178ZM185 207H186V206H185ZM185 207L183 208V210L185 209ZM196 207H193V208H196ZM201 207H202V206H201ZM201 207H200V208H201ZM218 207H219V206H218ZM225 207H226V206H225ZM225 207H222V208H224V209L227 211V209H226ZM233 207H234V206H233ZM236 207H237V206H236ZM238 207H239V206H238ZM246 207H247V206H246ZM249 207H250V206H249ZM257 207H258V206H257ZM259 207H260V206H259ZM0 208L2 209V207H0ZM23 208H24V207H23ZM32 208H33V207H32ZM42 208H43V207H42ZM51 208H52V207H51ZM70 208H71V207H70ZM70 208H69V209H70ZM72 208H73V207H72ZM88 208H89V207H88ZM88 208H87V210H88ZM92 208H93V206H92ZM135 208L137 209V207H135ZM139 208H140V207H139ZM148 208H149V207H148ZM151 208H152V207H150L149 209H151ZM159 208H160V207H159ZM159 208H158V209H159ZM174 208H175V207H174ZM190 208H191V209H190ZM200 208L197 207V209H200ZM209 208H211V207H209ZM213 208H214V207H213ZM215 208H216V207H215ZM219 208H220V207H219ZM222 208H221V209H222ZM252 208H253V207H252ZM255 208H256V207H255ZM255 208H254V209H255ZM40 209H41V208H40ZM63 209H64V208H63ZM94 209H95V208H94ZM120 209H121V208H120ZM141 209H142V208H141ZM152 209H153V208H152ZM162 209H163V208H162ZM162 209H161V210H162ZM177 209H178V208H177ZM181 209H182V207H181ZM181 209H178V210H181ZM188 209H189L188 211H192V206H191V207L189 206ZM211 209H212V208H211ZM228 209H229V208H228ZM230 209H231V208H230ZM234 209H235V207H234ZM236 209H237V208H236ZM245 209H246V208H245ZM30 210H31V209H30ZM44 210H46V209H44ZM84 210H85V209H84ZM114 210H115V209H114ZM124 210H125V209H124ZM138 210H140V209H138ZM143 210H144V209H143ZM145 210H146V209H145ZM166 210H168L167 207H166ZM171 210H172V209H171ZM175 210H176V208H175ZM183 210H182V211H183ZM202 210H203V207H202ZM206 210H208V209H206ZM214 210H215V209H214ZM214 210H212V211H214ZM219 210H220V209H219ZM219 210H217V212H218ZM232 210H233V209H231V211H232ZM250 210H251V209H250ZM262 210H264V209H261V212H260V213H262ZM2 211H3V210H2ZM31 211H32V210H31ZM35 211H37V210H35ZM51 211H52L51 213H53V210H51ZM107 211H108V210H107ZM118 211H119V210H118ZM118 211H115V212H118ZM122 211H123V210H122ZM132 211H135V210H132ZM152 211H154V210H152ZM156 211H158V210H156ZM182 211H181V212H182ZM193 211H194V210H193ZM215 211H216V210H215ZM215 211H214V212H215ZM222 211H223V210H222ZM222 211H221V213L224 212V211H223V212H222ZM233 211H234V210H233ZM239 211H240V210H239ZM239 211H237V212H238V213L243 212V211H241V212H239ZM248 211H249V210H248ZM248 211H247V212H248ZM254 211H256V210H253V211H252L253 213H249V214H250L249 216H248V213H247V216L250 217L251 214H252V215H253V214H256L259 210L256 211V213H254ZM3 212H4V211H3ZM37 212H38V211H37ZM39 212H40V210H39ZM42 212H43V211H42ZM56 212H57V214H59V216H60V212H61V211H60L59 213H58V211H56ZM66 212H67V211H66ZM74 212H75V211H74ZM90 212H91V211H90ZM90 212H89V213H90ZM93 212H94V211H93ZM129 212H130V210H129ZM145 212H146V211H145ZM158 212H160V211H158ZM158 212H157V214H158ZM173 212H174V210H173ZM186 212H187V211H186ZM194 212H195V211H194ZM217 212H215V213L217 214ZM234 212H235V211H234ZM46 213H47V212H46ZM83 213H85V212H83ZM96 213H97V212H96ZM99 213H100V210H99ZM124 213H125V211H124ZM124 213H123V214H124ZM131 213H132V215L134 214L133 212H131ZM143 213H144V212H143ZM146 213H147V212H146ZM153 213H154V212H153ZM167 213H168V212H167ZM184 213H185V211H184ZM184 213H183V214H184ZM191 213H192V212H191ZM211 213L213 214V212H211ZM219 213H220V211H219ZM221 213H220V214H221ZM225 213H226V212H225ZM238 213H237V216H234L233 214L230 215V216L228 215V216L230 217V218L228 217V219H232V216H233L234 218H235V217H238ZM244 213H245V212H243V215H244L245 217H244V216L241 217L240 215H239V216H240L241 218H248V217H246V213H245V214H244ZM258 213H259V212H258ZM258 213H257V214H258ZM260 213H259V214H260ZM0 214H1V213H0ZM37 214H38V213H37ZM44 214H45V213H44ZM63 214H64V213H63ZM94 214H95V213H94ZM104 214H105V213H104ZM107 214H108V213H107ZM117 214H118V213H117ZM128 214H130V213H128ZM128 214H127V215H128ZM170 214H171V213H170ZM172 214H173V213H172ZM189 214H190V213H189ZM195 214H196V213H195ZM195 214H194V215H195ZM201 214H202V213H201ZM203 214H204V213H203ZM229 214H230V212H229ZM257 214H256V215H257ZM259 214H258V215H259ZM24 215H25V214H24ZM47 215H48V213H47ZM66 215H67V214H66ZM73 215L75 216V214H73ZM85 215H89V214H85ZM108 215H109V214H108ZM148 215H149V214H148ZM151 215H152V214H151ZM155 215H156V214H155ZM158 215H159V214H158ZM161 215H162V212H161ZM168 215H169V214H168ZM176 215H177V214H176ZM187 215H188V214H187ZM187 215H186V216H187ZM204 215H205V214H204ZM214 215H215V214H214ZM222 215H223V214H222ZM235 215H236V214H235ZM256 215H255V217H256ZM261 215H264V213H262ZM26 216H27V215H26ZM45 216H46V215H45ZM50 216H51V215H50ZM61 216H63V215H61ZM83 216H84V215H83ZM100 216H101V214H100ZM104 216H105V215H104ZM116 216H118V215H116ZM116 216H115V218H116ZM119 216L121 217V215H119ZM140 216H141V215H140ZM142 216H143V215H142ZM162 216H163V215H162ZM165 216H166V214H165ZM169 216H170V215H169ZM169 216H168V217H169ZM172 216H173V215H172ZM172 216H171V217H172ZM177 216H178V215H177ZM179 216H180V215H179ZM181 216H182V215H181ZM188 216H189V215H188ZM191 216H192V215L190 214V217H191ZM197 216H199V215H197ZM200 216H201V215H200ZM206 216H207V215H206ZM206 216H205V217H206ZM212 216H213V215H212ZM10 217H12V216H10ZM18 217H19V216H18ZM21 217H22V216H21ZM23 217H24V216H23ZM27 217H28V216H27ZM27 217H26V218H27ZM29 217H30V216H29ZM29 217H28V218H29ZM33 217H34V216H33ZM63 217H64V216H63ZM92 217H93V216H92ZM95 217H96V216H95ZM101 217H102V216H101ZM105 217H108V216H105ZM120 217H119V219H120ZM131 217H132V216H131ZM168 217H167V218H168ZM173 217H174V216H173ZM173 217H172V219H173ZM175 217H176V216H175ZM195 217H196V216H195ZM203 217H204V216H203ZM207 217H208V216H207ZM207 217H206V218H207ZM209 217H211V216H209ZM209 217H208V218H209ZM214 217H215V216H214ZM221 217H222V216H221ZM257 217H258V219H259V216H257ZM260 217H261V216H260ZM12 218H13V217H12ZM15 218H16V216H15ZM19 218H20V217H19ZM28 218H27V219H28ZM57 218H58V217H57ZM82 218H83V217H82ZM86 218H88V217H86ZM109 218H110V216H109ZM122 218H123V217H122ZM139 218H140V217H138V219H139ZM143 218H145V217H143ZM152 218H153V217H152ZM184 218H185V217H184ZM198 218H199V217H198ZM198 218H197V219H198ZM200 218H201V217H200ZM208 218H207V220H208L207 223L209 222V219H208ZM222 218H223V217H222ZM238 218H239V217H238ZM238 218H236V219H237V222H239ZM251 218L253 219L254 216H252ZM262 218H264V217H262ZM262 218H261V219H262ZM2 219H3V218H2ZM29 219H30V218H29ZM31 219H32V218H31ZM40 219H41V217H40ZM49 219H50V218H49ZM54 219H56V218H54ZM63 219H64V218H63ZM63 219H62V220H63ZM77 219H78V217H77ZM89 219H90V218H89ZM96 219H97V218H96ZM105 219H106V218H105ZM112 219L114 220V218H112ZM116 219H117V218H116ZM130 219H131V218H130ZM130 219H129V220H130ZM132 219H134V218H132ZM138 219H137V220H138ZM145 219H146V218H145ZM148 219H150V218H148ZM154 219H155V218H154ZM159 219H160V218H159ZM189 219H190V218H189ZM192 219H193V218H192ZM224 219H227V217L224 218ZM224 219H223V220H224ZM258 219H257V220H258ZM45 220H48V219L45 218ZM50 220H52V219H50ZM50 220H49V221H50ZM60 220H61V219H60ZM60 220H59V222H60ZM62 220H61V221H62ZM91 220H92V219H91ZM94 220H95V218H94ZM94 220H93V222H94ZM110 220H111V218H110ZM155 220H157V219H155ZM175 220H176V218H175ZM179 220H180V219H179ZM179 220H178V222H181L182 219H181L180 221H179ZM186 220H187V218H186ZM194 220H195V224H194V225H196V222H197L198 220H196V218H195ZM194 220H193V221H194ZM200 220H201V219H200ZM202 220H203V219H202ZM217 220H218V219H217ZM243 220L246 222V219H243ZM257 220H256V221H257ZM259 220H260V219H259ZM8 221H9V220H8ZM14 221H15V220H14ZM18 221H19V220H18ZM28 221H29V220H28ZM41 221H42V220H41ZM52 221H54V220H52ZM52 221H51V222H52ZM55 221H56V220H55ZM57 221H58V219H57ZM67 221L69 222V219H68ZM74 221H75V220H74ZM97 221H98V220H97ZM106 221H108V220L106 219ZM116 221H117V220H116ZM124 221H125V220H124ZM132 221H133V220H132ZM135 221H136V220H135ZM150 221H151V220H150ZM152 221H153V220H152ZM160 221H161V220H160ZM162 221H163V220H162ZM169 221H170V220H169ZM183 221H185V220H183ZM193 221L191 220L192 223H193ZM212 221H213V220L211 219V220H210V224H211ZM218 221H220V220H218ZM227 221L229 222V220H227ZM234 221H235V219L233 220V222H234ZM241 221H242V220L240 219V222H241ZM250 221H251V219H249V222H250ZM254 221H255V218H254ZM5 222H6V221H5ZM20 222H21V221H20ZM22 222H23V221H22ZM39 222H40V220H39ZM44 222H45V221H44ZM51 222H50V223H51ZM65 222H66V221H65ZM70 222H71V221H70ZM70 222H69V223H70ZM87 222H88V221H87ZM98 222H99V221H98ZM145 222H146V221H145ZM155 222H156V221H155ZM157 222H158V220H157ZM164 222H165V221H164ZM170 222H171V221H170ZM178 222H176V223H178ZM199 222H200V221H199ZM199 222H197V223H199ZM203 222L206 223V219H204ZM213 222H214V221H213ZM216 222H217V221H216ZM220 222H221V221H220ZM223 222H224V223L221 222L222 225H223V224H226V223H225V220H224ZM228 222H227V224H226L227 226H228ZM233 222L230 220V223H233ZM237 222H234V223H237ZM247 222H248V219H247ZM247 222H246V223H247ZM252 222H253V220H252ZM0 223H1V222H0ZM7 223H8V222H7ZM27 223H28V222H27ZM48 223H49V222H48ZM50 223H49V224H50ZM52 223H53V222H52ZM57 223H58V222H57ZM60 223H61V222H60ZM72 223H73V222H72ZM75 223H76V222H75ZM77 223H78V221H77ZM82 223H83V222H82ZM82 223L80 222V224H82ZM96 223H97V222H96ZM137 223H138V222H137ZM150 223H151V222H150ZM176 223H175V224H176ZM230 223H229V225H232V224H230ZM234 223H233V224H234ZM254 223H256V222H254ZM254 223H253V224H254ZM260 223H261V222H260ZM5 224H6V223H5ZM37 224H38V223H37ZM63 224H65V223H63ZM67 224H68V223H67ZM97 224H98V223H97ZM113 224H114V223H113ZM129 224H130V223H129ZM143 224H144V223H143ZM172 224H173V222H172ZM185 224H186V222H185ZM187 224H188V223H187ZM189 224H190V222H189ZM250 224H251V223H250ZM262 224H264V223H262ZM10 225H11V224H9V226H10ZM23 225H24V224H23ZM28 225H29V224H28ZM28 225H27V226H28ZM47 225H48V224H47ZM53 225H54V223H53ZM53 225H52V226H53ZM74 225H75V224H74ZM83 225H84V224H83ZM86 225H88V224H86ZM91 225H92V224H91ZM100 225H102V224L100 223ZM164 225H165V223H164ZM181 225H183V224H181ZM181 225H180V226H181ZM200 225H201V223H200ZM208 225H209V224H208ZM216 225H217V224H216ZM242 225H245V223L242 224ZM247 225H248V224H247ZM27 226L25 225V228H26ZM35 226H36V225H35ZM57 226H58V225H57ZM111 226H112V225H111ZM135 226H136V225H135ZM137 226H138V225H137ZM159 226H160V223H159ZM161 226H163V225H161ZM168 226H169V225H168ZM170 226H171V225H170ZM192 226H193V225H192ZM201 226H202V225H201ZM232 226H233V225H232ZM257 226H258V225H257ZM261 226H262V225H261ZM37 227H38V226H37ZM37 227H36V228H37ZM64 227H65V226H64ZM66 227H68V226H66ZM69 227L72 228V226H70V225H69ZM69 227H68V229H70ZM131 227H132V226H131ZM140 227H141V226H140ZM188 227H189V226H188ZM196 227H197V226H196ZM205 227H206V226H205ZM208 227H211V226H208ZM217 227H218V226H217ZM220 227H223V226H220ZM230 227H231V226H230ZM251 227H252V226H251ZM259 227H260V226H259ZM259 227H257V228H259ZM23 228H24V227H23ZM31 228H32V226H31ZM36 228H35V229H36ZM58 228H59V227H58ZM82 228H83V227H82ZM115 228H117V227H115ZM163 228H164V227H163ZM194 228H195V227H194ZM199 228H200V227H199ZM223 228H224V227H223ZM231 228H233V227H231ZM237 228H238V227H237ZM240 228H241V226H240ZM243 228H245V227L243 226ZM33 229H34V228H33ZM38 229H39V228H38ZM45 229H46V228H45ZM48 229H49V228H48ZM60 229H61V227H60ZM64 229H65V228H64ZM75 229H76V228H75ZM79 229H80V228H79ZM108 229H109V228H108ZM154 229H155V228H154ZM167 229H168V228H167ZM172 229H173V228H172ZM176 229H177V228H176ZM185 229H186V228H185ZM196 229H198V228H196ZM202 229H203V227H202ZM206 229H207V228H206ZM214 229H217V228H213L212 230H214ZM224 229H225V228H224ZM229 229H230V228H229ZM238 229H239V228H238ZM238 229H237V230H238ZM247 229H248V228H247ZM252 229H253V228H252ZM260 229H261V228H259V230H260ZM21 230H22V228H21ZM24 230H26V229H24ZM27 230H30V232H31V229L28 228ZM52 230H53V229H52ZM52 230H51V231H52ZM136 230H137V229H136ZM217 230H218V229H217ZM239 230H240V229H239ZM244 230L246 231V228H245ZM244 230H243V231H244ZM254 230H257V229L255 228ZM262 230H264V229H262ZM262 230H261V231H262ZM0 231H1V230H0ZM8 231H9V229H8ZM12 231H13V230H12ZM22 231H23V230H22ZM51 231H50V232H51ZM66 231H67V230H66ZM70 231H71V230H70ZM73 231H74V230H73ZM96 231H97V230H96ZM108 231H109V232H112L113 230H112V231L108 230ZM108 231H107V235H108V233H109ZM114 231H115V230H114ZM118 231H119V230H118ZM130 231H131V230H130ZM159 231H160V230H159ZM222 231H223V230H222ZM222 231H221V232H222ZM233 231H234V230H233ZM241 231H242V229H241ZM245 231H244V232H245ZM250 231H252V230H250ZM261 231H260V232H261ZM3 232H4V231H3ZM25 232H26V231H25ZM25 232H23V233H25ZM32 232H33V231H32ZM45 232H46V231H45ZM132 232H133V231H132ZM177 232H178V231H177ZM190 232H191V231H190ZM197 232H198V231H197ZM217 232H218V231H217ZM219 232H220V230H219ZM219 232H218V233H219ZM221 232H220V233H221ZM227 232H228V230L226 229V233H227ZM234 232H236V230H235ZM237 232H239V231H237ZM4 233H5V232H4ZM46 233H47V232H46ZM54 233H55V232H54ZM56 233H57V232H56ZM59 233H60V232H59ZM92 233H93V232H92ZM100 233H101V232H100ZM105 233H106V232H105ZM113 233H114V234H113ZM116 233H117V231L112 232V233H110V234H112V235L115 236ZM153 233H154V232H153ZM166 233H167V231H166ZM166 233H165V234H166ZM195 233H196V232H195ZM202 233H203V232H202ZM214 233H216V232H214ZM246 233H247V232H246ZM251 233H254V232H251ZM258 233H259V232H258ZM34 234H35V232H34ZM42 234H43V233H42ZM63 234H64V233H63ZM66 234H67V232H66ZM81 234H82V233H81ZM89 234L92 236L91 233H89ZM94 234H99V233H97V232L95 233V232H94ZM94 234H93V235H94ZM110 234H109V235H110ZM131 234H133V233H131ZM138 234H140V233H138ZM173 234H174V233H173ZM196 234H199V233H196ZM221 234H222V233H221ZM249 234H250V232H249ZM30 235H31V234H30ZM54 235H55V234H54ZM58 235H59V234H58ZM61 235H62V234H61ZM78 235H79V234H78ZM85 235H86V234H85ZM90 235H89V236H90ZM109 235H108V236H109ZM112 235H111V236H112ZM117 235L120 236V234H118V233H117ZM125 235H126V234H125ZM134 235H135V234H134ZM134 235H133V236L131 235V238H129V240H130V239H131V240H132V239L134 240V238H132V237H135ZM153 235H154V234H153ZM153 235L151 234V238H152V237H155L157 234L154 235V236H153ZM166 235H167V234H166ZM175 235H176V234H175ZM202 235H203V234H202ZM262 235H264V234H262ZM20 236H21V235H20ZM27 236H28V235H27ZM33 236H34V235H33ZM46 236H48V235H46ZM49 236H52V234L49 235ZM87 236H88V235H87ZM99 236H100V235H99ZM99 236H98V237H99ZM129 236H130V235H129ZM138 236H139V235H138ZM145 236L150 237L149 234H148V235H145V234H144V236L141 235V237H144V238H145ZM160 236H161V235H160ZM163 236H164V235H163ZM167 236H168V235H167ZM167 236H165V237H167ZM192 236H193V235H192ZM208 236H209V235H208ZM211 236H212V235H211ZM240 236H241V235H240ZM242 236H244V235H242ZM245 236H246V235H245ZM250 236H254V235H250ZM255 236H256V234H255ZM257 236H258V235H257ZM257 236H256V237H257ZM259 236H260V235H259ZM62 237H63V236H62ZM81 237H82V236H81ZM100 237H102V236H100ZM141 237H139L140 240H141ZM158 237H159V236H158ZM158 237H157V239H162V241H163V239L165 238V237H164V238H162V237H161V238H158ZM235 237H236V236H235ZM246 237H247V236H246ZM261 237H262V236H261ZM261 237H260V238H261ZM67 238H69V237H67ZM90 238H91V237H90ZM109 238H110V237H109ZM137 238H138V237H137ZM137 238L135 237V239H137ZM167 238H168V237H167ZM167 238H165V239H167ZM171 238H172V237H171ZM184 238H185V237H184ZM209 238H210V237H209ZM236 238H237V237H236ZM248 238H249V237H248ZM250 238H251V237H250ZM17 239H18V238H17ZM78 239H79V238H78ZM78 239H76V237H75V239H73L74 241H73V240L71 241V239H70L69 242H71V244H74V243L76 244V241H77ZM82 239H84V238H82ZM149 239H150V238H149ZM154 239H155V238H154ZM157 239H156V240H157ZM168 239H169V238H168ZM168 239H167V240H168ZM174 239H176V238H173L172 240H174ZM204 239H208V238H204ZM212 239H213V238H212ZM221 239H222V238H221ZM244 239H245V238H244ZM75 240H76V241H75ZM119 240H120V238H119ZM133 240H132V242L136 243V241H133ZM142 240H143V239H142ZM150 240H152V239H150ZM167 240H164V242H165V241L167 242ZM177 240H178V239H177ZM180 240H181V238L179 239V241H180ZM183 240H184V239H183ZM202 240H203V239H202ZM218 240H219V238H218ZM223 240H224V239H223ZM230 240H231V239H230ZM234 240H235V239L232 240L233 243H232V241H231V242L229 241L230 243L235 244V245H229V246L232 247L230 250L233 249V251H235V249L233 248V246H236V243H235L236 241L234 242ZM236 240H237V239H236ZM242 240H243V239H242ZM251 240H252V239H251ZM113 241H114V240H113ZM138 241H139V240H138ZM145 241H146V240H145ZM145 241H144V242H145ZM158 241H159V240H158ZM160 241H161V240H160ZM168 241H169V240H168ZM181 241H182V240H181ZM195 241H196V240H195ZM200 241H201V240H200ZM208 241H209V240H208ZM213 241H214V240H213ZM237 241H239V240H237ZM247 241H248V240H247ZM247 241H245V242H247ZM254 241H256V240H254ZM72 242H73V243H72ZM77 242H79V241H77ZM123 242H124V241H123ZM229 242H228V243H229ZM248 242H249V241H248ZM85 243H86V242H85ZM168 243H169V242H168ZM168 243H166V244H168ZM179 243H180V242H179ZM183 243H184V242H183ZM186 243H187V242H186ZM215 243H216V242H215ZM219 243H220V242H219ZM241 243H242V245H243L244 242H240V244H241ZM249 243H251V241H250ZM249 243H248V245H250ZM254 243H255V242H254ZM122 244H123V243H122ZM127 244H130V243H127ZM174 244H175V243H174ZM181 244H182V243H181ZM194 244L196 245V243H194ZM199 244H201V243L199 242ZM213 244H214V243H213ZM213 244H212V246L214 247ZM220 244H222V242H221ZM240 244H239V245H240ZM79 245H80V244H79ZM123 245H124V244H123ZM145 245H146V244H145ZM148 245H149V244H148ZM175 245H176V244H175ZM179 245H180V244H179ZM190 245H191V244H190ZM195 245L192 244V247H194ZM206 245H207V244H206ZM215 245H216V244H215ZM226 245H227V244H226ZM237 245H238V243H237ZM239 245H238V246H239ZM242 245H241V246H242ZM248 245H245V246H247V249H248V247H249ZM256 245H257V244H256ZM92 246H93V245H92ZM98 246H99V245H98ZM102 246H103V245H102ZM106 246H107V245H106ZM154 246H155V245H154ZM163 246H164V245H163ZM196 246H197V245H196ZM198 246L200 247V245H198ZM207 246H208V245H207ZM207 246H205V247H207ZM220 246H221V245H220ZM227 246H228V245H227ZM227 246H226V249L224 248L225 250H228V249L230 248L229 246H228L229 248H227ZM251 246H252V245H251ZM251 246H250V247H251ZM87 247H88V246H87ZM90 247H91V246H90ZM93 247H94V246H93ZM107 247H108V246H107ZM129 247H130V246H129ZM143 247H144V246H143ZM147 247H148V246H147ZM208 247H209V246H208ZM208 247H207V248H208ZM217 247H219V244L215 246V248H217ZM221 247H222V246H221ZM224 247H225V246H224ZM259 247H260V246H259ZM88 248H89V247H88ZM94 248H95V247H94ZM100 248H102V247H100ZM103 248H104V247H103ZM166 248H167V247H166ZM177 248H178V247H177ZM194 248H195V247H194ZM197 248H198V247H197ZM209 248H210V247H209ZM252 248H253V247H252ZM262 248H264V247H262ZM54 249H55V248H54ZM109 249H110V248H109ZM116 249H117V248H116ZM200 249H201V248H200ZM238 249H239V248H238ZM255 249H256V248H255ZM260 249H261V248H260ZM48 250H49V249H48ZM52 250H53V249H52ZM55 250H56V249H55ZM55 250H54V251H55ZM69 250H70V249H69ZM93 250H95V249H93ZM100 250H101V249H100ZM192 250H193V249H192ZM192 250H191V251H192ZM203 250H204V248H203ZM222 250H223V247H222ZM251 250H253V249H251ZM256 250H258V249H256ZM261 250H262V249H261ZM261 250H259V251H261ZM56 251H57V250H56ZM159 251H160V250H159ZM239 251H240V249H239ZM259 251H258V252H259ZM82 252H83V251H82ZM100 252H101V251H100ZM116 252H117V251H116ZM143 252H144V254L146 255V254H149L151 251H149V253H146L147 251H146V252L143 251ZM174 252H175V251H174ZM183 252H184V250H183ZM229 252H230V251H229ZM235 252H236V251H235ZM253 252H254V251H253ZM57 253H58V252H57ZM166 253H167V252H166ZM195 253H196V252H195ZM199 253H200V252H199ZM73 254H74V253H73ZM75 254H76V253H75ZM100 254H101V253H100ZM136 254H137V253H136ZM139 254H142V253L139 252ZM152 254H153V253H152ZM155 254H156V253H155ZM155 254H153V255H155ZM164 254H165V253H164ZM169 254H171V253L168 251V254H167V255H169ZM184 254L186 255L187 253H184ZM188 254H189V253H188ZM188 254H187L186 257L183 256L182 260L185 259L184 261H186V259H187V260L190 259V256H189ZM190 254H191V253H190ZM200 254H201V253H200ZM204 254H205V253H204ZM209 254H210V253H209ZM228 254H229V253H228ZM233 254H234V253H233ZM241 254H242V253H241ZM262 254H264V253H262ZM262 254H261V255H262ZM104 255H105V254H104ZM150 255H151V254H150ZM165 255H166V254H165ZM165 255H164V259H162V258H163V255H162V256H160V255H155V257L158 258V257L160 256V258H158V260L161 259V260H164V261H165V260H166ZM167 255H166V256H167ZM173 255H175V253L172 254L171 259H172V258L174 259ZM177 255H179V254L176 253L175 257H176ZM191 255H192V254H191ZM193 255H194V254H193ZM206 255H207V254H206ZM226 255H227V254H226ZM238 255H239V254H238ZM238 255H236V256L238 257ZM255 255H257V253H255ZM255 255H254V256H255ZM258 255H259V254H258ZM94 256H95V255H94ZM99 256H100V255H99ZM106 256H107V255H106ZM111 256H113V255H111ZM136 256H138V255H136ZM141 256H142V255H141ZM141 256L139 255V258H138V257H137V258H138L139 260H144V259H141V258L143 257V256H142V257H141ZM157 256H158V257H157ZM4 257H5V256H4ZM4 257L2 256L3 259H4ZM84 257H85V256H84ZM90 257H91V256H90ZM103 257H104V256H103ZM122 257H123V256H122ZM140 257H141V258H140ZM146 257H147V255H146ZM148 257H149L148 259H151V258H152L151 256H148ZM150 257H151V258H150ZM167 257H168V258H167V261H169L170 258H169V256H167ZM177 257H178V256H177ZM179 257H180V256H179ZM181 257H182V256H181ZM187 257H188V258H187ZM194 257H195V255H194ZM194 257L191 256L192 259H194ZM196 257H197V255H196ZM225 257H226V256H225ZM231 257H232V256H231ZM231 257H229V259H228V257H227L226 259L230 260ZM234 257H235V256H234ZM240 257H242V255H240ZM240 257H239V258H240ZM261 257H264V255H262ZM0 258H1V256H0ZM2 258H1V259H2ZM49 258H50V257H49ZM55 258H57V257H55ZM62 258H63V257H62ZM113 258H114V257H113ZM127 258H128V257H127ZM143 258H145V257H143ZM156 258H155V259H156ZM197 258L200 259L199 257H197ZM197 258H195V259H197ZM213 258H214V257H213ZM220 258H222L221 255H220ZM52 259H53V258H52ZM82 259H84V258H82ZM110 259L112 260V257H111ZM114 259H115V258H114ZM129 259H131V256H130ZM132 259H134L133 256H132ZM132 259H131V261H132ZM135 259H136V257H135ZM135 259H134V260H135ZM168 259H169V260H168ZM173 259H172V260H173ZM195 259H194V262H195V261H197V262L200 261V260H195ZM206 259H207V258H206ZM241 259H242V258H241ZM243 259H244V258H243ZM259 259H260V258H259ZM33 260H34V259H33ZM62 260H63V259H62ZM62 260H61V261H62ZM91 260H92V259H91ZM117 260H118V259H117ZM146 260H147V259L145 258V261H146ZM151 260H152V259H151ZM151 260H149V261L151 262ZM158 260L156 259V261H158ZM161 260H160L159 262H161ZM175 260H176V259H175ZM177 260L179 261V258H178ZM180 260H181V259H180ZM204 260H205V259H204ZM223 260H224V258H223ZM223 260H222V259H220V260L218 259V260L215 261V262L217 263L218 261L220 262V261H223ZM228 260H227V261H228ZM233 260H234V262H236V259H233V258L231 259L230 262H232ZM237 260H238V258H237ZM245 260H248V259H245ZM10 261H11V260H10ZM22 261H23V260H22ZM24 261H25V263L28 262V264L31 263V262L26 261V260H24ZM47 261H48V260H47ZM53 261H54V260H53ZM56 261H57V260H56ZM79 261H80V260H79ZM122 261H123V260H122ZM145 261H144V262H145ZM149 261H147V263H148ZM152 261H154V260H152ZM167 261H166L165 263H171V262L173 263L174 260L171 261V262H167ZM202 261H203V260H201V262H202ZM209 261H210V260H209ZM211 261H212V260H211ZM224 261H226V260H224ZM240 261H241L240 264H242V260H240ZM251 261H252V260H250V261H248V262H249L250 264H253V263L255 262V261H254L253 263H251ZM256 261H257V260H256ZM259 261H260V260H259ZM34 262H35V260H34ZM126 262H127V261H126ZM126 262H125V263H126ZM142 262H143V261H142ZM144 262H143V263H144ZM203 262L207 263L206 261H203ZM203 262H202V263H203ZM215 262H213V263H215ZM237 262H239V261H237ZM237 262H236V263H237ZM244 262H245V264L248 263V262H246V261H244ZM262 262H264V261H262ZM1 263H2V262H1ZM6 263H7V262H6ZM23 263H24V262H23ZM35 263H36V262H35ZM52 263H53V262H52ZM65 263H67V262H65ZM68 263H69V261H68ZM92 263H93V262H92ZM130 263H131V262H130ZM145 263H146V262H145ZM208 263L210 264V263H212V262H208ZM213 263H212V264H213ZM224 263H226V262H224ZM227 263L229 264V262H227ZM257 263H261V262H255V264H257ZM2 264H3V263H2ZM4 264H5V263H4ZM11 264H12V263H11ZM17 264H18V263H17ZM32 264H33V262H32ZM37 264H38V263H37ZM49 264H50V263H49ZM53 264H54V263H53ZM72 264H73V263H72ZM110 264H111V263H110ZM126 264H127V263H126ZM163 264H164V263H163ZM191 264H192V263H191ZM193 264H194V263H193ZM197 264H199V262H198ZM203 264H204V263H203ZM219 264H222V263L220 262ZM232 264H234V263H232ZM237 264H238V263H237ZM262 264H264V263H262Z\"/></svg>","mask_w":264,"mask_h":264}]
</instances>
